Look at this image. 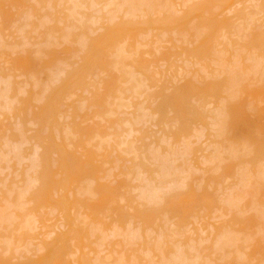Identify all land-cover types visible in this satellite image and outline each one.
<instances>
[{
  "label": "bare ground",
  "instance_id": "1",
  "mask_svg": "<svg viewBox=\"0 0 264 264\" xmlns=\"http://www.w3.org/2000/svg\"><path fill=\"white\" fill-rule=\"evenodd\" d=\"M1 1V3H2V0H0ZM10 1V0H9ZM31 1V0H30ZM30 1H28V0H20L19 1V5H18V8L15 10L14 8L13 9H11V7L13 6V7H15L14 5H11V7L10 6H5V7H10V11H16V12H1V15H2V13H3V15H5V16H7V17H5V20H4V16H2L3 18V20L1 19V17H0V19L3 21L2 23H0V35L2 36H0L1 37V39H0V53H4V51H5V48L7 47L6 46V44H8V43H6L8 40H5V39H8V37L6 36V35H8L9 37H11V35H12V37H13V35L15 36V35H18V33H19V36H23V37H16V38H18L19 40H21V39H27L28 38V40L30 41V40H32V41H34L33 43L35 44V49H32V48H34V47H32V46H34V44L32 45V44H29L28 46L26 45L27 44V42L28 41H26L24 44L27 46L26 48H28L29 47V49H25V50H23V44H21V45H19V47L21 46L22 47V49H21V47H20V49L22 50H19L18 49V47L16 48V51H17V49L19 50V52L21 51L22 53L21 54H19V52L17 51H15L13 54H15L16 56H18V57H16V58H13V54L11 53H9L10 52V50L12 49V51H14V49H15V46L14 47H12L11 49H8L9 48V44H8V47H7V50H9V52L7 51V54L8 55H12V59H10V57H9V59L7 60H2L1 61V56H2V59H5L6 58V56L3 58V55L2 54H0V80H1V82H2V84H4L3 86H0V115H1V117H2V115L5 113V114H8V115H10V114H12V115H14V117L15 118H13V119H15V121H16V119H18L19 121V127L18 126H16V127H18V129L16 128L15 129V127H14V129H15V132H11V134L9 133V131H10V128H11V131L13 130V126L14 125H12L13 123H11L10 122V124L12 125V127H11V125L9 126V121L7 120L6 122H7V128L5 127L4 128V126H6V122L4 123V120L5 119H3L1 122L2 123H4L3 124V126H2V123L0 122V127L2 126V128H4V129H6V131L7 132H5L3 129H1L0 128V130H3L4 131V133L6 134V135H8V137L4 134V133H2V134H0V163H2V162H8V161H6V160H10V158L11 157H7V154H8V156H10V147H12V150H13V146H12V144H15L14 145V147H15V151H11L12 153H13V157L11 158L12 160H15V162H14V164H16V162L18 163V166L20 165L19 163H22V162H24V160L26 161V159L30 156V155H34V157H35V161H36V164H37V162H39L38 163V168H39V170L38 171H36V169H37V166H36V164H35V170H34V167H32L33 165H32V162H33V158L29 161V159L27 160L28 162H30V163H28V164H30V165H32L31 167H32V170L34 171V172H36L35 173V175L34 176H36V177H34V179H33V183L35 182L34 180L36 179L37 181H38V184H36L35 183V185L32 183L31 184V186L33 185V187L35 188H32L31 186H30V183L28 184V182H32V180L31 179H29L28 180V178L27 177H29L30 175H27L28 174V171H29V169H31V167H27V169H25L24 171L25 172H23V171H21V170H23L22 168H21V170H20V172H23L22 174L23 175H25V179L28 181V182H26L27 183V186H30V188L29 189H31L30 191H29V189L27 190V186L25 185L24 186V179H20L19 178V180L18 181H16V180H13L14 178H16V179H18V177H20V175L18 174V173H20V172H17V171H19V170H17L16 171V169H18V168H20V166L18 167V168H13L14 169V171L18 174V177H12V175L14 174H12V175H10V173H8L9 175H7V177H5V176H3V177H5V178H2V176L0 175V187L2 188H0V229L2 228V229H4V231L6 230H8L7 232H6V234L7 235H4V236H1L0 235V264H69V262L70 261H72L71 259H73V258H69V256L70 255H74V256H72V257H75L76 255H78V249H80V251L81 252H79L80 254L78 255V257L76 256V260L74 261V263H78V264H207L206 262H200L199 260H197L196 259V257L198 256V254L200 255V257H203V259H205V257L207 256V255H209V253H211L212 255H213V257H214V260L216 261V263H218V260L219 259H221V257H222V260H219V261H221V263H219V264H223V262H225V261H227L226 262V264L228 263V264H240L242 261L244 262H248V261H246V260H248V259H246L248 256V254L250 255V252L249 253H246L245 252V248H248V247H246V246H249V245H251V244H255V243H257L258 245L256 246V245H254V247L256 246V248L257 247H260L259 246V242L261 243V246L262 247H264L262 244V242H264L263 240H264V235L262 236V238H261V240L259 239V237H257L258 238V240L257 239H255V238H253V240H254V242L253 243H248L249 242V240H248V242H246V244H245V241H247V239H246V237L245 236H247L248 234L246 233H244V232H249V229L248 230H246L245 228H243L244 226L246 227V225H248L249 227H247V228H250L251 229V227L253 226V225H249V223H248V221L249 222H252L254 219H255V217L257 216L258 218H260V216H261V214L258 216L257 215V211L256 212H253V213H255V214H251L252 212H250V214H251V216H250V218H249V215H244L245 216V218H249L248 219V221L246 222V219L244 220L242 217L240 218L242 221H244V222H240L241 220L238 218L239 216H238V213H237V210L239 209L240 211L242 210V208L243 207H241V209L240 208H237V207H240L239 205H238V203H236L235 202V199L236 198H234V205H235V207H233V208H235V211H236V213H235V211L233 210V208H232V206H231V208H230V210H231V213L230 212H227V210H228V208H226V209H224V207H228V204H227V206H226V204L225 205H222L221 203H222V201H226V198L225 199H220L221 197L219 196V195H217L218 193H216L217 191H216V189H215V195H214V193H213V191L210 193V191L209 190H211V189H202L201 190V183H205V181H207L206 179L204 180L203 178H204V176H202V175H206V172H207V174L210 172V170H211V168H210V170L209 169H207L206 168V170H209V171H206L205 172V170H204V172H203V174L200 176V178H199V176L197 177V175H196V178H195V180H193L192 179V181L194 182V181H197V180H200V179H202V180H200L199 182L197 181V187H199V188H197V187H194L196 190H194L192 187H186V185H185V187L186 188H183L182 190L183 191H178V190H181L180 188H177L176 187V189L175 190H177V191H172V189L171 190H169V188H168V192H167V190H164L165 192H166V194H165V192H163V190L162 191H160L159 190V192H157L156 190H155V194H154V192H152V190L154 191V189H155V187L158 185H156L155 187H151V185L149 186V182H153L152 180H155L154 178V176L152 175L153 174V171L155 170V169H153V171H151L150 172V174L153 176V177H151L150 178V176L151 175H147V176H149V177H144L145 176V174L147 173V171L145 172V174H144V172H143V174H144V176H143V174H142V169H144V168H141L143 165L145 166V164H143L144 162H143V159L142 158H144V157H141V159H142V161H140V159L138 158L141 154L139 153L138 155L139 156H137V153H136V151L139 149V147H141L142 149H143V147L142 146H139L138 148H136V147H134V145H126V147L127 148H125L124 147V149L126 150L127 149V151L130 153V154H133V157H135V159H132V160H135V162L133 161V164H131L130 163V165H132V167H130V165H129V167H128V169L125 167V168H122L123 170H125L126 169V171L128 170V172H129V175H127V173H124L125 175H122L123 176V178L127 175V177L125 178V179H123L122 178V180L121 181H117L116 182V184L117 183H119L120 185V187L122 186V187H124V190H127L126 188H128V187H130V190H131V186H132V181H134L135 179V181H137V177L139 176V174H140V176H143V179L141 178L140 179V183H139V185L142 183H144V189H143V185L141 186V188L144 190V192H141V190L140 191H138V194L136 195V196H134V193H131V194H129L130 192H129V189H128V191H125V192H122L123 194L125 193L126 194V196H127V192H129L128 194L130 195H128V200H127V205H128V208H127V206L126 205H124V203L122 204V207H121V204L119 205V207H118V202H124V199H122V200H119L118 198L119 197H117L116 195H121V191H122V187H121V191H119V186H118V184L117 185H115V186H118V187H114V186H112V187H109L108 185L106 186H103L102 184H98L97 185V183H96V186H94L93 184H95V179H94V174L98 177V176H100L101 175V177H96L97 178V180L99 179V178H103L104 179V177H105V172L106 171H110L112 168L111 167H109L108 165L109 164H111V165H113L112 164V162L111 163H109L108 165H106L108 162V159H104V161H102L101 160V158H103V155H102V157H99V159H98V155L99 156H101V154L105 151H101L102 149H106V143L108 142L107 140L108 139H111V138H109V137H106V138H108L107 140H105L106 138H104L105 136H104V134L106 135L107 133H106V131L107 130H111L112 128H109V129H106V127H108V125H102V124H99V123H90V124H88V125H85L86 124V122L85 123H83L82 124V122L85 120V118H86V114H88L89 113V107H90V109H91V107H92V104H94L95 106H96V110H95V112H94V114L93 115H95L96 117H103V118H105V117H107V116H111V114H113L114 112H115V110H113V108H109V106L107 107V106H105V104H104V99H106V97H104L105 96V94H106V96L107 97H112L113 98V100L116 98V100L117 99H119L118 98V94H117V91H120V90H118L116 87H114L115 86V79L116 78H118V76L120 75V79H122V81H123V79L125 78V81H127V82H129L130 83V81L132 82H134V84H131L130 83V85H129V83H127L128 84V86H129V88L130 87H132L133 89V93H135V91H134V87H135V89L137 90L138 89V91H139V87H140V89H141V86H140V83L142 84V87L144 86V87H146L147 88V84H146V86L143 84L144 82H141L142 80L141 79H139L140 77H135L136 75H134V73H135V71H132V70H134V69H130L128 66H126V64H125V60H127V62L128 63H130V62H132V63H136V62H138V60H140V62H138L137 63V66H138V68H140L139 67V65H141V62L143 61V59L141 60V58H144L143 56L142 57H139V56H141V55H139L138 57L139 58H137L136 57V55L138 54V53H140V51L139 52H137V50L139 49V47H138V49L136 48V45L134 44V43H136V41H134V38H135V36H137L136 34H139L140 32H137L134 36H133V34H131V33H133L135 30L137 31V30H139L137 27L138 26H140V25H144L143 23H145L146 25H144V26H147L148 24H150V22H152L153 20H152V15H151V13H150V11H152L151 10V8L152 7H156V6H159L158 4H160L159 3V0H32V1H34L33 3L31 2L30 3ZM163 1V0H162ZM161 0H160V2H162ZM174 1V0H173ZM176 1V0H175ZM216 1V0H215ZM232 1H235V0H217L216 2L218 3V5H219V9H220V6H222V5H224V4H227L228 5V3H230V2H232ZM238 1H241V0H238ZM238 1H236L235 3H238ZM255 2H257L256 3V5L258 4V1L260 2L257 6L254 4V3H251V4H253V6H255L256 8H255V12H259L260 13V15H262V16H260V18H264V0H254ZM3 2H5V5H6V3H10V2H8V0H4ZM165 2V1H164ZM204 2V3H203ZM203 2H197V3H195V4H191L192 6H190V7H188V8H186L181 14L179 13V15H177V14H171V13H164L163 14V17L161 18V19H159V20H156L155 19V27H156V25H157V23L159 24V27H161L162 29L161 30H163V31H165L164 29V27H166L165 25H167V27H166V29L168 30H170V28H174L173 30H176L177 28L176 27H174V26H177L178 27V25L177 24H173V21H174V23H176V21H180V20H183V19H185L186 17H188V16H197L198 17V19H200V20H198V21H201V22H198L199 23V27L201 26L203 29L205 28V29H207L209 32H207V30H206V34L203 32V34L200 36V38H198V39H200V41H199V43L196 45V51L198 52V56H197V52H195L194 51V53L196 54V57L200 60V58H201V61H203L204 62V65H205V61H207V63L209 64V62L210 61H212V57H211V50L213 51L214 50V48H213V46L215 45V44H217V42L218 41H216V35L219 33L218 31H221V30H218V29H221V28H224V27H227V29H228V26H233V23H232V20L230 19V21H228V18H227V21L225 22V23H220V21H219V19H218V21H219V28L216 26V28H217V30L216 31H214V29H213V27H215V25H217L216 23H217V21L215 20V19H217V18H220V17H222L221 15H222V13L221 12H218V13H215V11L214 12H211L210 10H211V8H212V6L214 5H212V3H210V2H213V0L212 1H208L207 3L205 2V1H203ZM216 2H214V3H216ZM244 2H248L247 0L246 1H244ZM217 3H216V5H214V9L216 10V6H217ZM234 3V4H235ZM3 4V3H2ZM1 4V5H2ZM10 4H12V3H10ZM9 4V5H10ZM107 4V7L109 6L110 8H106V7H104V9L102 8V11L103 10H105L107 13H109V11L108 10H110V12L111 11H115V13L116 14H123V15H125L126 13H128V14H130L129 13V11L130 10H137V12L136 13H138V10H139V14L141 13H143V14H145V17L147 16V18H149L147 21H145V22H141V21H139V25H138V23L136 24V23H133V21H123V20H118L117 19V16L114 14V13H112V15H113V17H114V19H113V17H112V15L110 14H108L109 15V17H111L112 18V20H113V22L114 21H118V22H115V23H113L112 22V20H111V18H110V20H111V22L110 21H108V23L107 24H99V22L97 23V22H94V24L95 23H97L98 25H100L99 26V30H98V28H97V30L100 32H98L97 33V35H96V31L94 30V32L93 31H91L92 29H94V28H92V26H95L94 24L92 25V23H93V20H97L96 18H92V16H93V14L95 15V11H94V9H91V8H95V10H96V12H97V14L99 15V13H98V9L99 8H101V6H104V5H106ZM206 4H208V5H206ZM210 4L212 5L211 7H210ZM242 4V3H241ZM245 4V3H244ZM250 4V5H251ZM100 5V6H99ZM208 7H206V6ZM249 5V6H250ZM3 6H4V4H3ZM26 6V7H25ZM97 6V7H96ZM160 6H161V4H160ZM159 6V7H160ZM168 6H170V5H167L166 7H168ZM243 6V5H242ZM248 5H247V7H249ZM99 7V8H98ZM166 7L164 8V9H166ZM171 7V6H170ZM169 7V8H170ZM229 6H227V8H228ZM236 7V6H235ZM244 7H245V5H244ZM29 10H28V9ZM45 8V10H46V12L45 11H43V9ZM107 10H106V9ZM156 8H158V7H156ZM161 8H162V6H161ZM173 8V7H172ZM171 8V9H172ZM209 8H210V10H209ZM218 8V7H217ZM229 8H231V7H229ZM228 8V9H229ZM251 8L252 9H254V7H252V6H250V8H246L248 11H249V9L251 10ZM0 9H1V7H0ZM94 12L93 14L90 12L91 10ZM170 9V10H171ZM205 9L207 10L208 9V12L206 13L205 12ZM213 9V10H214ZM219 9H217V10H219ZM232 9V8H231ZM230 9V10H231ZM240 9V8H239ZM243 8H241L240 10H238V7H237V9L236 10H234L235 11V13H232L233 14V16H234V19H235V17H239L238 18V20H240L241 18L243 19V17L247 20V17H250V14L248 13V12H246V13H248V14H244L243 12H245L244 10H242ZM4 10H6V9H4ZM9 10V9H8ZM39 10H40V12H41V10H42V14L44 15V16H40L39 14H41V13H39ZM153 10H155L154 8H153ZM156 10H160V9H156ZM163 10V9H162ZM167 10H169V9H166V11ZM216 10V11H217ZM225 10V9H224ZM227 10V9H226ZM90 13H89V12ZM101 12V11H100ZM118 12V13H117ZM157 12V11H156ZM160 12H162V11H160ZM205 12V13H204ZM211 12V13H210ZM255 12H254V14H255ZM103 13L105 14V12L103 11ZM133 13V12H132ZM224 13V12H223ZM251 13V12H250ZM252 13H253V10H252ZM252 13H251V15H252ZM259 13L257 14L258 16H259ZM23 14H25L26 15V17H25V15H23ZM41 14V15H42ZM92 14V15H91ZM103 14V15H104ZM138 14V15H139ZM155 14H157V13H155ZM204 14H207V16H205ZM219 14H221V15H219ZM244 14V15H243ZM0 15V16H1ZM20 15H23L24 17H22V16H20ZM100 15H101V13H100ZM108 15H107V19L109 18L108 17ZM122 15V16H123ZM127 15V14H126ZM175 15V16H174ZM177 15V16H176ZM224 15V14H223ZM226 15V14H225ZM245 15H246V17H245ZM17 16H19L20 18L22 17V18H25L26 20H24L23 22H21V21H19L20 20V18H18ZM142 16V15H141ZM155 16V15H154ZM158 16H160V15H158ZM191 16V17H192ZM227 16V15H226ZM226 16H225V18H226ZM231 16V15H230ZM254 16V15H253ZM256 16V15H255ZM254 16V19H256V17ZM257 16V17H258ZM40 17H44V19L42 18V20H44V22L43 21H39V23H36L37 21L35 20L36 18H40ZM116 17V18H115ZM144 17V16H143ZM241 17V18H240ZM7 18V19H6ZM16 18H18L19 20H17ZM92 18V19H91ZM100 17H98V19H99ZM133 18V17H132ZM131 18V19H132ZM224 18V17H223ZM224 18V19H225ZM233 18V17H232ZM262 18V19H263ZM41 19V18H40ZM39 19V20H40ZM47 21H46V20ZM107 19H101V21L103 22V20H106V22H107ZM115 19H117V20H115ZM124 19V18H123ZM178 19H180V20H178ZM193 19H194V17H193ZM221 19V18H220ZM244 19V20H245ZM253 19V18H252ZM252 19H251V17H250V20L252 21ZM1 20H0V22H1ZM91 20H92V23H91ZM109 20V19H108ZM244 20H242V23H240L241 25V27L237 24V23H235L236 25H238V28H242V30H244L243 31V33H245V32H247V28H249V27H251L252 25H254L253 23H251L252 25L250 26V23H248V21H246L247 22V24H249V26L248 25H246L245 27H244V25L243 24H245L246 22H244ZM249 20V19H248ZM249 20V21H250ZM259 20V19H258ZM261 20V19H260ZM8 22L9 24H8V32H6V26H7V23H5L6 25H4L3 23L4 22ZM17 21H19V22H17ZM99 21V20H98ZM250 21V22H251ZM256 21V20H255ZM264 21V20H263ZM16 22V23H15ZM48 22H49V24H48ZM137 22V21H136ZM140 22H141V24H140ZM170 22H172V23H170ZM216 22V23H215ZM229 22V23H228ZM237 22V21H236ZM257 22V21H256ZM260 22V21H259ZM259 22H257V23H259ZM17 23H19V24H17ZM91 23V24H90ZM111 23H113V24H111ZM186 23V22H185ZM198 23L197 24H195L194 26H192V27H190V25H192V23L189 25V27L191 28V29H194L193 27H195L196 25L198 26ZM201 23V24H200ZM215 23V24H214ZM228 23V24H227ZM231 23V24H230ZM1 24L2 25H4L3 27H5V29L6 30H4V28L1 26ZM17 24V26H15V25ZM168 24L170 25V26H168ZM181 24H183V23H181ZM181 24L179 25V26H181ZM187 24V23H186ZM186 24H183L181 27H185V25ZM262 24H264V22L262 23V21H261V24L260 25H262ZM137 25V26H136ZM172 25H174L173 27H172ZM221 25V26H220ZM224 25H226V26H224ZM236 25H234L235 27H236ZM258 25V24H257ZM148 26H150V25H148ZM147 26V27H148ZM163 26V27H162ZM196 26V28H197V30H196V32L193 30V32L194 33H191V34H197V36H198V32H200V30L198 29V27ZM223 26V27H222ZM264 26V25H263ZM262 26V27H263ZM2 27V28H1ZM98 27V26H97ZM142 26H140L139 28H141ZM169 27V28H168ZM181 27H180V29H181ZM187 27V26H186ZM185 27V28H186ZM235 27H234V29H235ZM243 27H244V29H243ZM247 27V28H246ZM253 27V26H252ZM102 28V29H101ZM149 28V27H148ZM148 28H142V32L143 31H145V30H147ZM158 28V27H157ZM164 28V29H163ZM183 28L181 29V30H179L178 32L180 33V35L179 36H181V32H182V30H183ZM201 28V29H202ZM238 28H236V29H238ZM253 28H255V26L253 27ZM264 28V27H263ZM77 29V30H76ZM144 29V30H143ZM179 29V28H178ZM177 29V30H178ZM227 29H225V30H227ZM231 29V27H229V30ZM235 29V30H236ZM251 29V28H250ZM262 29V28H261ZM19 30H20V32H19ZM102 30V31H101ZM159 30V29H158ZM168 30V31H169ZM176 30V31H177ZM188 30H189V28H188ZM229 30H227V33L229 32ZM252 31H251V33H250V31L248 30V32H247V34L248 33H250L251 34V37H252V34H253V37L252 38H248V39H246V42L244 41V35L245 34H242V36H240V37H243L242 39H240V40H242V42L243 43H241V41L239 40V43L238 44H245V46H249L250 44V46H255L254 48L255 49H257V48H259V47H262L263 46V43H264V31H262V30H260V28L258 29L259 31H261L260 33H258L257 31H256V29H251ZM255 30V31H254ZM264 30V29H263ZM21 31H23L22 32V34L23 35H21ZM78 33H77V32ZM149 31V30H148ZM201 31H203V30H201ZM205 31V30H204ZM224 30H222V32H223ZM255 32V33H252V32ZM6 32V33H5ZM92 32H93V35H92ZM121 32H123V34L125 35V33H127L125 36L121 33ZM171 32V31H170ZM174 32V31H173ZM190 32H191V30H190ZM214 32L216 33V32H218L216 35L214 34ZM237 32L238 31H236V34H237ZM135 33V32H134ZM146 34H147V32H145ZM165 33V32H164ZM186 33V32H185ZM185 33H182L183 35V38H184V40L186 39L187 40V38H186V35L184 36V34ZM200 33H202V32H200ZM212 33L214 34L213 35V37H212ZM224 33H226L225 31L223 32V33H221L222 34V36L224 35ZM226 33V34H227ZM232 33H235V32H233L232 31ZM242 32L241 31H239L238 32V34H241ZM91 34V36H89ZM120 34H122V35H120ZM131 34V36H133V37H130L129 35ZM151 34V33H150ZM171 34V33H170ZM177 35H178V33H176ZM187 34H189V35H191L190 33H189V31H187ZM221 34L219 33V35L221 36ZM231 34V33H230ZM237 34V35H238ZM250 34H249V36H250ZM4 35H5V37H7V38H4ZM118 35L119 36H122V37H119L118 39L120 40H116V38L118 37ZM147 35H149V34H147ZM173 35V34H172ZM189 35H187L188 37H189ZM194 35V36H195ZM255 35V36H254ZM95 36V37H94ZM123 36H124V38H123ZM128 36L130 37V38H128ZM141 36H144L145 37V35H141ZM150 36V35H149ZM159 36H160V34H159ZM220 36H218V38H217V40L219 39V37ZM14 37V40L15 41H13V39L12 40H10L11 38H9V40L10 41H12V42H9L10 44H12L13 42H16V41H18V44L21 42H19V40H17L16 38ZM148 37V36H147ZM146 37V38H147ZM153 37V36H152ZM158 37V36H157ZM161 37V40H162V36H160ZM166 37V36H165ZM177 37V36H176ZM191 37V36H190ZM214 37H215V42H214ZM237 37V36H236ZM21 38V39H20ZM120 38H122V39H120ZM125 38H128V39H125ZM132 38H133V40H132ZM155 38V37H154ZM169 38H170V36H169ZM182 38V39H183ZM238 38V37H237ZM129 39H131L133 42H131V40H130V42H126L125 43V41H129ZM138 39V38H137ZM139 39H140V36H139ZM138 39V40H139ZM159 39V38H158ZM165 39V38H164ZM171 39V38H170ZM175 38L173 37V40L171 39V40H169V42H174L175 41V43H174V45L177 43V44H179V42L178 41H181L182 39H181V37L179 38V39H181V40H177V39H175ZM190 39V38H189ZM195 40V39H197V38H192L191 37V39L190 40ZM197 39V40H198ZM228 39V38H227ZM230 39V38H229ZM250 39H252L251 41H248V40H250ZM123 42H122V41ZM143 40H145V41H147L145 38L143 39ZM156 40V39H155ZM160 40V41H161ZM177 40V41H176ZM183 40V41H184ZM185 40V41H186ZM193 40H192V44H195V41H194V43H193ZM197 40H196V43H197ZM238 40V39H237ZM236 40V41H237ZM31 41V42H32ZM140 41V40H139ZM142 41V40H141ZM156 41H158V40H156ZM163 41V40H162ZM165 41V40H164ZM181 42V45L184 43V46L185 45H187V44H191V41H187V44L185 43V41L184 42ZM213 41V42H212ZM221 42H223L222 40H220ZM231 41V40H230ZM229 41V42H230ZM73 42V43H72ZM76 42H78L82 47H80V45L78 44V43H76ZM150 42H152V41H148V45L144 42V45L146 44L147 46H149V43ZM154 42V41H153ZM165 42H167V40L165 41ZM172 42L170 43V44H172ZM188 42H190V43H188ZM224 42H225V40H224ZM22 43H23V41H22ZM29 43V42H28ZM67 43V44H66ZM159 43V42H158ZM235 43V42H234ZM250 43V44H249ZM59 44L62 46L63 44H66V45H70V44H73V45H79L75 50L77 51H75V53L72 51H69V50H71V49H68V51H69V53L71 52V53H74L73 55L71 54L70 55V58H73V59H71V60H73V62L72 63H76L75 61H74V59H75V56H77L78 54V52L80 51V54H82L83 52V55H79L78 57H79V59L76 57V59H78V60H80L81 58V60L79 61L80 62V65H79V67H75L74 68V66L72 67V68H69V69H67V67H70L69 65H71V62L70 63H68L69 62V60H65L63 57H61V58H59V60H58V53L59 52H62V50H61V48H59L60 46H59ZM121 44V45H120ZM138 44V43H137ZM142 44V43H141ZM141 44L140 45H137V46H141ZM154 44H156V42H154V43H152L151 44V46L152 45H154ZM161 44H162V42H161ZM164 44V43H163ZM219 45H220V43H218ZM224 44H226V43H224ZM233 44V43H232ZM231 44V45H232ZM247 44V45H246ZM249 44V45H248ZM261 44H262V46H261ZM14 45V43L11 45V46H13ZM16 45H17V42H16ZM146 45L144 46V47H146ZM158 45V44H157ZM168 46H169V44H167ZM166 45V46H167ZM213 45V46H212ZM222 45V44H221ZM229 44H227V46H228ZM236 45V44H235ZM6 46V47H5ZM32 48H31V47ZM57 46H58V48L61 50H56L55 48H57ZM72 46V45H71ZM116 46V50H115V47ZM118 46V47H117ZM162 46V45H161ZM160 46V47H161ZM165 46V47H166ZM171 46V45H170ZM173 46V45H172ZM180 46V45H179ZM192 46V45H191ZM216 46V45H215ZM224 46V45H223ZM226 46V45H225ZM242 46V45H241ZM244 46V45H243ZM242 46V49L244 48ZM80 47V49H78ZM142 47H143V45H142ZM154 47V49H155V45L153 46ZM152 47V48H153ZM159 47V48H160ZM164 47V46H163ZM164 47V48H165ZM175 47H177V46H175ZM174 46L173 47H171V48H175ZM190 47V45L189 46H187L185 49H188ZM229 47H230V45H229ZM228 47V48H229ZM233 47V46H232ZM236 47V46H235ZM83 48V49H82ZM84 48H86L85 49V51H83L84 50ZM147 48H151V47H147ZM162 48V47H161ZM169 48V47H168ZM177 48H179V47H177ZM191 48V47H190ZM227 48V47H226ZM4 49V51L3 52H1L2 50ZM32 49V50H31ZM78 49V50H77ZM112 49H114L115 51H111ZM153 49V50H154ZM184 49V48H183ZM232 49H234V47L232 48ZM237 49V48H236ZM235 49V50H236ZM239 49V48H238ZM251 49V48H250ZM82 50V51H81ZM144 50V49H143ZM151 50V49H150ZM195 50V49H194ZM230 50V49H229ZM11 51V52H12ZM58 51V52H57ZM156 51V50H155ZM160 51H161V49H160ZM160 51H159V53H160ZM189 51L190 50H188V54H189ZM215 51V50H214ZM213 51V52H214ZM221 51V50H220ZM220 51H218V52H220ZM234 51V50H233ZM252 51V50H251ZM30 52V53H29ZM82 52V53H81ZM187 51H185L184 50V53H186ZM222 52V51H221ZM228 52V51H227ZM244 52V51H243ZM5 53H6V51H5ZM27 53H29L30 55H28L27 56ZM64 53V52H63ZM67 52L65 51V53L64 54H66ZM69 53L68 54H66L67 56L69 55ZM147 53H149L148 51H147ZM152 53H153V51H152ZM155 53V52H154ZM158 52H157V54H159ZM183 53V54H184ZM191 53H192V51H191ZM210 53V54H209ZM217 53V52H216ZM233 53H235V52H233ZM6 54V55H7ZM23 54V55H22ZM25 54V55H24ZM63 54V55H64ZM151 53H149V55H150ZM194 54V55H195ZM207 54H208V57H210L209 59H211V60H209V59H207ZM213 54V53H212ZM219 54H221V53H219ZM56 55V56H55ZM60 56H63L62 55V53L61 54H59ZM66 55H64V57H67ZM234 55V54H233ZM238 55V54H237ZM242 55V54H241ZM248 55V54H247ZM246 54H245V56H247ZM45 56V57H44ZM82 56V57H81ZM154 56V55H153ZM161 56H164L163 54H162V52H161ZM193 56V55H192ZM251 56V55H250ZM8 57V56H7ZM69 57V56H68ZM149 57V56H148ZM147 57V58H148ZM200 57V58H199ZM204 57H205V59H204ZM243 57H244V55H243ZM248 57H249V55H248ZM252 57H253V54H252ZM257 57V56H256ZM259 57V56H258ZM46 59V60H44V59ZM125 58H127V59H125ZM163 58V57H162ZM165 58V57H164ZM163 58V59H164ZM170 58H171V56H170ZM197 58H196V60H197ZM203 58V59H202ZM238 58H241L240 56L238 57ZM246 58V57H245ZM42 59V60H41ZM62 59H64L63 60V62H62ZM125 59V60H124ZM150 59V58H149ZM149 59H147V60H149ZM155 59V58H154ZM195 59V58H194ZM223 59V58H222ZM89 60V61H88ZM159 60H160V58H159ZM165 60V59H164ZM249 60V59H248ZM198 61V60H197ZM209 61V62H208ZM220 61H221V58H220ZM224 61V60H223ZM245 61H246V59H245ZM250 61V60H249ZM253 61V60H252ZM144 62V61H143ZM142 62V63H143ZM148 62V61H147ZM185 62V61H184ZM199 63H200V61H198ZM197 62V63H198ZM238 62V61H237ZM258 62V61H257ZM257 62H256V64H257ZM261 63H263L262 65H264V62H262V61H260ZM91 63V64H94V65H92L93 67L94 66H96L97 68H101L100 69V71L101 72H98V73H102V72H104V73H106L107 71L105 70V67H107L106 69L108 70V72L107 73H109V72H111L112 74H111V77H110V75L108 76V74L107 75H105L104 73H102V74H104L103 75V77L105 76H108L109 77V79H108V77L107 78H103L102 77V75H101V77H102V80L103 79H106V80H108V81H111L109 84L111 85V83L114 85H112V86H110L108 83H106L107 81L106 80H104L102 83H101V79H99V77H100V75L98 76V75H96V73H91L90 71H87V66L89 65V64ZM123 63H124V65H123ZM206 63V65H208ZM217 63V62H216ZM243 63V62H242ZM259 63V62H258ZM261 63H260V66H261ZM59 64H61V65H67V66H65L64 68H63V66H60ZM78 64V61H77V63H76V65ZM149 64V63H148ZM147 64V65H148ZM173 64H174V62H173ZM219 64V63H218ZM60 66V69L58 70L59 72L58 73H55V70H54V68L56 67V66ZM75 65V66H76ZM123 66V67H121L122 69H123V74L122 73H120V72H117V71H111V69H109V68H112L113 67V69L115 70V69H118L119 71L121 70L119 67L120 66ZM143 65H145V63H143ZM150 66H151V64H149ZM159 65V64H158ZM237 65V64H236ZM54 66V67H53ZM90 66V69H92V66L91 65H89ZM109 66V67H108ZM253 66V65H252ZM257 66V65H256ZM96 67H94L95 69H97ZM127 69H130V70H127ZM130 67H132V66H130ZM146 67H148V66H146ZM170 67V66H169ZM168 67V68H169ZM172 67V66H171ZM174 67V66H173ZM235 67V66H234ZM263 67V66H262ZM66 68V69H65ZM149 68V67H148ZM147 68V70H148V75L149 74H151L153 71L152 70H150L149 71V69ZM153 68V67H152ZM178 68V67H177ZM186 68V67H185ZM258 68V67H257ZM256 68V69H257ZM70 69H72V70H70ZM112 69V70H113ZM125 69V70H124ZM143 69V68H142ZM151 69V68H150ZM170 69V71H171V68H169ZM261 69V68H260ZM262 69H264V68H262ZM53 70H54V72H53ZM138 70H140V69H138ZM201 70H202V68H201ZM200 70V71H201ZM204 70H206V68L204 69ZM250 70H253V67H252V69H250ZM98 71H99V69H98ZM137 71V70H136ZM143 71V70H142ZM144 71L146 72V70H145V68H144ZM152 71V72H151ZM169 71V72H170ZM176 71V70H175ZM203 71V70H202ZM201 71V72H202ZM247 71V70H246ZM249 71V70H248ZM257 71V70H256ZM56 72H57V70H56ZM88 72H90L91 73V75H92V77H94L93 75L95 74L96 75V77H94L95 78V81H97L96 79H97V77H98V80H99V83H97L98 85L101 83V85H103V83L107 86H103L104 87V91L105 92H108V93H104V95H103V89H102V94H101V92L99 91V93H97V92H94L93 94H92V101H93V103L91 104V105H87V107H86V110H84V108H83V106H85V105H83V106H81V103H78V104H80V106L77 104V102H82L83 104H86L85 102L87 101H90V100H84V101H78L77 99H75V100H77V102L74 100V101H71L70 99H73L76 95H78V94H76L77 93V91H76V89H80L81 90V88H82V90H84V88H86L87 87V85H89V84H87V82H86V80L88 79V78H90L89 77V73ZM113 72H115L114 74H113ZM139 72V71H138ZM161 72H162V70H161ZM179 72V71H178ZM251 72V71H250ZM250 72H248V74L250 73ZM258 72V71H257ZM262 72V71H261ZM62 73L64 74V75H62ZM88 73V74H87ZM117 73H119L118 75H116L117 77L114 79L113 78V75L115 76V74H117ZM154 73V72H153ZM211 73V72H210ZM210 73H207V74H209L210 75ZM246 73V72H245ZM244 73V74H245ZM264 73V72H263ZM262 73V74H263ZM58 74V75H57ZM157 74H159L158 72H157ZM163 73H161V75H162ZM168 74V73H167ZM213 74V73H212ZM211 74V75H212ZM253 74H254V71H253ZM257 74V73H256ZM24 76V78H25V82L23 81V82H21V80H20V82L18 81V80H16V77L18 76V77H20V76ZM61 75H62V77H61ZM66 75V76H65ZM143 75V74H142ZM142 75H137V76H142ZM179 75V74H178ZM209 75H207V77H209ZM242 75V74H241ZM247 75V74H246ZM260 75H261V73H260ZM21 76V78H23ZM63 76H65V77H63ZM88 76V78L86 79V77ZM150 77L149 78H151V76H153L152 78H155L154 77V74L152 75H149ZM201 76V75H200ZM205 76H206V74H205ZM214 76V75H213ZM217 76V75H216ZM239 76V75H238ZM238 76H237V78H238ZM100 77V78H101ZM144 77V76H143ZM146 77V76H145ZM144 77V78H145ZM157 77V76H156ZM180 77V76H179ZM198 77H199V75H198ZM203 77V76H202ZM215 77V76H214ZM234 77V76H233ZM244 77V76H243ZM256 76H254V77H252V78H255ZM258 77H259V73H258ZM261 77V76H260ZM262 77H263V75H262ZM261 77V78H262ZM57 78H58V84H56V85H53L52 84V82L53 83H55L56 82V80H57ZM94 78H92V80H94ZM111 78V79H110ZM136 78V79H135ZM144 78H143V80H144ZM159 78H161V77H159ZM172 78V77H171ZM216 78V77H215ZM218 78V77H217ZM246 78H248V77H246ZM252 78H250V79H252ZM18 79V78H17ZM32 80V84H30V82L28 83V85H27V82H28V80ZM59 79H60V81H59ZM203 79V78H202ZM250 79H248L249 80V82H250ZM7 81V83L5 82L4 83V81ZM91 80V81H92ZM117 80H119V78L117 79ZM141 80V81H140ZM152 80V79H151ZM156 80V79H155ZM189 80H191V78L189 79ZM189 80L188 81H185L186 83L187 82H189ZM199 80H201V79H199ZM229 80H231V79H229ZM234 80V79H233ZM242 80V79H241ZM241 80H240V82H241ZM55 81V82H54ZM64 82V84L62 85V86H58L59 85V83L60 82ZM106 81V82H105ZM120 81V80H119ZM148 81H150V79L148 80ZM154 81V80H153ZM165 80H163V84H168V83H166V82H164ZM209 81V80H208ZM207 80L206 81H204L203 82V80H202V82H199L198 83V87L200 88H203L205 85L204 84H206V88H205V91H203V89H202V91H201V89H199L196 85H193L194 87V89H195V87H197V89H199V90H197V89H195V90H197V93H196V91H194L196 94H200L201 95V93H202V95L204 96V95H206V91H208V93L210 94V90H212V91H214V93L216 92H218L219 91V85H220V82H217V81H214L213 83H211L210 84V82H208ZM232 81V80H231ZM243 81V80H242ZM251 81H253V79L251 80ZM258 81V80H257ZM262 81V80H261ZM0 82V83H1ZM43 82H45L44 84H46V86L45 87H43V85H42V83ZM117 82V81H116ZM146 82V81H145ZM156 83H158V82H160V81H155ZM155 82H153V83H155ZM191 83H193V81L191 80L190 81ZM206 82H208V83H206ZM243 82H245V81H243ZM259 82V81H258ZM20 83H22V84H20ZM57 83V82H56ZM90 83H93V82H90ZM120 83V82H119ZM123 83V82H122ZM121 83V84H122ZM161 83V82H160ZM159 83V84H160ZM173 83H174V81H173ZM180 83V82H179ZM203 83V84H202ZM231 83V82H230ZM247 83V82H246ZM251 83V82H250ZM261 83V82H260ZM259 83V84H260ZM2 84H0V85H2ZM118 84V83H117ZM116 84V85H117ZM126 84V82L124 83V85ZM126 84V85H127ZM152 84V83H151ZM158 84V85H159ZM190 84V83H189ZM188 83H187V85H189ZM242 84V83H241ZM244 84V86L242 87V89H240L241 90V92H239V93H237L238 91H240V90H238L236 93L237 94H239V95H241L243 92L244 93H247V91H249V90H251L252 88H250L249 90H248V87L251 85H246V87H245V83H243ZM263 84V83H262ZM262 84H260L262 87H261V89H263L264 88V85H262ZM25 85H27V87L30 85H32V87L31 88H33V89H31V88H29V89H31L30 90V92H28V90H27V88L25 89ZM41 85V86H40ZM101 85H99L100 87H101ZM184 85V87H185V89H186V91H185V93L187 92V90L188 89H191V90H188V91H193L194 89L191 87V86H188V89L186 88L187 87V85H185V83H183L182 84V86ZM192 85V84H191ZM201 85V86H200ZM202 85H203V87H202ZM235 84H233V86H234ZM256 85V84H255ZM260 85H258V87H256V89L258 88H260ZM39 86H40V88H39ZM127 86V87H128ZM151 86H154V84H152ZM157 86V85H156ZM155 86V87H156ZM161 86H162V84H161ZM176 86V85H175ZM175 86H172L173 88H171L172 90L173 89H175L176 90V88H175ZM179 86V85H178ZM181 85L179 86L181 89L183 88ZM237 86V85H236ZM248 86V87H247ZM43 87V88H42ZM91 89H89V88ZM87 88L89 89V91H91L92 92V90L93 89H95L94 87H92L91 85L90 86H88ZM118 87V86H117ZM143 87V88H144ZM149 87V86H148ZM158 88H160L159 86H157ZM164 87H166L167 88V86L166 85H164ZM177 87V86H176ZM191 87V88H190ZM245 87V88H244ZM252 87V86H251ZM93 88V89H92ZM99 88V87H98ZM97 88V89H98ZM102 88V87H101ZM107 88V89H106ZM122 89L124 88V87H121ZM151 88V87H150ZM162 88H163V86H162ZM170 88V86L167 88V89H169ZM234 88V87H233ZM239 88H240V86H239ZM238 88V89H239ZM36 89V90H35ZM39 89V90H38ZM126 89V91H127V88L125 87L124 88V90ZM131 89V88H130ZM164 89V88H163ZM167 89H166V95H167ZM184 89V88H183ZM193 89V90H192ZM230 89V88H229ZM253 89H255V87L253 88ZM255 89V90H256ZM257 89V90H258ZM81 90V91H82ZM99 90H101V89H99ZM108 90V91H107ZM144 90V89H143ZM147 90V89H146ZM160 90L161 89H159V92L158 93H160ZM174 90V91H175ZM177 90H178V87H177ZM235 90V89H234ZM242 90H243V92H242ZM264 90V89H263ZM122 91V90H121ZM131 91V90H130ZM138 91L135 93V94H139L140 96L139 97H141V96H143V95H141L140 93H138ZM168 91H170V89L168 90ZM174 91H172L173 93V95H174ZM182 91V90H181ZM199 91H201L200 93H198ZM236 91V90H235ZM23 92H25V93H23ZM84 93L86 92L87 93V90L85 89L84 91H83ZM83 92L81 93V95H83ZM91 92H90V95H91ZM123 92V91H122ZM128 92V91H127ZM147 92H149V91H147ZM163 92H164V90H163ZM203 92H205V93H203ZM233 92V91H232ZM231 92V93H232ZM253 92H255L254 90H253ZM253 92H251V94H253ZM259 93H260V90L258 91ZM85 93V94H86ZM130 93V92H129ZM128 93V94H129ZM131 93H132V91H131ZM141 93H142V91H141ZM144 93V92H143ZM142 93V94H143ZM157 93V92H156ZM157 93V94H158ZM170 93H171V91H170ZM185 93H180L179 91H178V94L176 93L174 96H172V94H168L167 96L168 97H170V98H168L167 99V97H166V99L164 98V95H163V99L160 101V104H159V106H158V108L159 107H162L163 106V104H165L164 105V108H175V109H173V112L176 110L177 111V108H179V106H180V102H181V104H183L184 103V105H182V109H185L186 107V111H189V109H188V105L185 103L186 102V100H187V103L189 104V102L193 105V107H195L196 106V104H195V106H194V104L191 102V100H190V97H188V92L185 94ZM194 93V94H195ZM212 93V92H211ZM235 93V92H234ZM250 93V92H249ZM259 93H256L255 92V95H259ZM262 94H264V92H261ZM21 94H23L21 97L22 98H20L19 97V95H21ZM28 95L27 97H25V98H23V96H25V95ZM144 94H147L146 92L144 93ZM149 94H150V92H149ZM154 93H152V95H153ZM161 94V93H160ZM160 94H158V95H160ZM184 94V95H183ZM195 94V95H196ZM233 94V93H232ZM87 95H88V99L90 98L89 96V92L87 93ZM102 95H103V97H102ZM155 96H156V94H154ZM154 95L151 97V99L150 100H153V102L155 103V101L156 100H158V98L160 97H156L155 98V101H154ZM165 95V96H166ZM181 95H182V97H181ZM185 95H187V97L185 96ZM200 95H199V97H200ZM215 95V94H214ZM235 95V94H234ZM74 96V97H73ZM79 96H80V94H79ZM121 96V95H120ZM128 96H131V95H128ZM178 96H179V98H182L181 99V101L180 100H178L179 98H178ZM184 96V97H183ZM198 96V95H197ZM208 96V94L204 97V98H206ZM241 96H243V95H241ZM241 96H239L240 98H241ZM262 96V95H261ZM86 97V95L84 96V98ZM134 98H135V96H133ZM138 97V98H139ZM146 97V96H145ZM149 97V96H148ZM174 98V100H173V98ZM186 97V98H185ZM202 97V96H201ZM252 97H257V96H252ZM102 98H104V99H102ZM111 98V99H112ZM122 98H123V96H122ZM122 98H121V100L119 99V100H117V101H120V102H117L116 103V101H115V103L116 104H112V102L113 101H111L110 102V106L111 107H121V104L123 103V106H124V108H125V106L126 105H128V103L127 104H125L126 102H128L129 101V99H128V101H126L125 102V100H124V102L122 101ZM134 98H133V100H134ZM147 98V97H146ZM146 98H145V101H146ZM150 98V97H149ZM172 98V99H171ZM178 98V99H177ZM188 98V99H187ZM204 98H202V99H204ZM210 98V97H209ZM261 98V97H260ZM44 100V102H46V103H44L43 101H41L40 103V105H42V104H45L44 105V107H43V105L41 106L42 108L40 109L39 107H40V105H39V107H37L38 105L37 104H39V103H37V100ZM78 99H79V97H78ZM87 99V98H86ZM136 99H137V97H136ZM140 99V98H139ZM142 99V98H141ZM176 99L178 100V101H176ZM197 99V98H196ZM235 99V98H234ZM34 100H36V101H34ZM68 100H69V102H68ZM80 100V99H79ZM94 100H95V102H94ZM144 100V99H143ZM142 100V101H143ZM149 100V99H148ZM171 101V105H173V107H169V104H167L166 102H170ZM188 100H189V102H188ZM205 100V99H204ZM258 100V99H257ZM261 100V99H260ZM36 102L35 104L37 105V106H34V107H37L36 109L34 108V107H32L31 105L29 106L28 104H30L31 102ZM136 101V100H135ZM141 101V102H142ZM164 101V102H163ZM173 101H174V103L175 104H173ZM198 101V100H197ZM201 101V100H200ZM33 102H32V104H33ZM107 102H109V98H108V100H107ZM140 102V103H141ZM149 102H151V101H149ZM158 101H156V103H157ZM161 102L163 103L162 105H161ZM202 102V101H201ZM89 103V102H88ZM138 103V102H137ZM142 103H144V104H146V105H150V104H152V103H148L147 104V102H142ZM154 103H153V105L152 106H150V107H153V109H154V106L156 105H154ZM222 103V102H221ZM228 103H230V101L228 102ZM241 103L243 104V101H241ZM125 104V105H124ZM176 104H178V105H176ZM224 104V103H223ZM223 104H221V105H223ZM248 104V103H247ZM26 105H28V107H26V109H25V106ZM113 105V106H112ZM161 105V106H160ZM166 105H168L167 107H165ZM192 105H189V108L192 106ZM200 105V104H199ZM235 104H233L232 105V107H231V109H233L234 107H236L238 104H236L235 106H234ZM122 106V107H123ZM130 106V105H129ZM140 106H142V105H140ZM178 106V107H177ZM231 105L230 104H228V106H227V109H228V107H230ZM234 106V107H233ZM243 106V105H242ZM249 106V105H248ZM80 107H82V108H80ZM119 107V108H120ZM138 106H137V104H136V108H137ZM198 106H196V109H197V111H195L194 109H191L190 110V112L191 113H186V111L185 110H182V109H180L181 108V106H180V110H182L180 113L182 114V115H180V113H178V111L176 112V114H178V116H176V121L174 120H172L173 121V126L174 125H176L175 127H176V129L178 130V129H180V133H182V131H183V133H184V131H185V134L187 133L186 131L188 130V128L190 129L191 128V123H192V120L193 119H195L194 117H193V119L192 120H189V118H190V116L191 115H194L195 113L194 112H197V114L199 113L198 111H200L201 110V112H200V115H201V113H202V109L203 108H201L200 109V107H198ZM31 108H34L33 110H35V111H33ZM38 108H39V110H38ZM63 108V109H62ZM118 108V109H119ZM127 108V107H126ZM129 108V107H128ZM136 108H135V110H136ZM145 108H147L146 106H145ZM149 108V107H148ZM157 108V109H158ZM163 108V107H162ZM167 108V109H168ZM223 108V107H222ZM226 108V107H225ZM236 108H239V107H236ZM241 108V107H240ZM31 109V110H30ZM88 109V110H87ZM134 109V108H133ZM132 109V110H133ZM140 109H142V110H144V107L143 108H139V110ZM152 109V108H151ZM152 109V110H153ZM156 109V108H155ZM157 109L156 110H154V111H157ZM160 109V108H159ZM167 109H165V112H166V110ZM171 109V110H172ZM188 109V110H187ZM216 109H218V108H216ZM226 109V110H227ZM231 109H228L227 111H226V113H228L229 112V110L231 111ZM242 110H243V107L241 108ZM264 108H259V112L262 114V112L261 111H264L263 110ZM26 110H29V111H26ZM37 110V111H36ZM81 110V111H80ZM82 110H84V113H82ZM92 110V109H91ZM122 110V109H121ZM124 110V109H123ZM139 110H138V112H139ZM171 110L169 109V112H171ZM194 110V111H193ZM219 110V109H218ZM239 111V114L241 115L242 113L241 112H243V111ZM257 110H258V108H257ZM26 111V112H25ZM31 111V112H30ZM162 111H163V109H162ZM162 111L160 112V113H162ZM184 111H185V113H186V115H185V113H184ZM222 111V110H221ZM233 111H235V109H233L232 111H231V113L229 114V115H231L232 114V112ZM237 111V110H236ZM245 111V110H244ZM256 111V110H255ZM29 112L31 113V114H29ZM32 112H33V114H32ZM80 112L82 113V114H80ZM86 112H88V113H86ZM92 112V111H91ZM90 112V113H91ZM124 112H125V110H124ZM132 112V111H131ZM141 112V111H140ZM147 112V111H146ZM145 112V113H146ZM169 112H167V113H165L164 114V112H163V115H165L166 116V114H168ZM224 112V111H223ZM223 112H221L222 114L221 115H223V116H225V113L223 114ZM257 112V113H256ZM256 112H254V113H256V114H258L259 112L258 111H256ZM2 113V114H1ZM24 113H26V117L24 116ZM28 113V114H27ZM119 113H121V112H119ZM119 113H117V115H119ZM123 113V112H122ZM127 113V112H126ZM130 113V112H129ZM134 113V112H133ZM158 113V112H157ZM208 113V112H207ZM213 113V112H212ZM212 113H210V114H212ZM234 113V112H233ZM236 114L238 113V111L237 112H235ZM246 113V112H245ZM245 113H243L242 115H245ZM253 113V112H252ZM63 114H65V118L66 119H68V121H62V118H61V115H62V117L64 118V116H63ZM92 114V113H91ZM107 116H106V115ZM132 114V113H131ZM136 114L137 115H139L138 113H137V110H136ZM141 115L143 114L144 115V117H143V119L146 117L145 116V114H144V112L143 113H140ZM189 114H191L190 116H189ZM214 114V113H213ZM217 114V113H216ZM216 114L214 115L215 117H216ZM248 114V113H247ZM255 114V115H256ZM263 114H264V112H263ZM262 114V115H263ZM30 115H31V117L32 118H30ZM88 115H90V114H88ZM92 115V116H93ZM104 115H105V117H104ZM125 115V114H124ZM127 115H128V113H127ZM130 115V114H129ZM140 115V116H141ZM199 115V114H198ZM218 115V114H217ZM239 115V116H240ZM241 115V116H242ZM6 116V115H5ZM119 116H121V115H119ZM131 116V115H130ZM162 116V115H161ZM196 116V115H195ZM203 115H201V117H202ZM227 116H228V114H227ZM226 116V117H227ZM235 116V115H234ZM238 116V115H237ZM249 116V115H248ZM253 116V115H252ZM260 116L261 115H259L258 114V118H260ZM7 117V116H6ZM11 119H12V117L11 116H9ZM20 119H19V118ZM30 118V119H28V118ZM60 117V118H59ZM127 117V116H126ZM137 117V116H136ZM152 117V116H151ZM180 117L181 118V123H179L177 120H178V118ZM189 117V118H188ZM225 117V118H226ZM245 117H246V115H245ZM245 117H239V119L240 118H242V119H244ZM8 118V117H7ZM78 118H80V120L78 119ZM90 118V117H89ZM95 118V117H94ZM93 117H92V119H94ZM102 118V119H103ZM121 118V117H120ZM123 118V117H122ZM121 118V119H122ZM139 117H137V119H138ZM153 118V117H152ZM164 118V117H163ZM191 118H192V116H191ZM190 118V119H191ZM211 118V117H210ZM224 118V117H223ZM252 118H254V117H252ZM262 118H264V117H262ZM10 119V120H11ZM61 119V120H60ZM65 119V120H66ZM116 119H117V117H116ZM125 119V118H124ZM127 119V118H126ZM136 119V120H137ZM140 119V118H139ZM146 119V118H145ZM162 119V117L159 119V120H161ZM167 119V118H166ZM204 119H206V118H204ZM209 119V118H208ZM218 119H219V116H218ZM217 119V120H218ZM227 119V118H226ZM231 119H233L232 118V115L229 117V119H228V121L226 120V122H224V121H222L220 124H222V123H227L228 124V122L231 124V122L229 121V120H231ZM237 119V118H236ZM235 119V121L236 122H234V120H233V122L235 123H233L232 122V127L234 128V129H238V127L240 128L241 127V125L244 127L245 126V124H246V122H245V120H244V123H241V125H237V127H236V124H237V121L238 120H236ZM241 119V121H243ZM79 120V121H78ZM95 120H96V118H95ZM94 120V121H95ZM115 120V119H114ZM133 120V119H132ZM141 120V119H140ZM149 119H147V121H148ZM163 120V119H162ZM168 120V119H167ZM188 120V121H187ZM202 120V119H201ZM210 120V119H209ZM212 120V119H211ZM217 120H215V122H217ZM254 120H255V118H254ZM31 121H34V123L33 122H31ZM102 121V120H101ZM113 121V120H112ZM117 121V120H116ZM135 121V120H134ZM138 121V120H137ZM166 121V120H165ZM179 121H180V119H179ZM205 121V120H204ZM247 121V120H246ZM260 121V120H259ZM18 122H16V124L15 125H17L18 124ZM29 122H31L32 123V126L33 125H36V127L35 126H33L32 127V131H31V134L29 133L28 135L27 134H25L28 130L30 131V129L31 128H27L28 126H27V124H29L30 126H31V123H29ZM89 122H91V120L89 119ZM100 122V121H99ZM105 122H107V121H105ZM144 122H146V121H144ZM160 122H164V121H160ZM175 122H176V124H175ZM188 122H190L189 124H188ZM196 122H198L197 120H196ZM214 122V123H215ZM252 122V121H251ZM254 122V121H253ZM264 122V121H263ZM21 123V124H20ZM101 123V122H100ZM108 123H110V121H108ZM118 123H119V121H118ZM123 124H121V125H126V124H128V125H126V127H130L129 125H131V123H132V121L131 122H128L127 121V123L124 121V122H122ZM130 123V124H129ZM136 121H135V126H136ZM158 123V122H157ZM169 123V122H168ZM178 123L180 124V127H179V125H178ZM238 123H240V122H238ZM249 123L250 122H248V124H246V126L248 127V126H250L249 125ZM92 124V125H91ZM113 124H115V128H114V130L115 129H117L118 128V126L116 125L117 124V122L116 123H114V121H113ZM113 124H111L112 126H113ZM138 124H140V122L138 121ZM137 124V125H138ZM195 124V123H194ZM212 124V126L214 125L213 123H211ZM211 124H209V126H211ZM216 124V123H215ZM226 124V125H227ZM230 124H228V126L230 125ZM85 125V126H84ZM110 125V126H111ZM121 125H120V127H121ZM223 125V124H222ZM263 125V124H262ZM262 125H261V127H262ZM109 126V127H110ZM163 126L165 127V125L163 124ZM224 126V125H223ZM226 127V130H225V132L227 131V130H230L231 132L233 131V128H231L230 126L229 127ZM114 127V126H113ZM119 127V128H120ZM171 127V126H170ZM178 127V128H177ZM214 127H215V125H214ZM213 127V128H214ZM258 127H260V126H258ZM260 127V128H261ZM172 128H174V127H171V130H172ZM217 128V127H216ZM229 128H231V129H229ZM242 128V127H241ZM246 127H244V128H242V130L243 129H245ZM248 128H251L252 130H250V129H248ZM246 130H250V132L252 131V133H254V132H256L257 130H258V128L256 129V126H254V123H253V126H251V127H248ZM256 129V131H255V129ZM259 128V129H260ZM9 129V130H8ZM106 129V130H105ZM146 129H147V127H146ZM165 129H166V127H165ZM219 129H220V131H221V126H219L218 127V129H216V130H218V132H219ZM263 129H264V126H263ZM263 129H260V131H262L263 133L262 134H264V130ZM16 130H17V132L18 133H16ZM142 130V129H141ZM176 130V131H177ZM222 130L224 131V129H223V127H222ZM243 131L245 134H244V136L246 137V140H251V139H248V137L250 138H252V140H255V136H254V134L253 135H251V133L250 132H248V131ZM254 130V131H253ZM20 131V132H19ZM127 131H129V129L127 130ZM222 131V132H223ZM230 131H227L228 133L230 132ZM235 131V130H234ZM259 131V130H258ZM257 131V132H258ZM1 132V131H0ZM118 132H119V130H118ZM121 132V131H120ZM123 132V131H122ZM132 132V131H131ZM134 132H136V131H134ZM133 132V133H134ZM143 132V131H142ZM220 133L221 134V136L220 137H222V135L224 134V132L223 133ZM227 132L225 133V135H223V140L225 139L226 140V138H227V136L229 137V139L227 138V140H231L230 139V137L232 136L231 134H233L234 132H230L229 134H227ZM7 133H9V134H7ZM28 133V132H27ZM115 133H116V131H115ZM114 133V134H115ZM124 133V132H123ZM126 133V132H125ZM124 133V134H125ZM137 133V132H136ZM149 133V132H148ZM157 133V132H156ZM166 133V132H165ZM209 133V132H208ZM246 133H248L249 134V136H248V134H246ZM259 133H261V132H259ZM259 133H258V135L257 136H259ZM4 134V135H3ZM21 134H23L21 137H19L18 138V136H20ZM119 134V133H118ZM117 134V135H118ZM128 134V133H127ZM135 134V133H134ZM138 134V133H137ZM146 134V133H145ZM170 134V133H169ZM211 134V133H210ZM24 135H27L28 137H26V136H24ZM112 135V134H111ZM111 135H110V137H111ZM121 135V134H120ZM126 135V134H125ZM124 135V136H125ZM129 135H130V133H129ZM144 135V134H143ZM200 135V134H199ZM227 135V136H226ZM234 135V134H233ZM248 137H247V136ZM77 136H79V137H77ZM82 136H84L85 138H83ZM107 136V135H106ZM114 136V135H113ZM128 136V135H127ZM225 136H226V138H225ZM254 136V137H253ZM262 136V138H263V136L264 135H261ZM23 137V139H20V138H22ZM24 137H26V138H24ZM75 137H77V139L79 138L80 139V137H82L81 139H82V141H78V142H75ZM116 136H114L113 138H115ZM118 138H121V137H118ZM117 138V139H118ZM126 138V137H125ZM124 138V139H125ZM147 138V137H146ZM219 138V137H218ZM233 139H235L234 138V136L232 137ZM6 139H8V141L6 140ZM17 139L18 140H21V142H25V144H23L22 143V147H24V146H26V145H28L30 142L29 141H31V145L33 144V142H35V144H38V145H33V146H31V148L33 147V149L34 150H37V151H32V154H30V155H27L24 159H23V156H21L20 154H23V153H21V151H23L22 150V148H20L21 146H20V143H18V141H17ZM24 139H26V140H24ZM96 139V140H95ZM116 139V138H115ZM145 139V138H144ZM159 139H162V137L161 138H159ZM182 139V138H181ZM221 139V140H222ZM260 139V138H259ZM259 139H256V140H258V142H259V144H258V142H256V140L255 141H252L251 140V142L249 141V143H252L253 144V142H254V145H252V151L254 152V153H251V151L249 152L250 153V155L247 157V160H246V156H242L241 154V157L243 158V159H245V160H243L245 163H248L247 161H248V159H249V162L250 163H252L255 159H256V157L258 156V155H260L261 153H263L264 152V139L262 140V139H260V141H259ZM9 140H11V141H13V142H9ZM29 140V141H28ZM94 142H93V141ZM120 140V139H119ZM123 140V139H122ZM121 140V141H122ZM128 140V139H127ZM146 140V139H145ZM185 140V139H184ZM224 140V141H225ZM226 140V141H227ZM105 141H107L106 143H104ZM120 141V142H121ZM130 141V140H129ZM139 141H141V140H139ZM144 141V140H143ZM164 141V140H163ZM185 141H187V140H185ZM232 142H230V143H232V145H233V143H234V140H231ZM18 144H17V143ZM20 142V141H19ZM26 142H29L28 144L26 143ZM112 142V141H111ZM115 142V141H114ZM161 142V141H160ZM255 142H256V144H255ZM8 143H10V147H9V145H7ZM117 143H119V142H117ZM116 143V144H117ZM125 143V142H124ZM124 143H122L123 144V146H125L124 145ZM136 143V142H135ZM140 143V142H139ZM141 143H142V141H141ZM164 143H166V142H164ZM185 143V142H184ZM224 143V142H223ZM226 143V142H225ZM225 143H224V146H225ZM236 143V142H235ZM17 144V145H16ZM76 144H78V149H81V148H79L80 146H79V144L81 145V147H82V150H84L83 148H85V152H84V156H85V160H80L81 158H83V154L82 155H80L79 154V152H78V157L76 156V154L77 153H75V151H73V149L75 150L76 148H77V146H76V148H72V146H75ZM107 144H110L109 142L107 143ZM115 144V143H114ZM120 144V143H119ZM137 144V143H136ZM186 144V143H185ZM240 144V143H239ZM106 145V146H105ZM121 145V144H120ZM120 145L118 146V147H120ZM143 145V144H142ZM148 145V144H147ZM235 145V144H234ZM233 145V146H234ZM256 145V146H255ZM258 145V146H257ZM4 146L5 147H7V150H6V148H4ZM17 146H20V147H18V149L20 150L21 149V151H19V152H17ZM34 146H36L37 148L35 149L34 148ZM39 146V147H38ZM69 146H70V148H69ZM91 146H93V147H91ZM117 146V145H116ZM122 146V145H121ZM149 146V145H148ZM162 146V145H161ZM186 146V145H185ZM190 146V145H189ZM86 147H88V149H86ZM91 147V148H90ZM95 147L96 148H99V150L102 152H100L101 154H99V152L97 153V150L95 149ZM113 147V146H112ZM231 147V146H230ZM236 147H238V146H236L235 145V149H236ZM254 147H257L256 149L254 148ZM25 149H26V147H24ZM39 148L40 149H42V151L39 153L38 151H39ZM94 148V149H93ZM117 148V147H116ZM157 148V147H156ZM185 148V147H184ZM190 148V147H189ZM193 149H194V147H192ZM199 148V147H198ZM217 148H219L218 146H217ZM228 148V147H227ZM5 149V150H4ZM32 149V150H33ZM111 149V148H110ZM149 149V148H148ZM201 149V148H200ZM235 149H233V150H235ZM238 149V148H237ZM236 149V150H237ZM243 149V148H242ZM254 149V150H253ZM81 150V151H82ZM98 150V151H99ZM141 150V149H140ZM151 150V149H150ZM150 150H148V152L150 151ZM154 150V149H153ZM184 150V149H183ZM185 150H187V149H185ZM199 150V149H198ZM217 150V149H216ZM215 150V151H216ZM230 150V149H229ZM26 151V150H25ZM113 151H115V150H113ZM119 151V150H118ZM122 150H120V152H121ZM127 151H126V153H127ZM139 151V150H138ZM146 151V150H145ZM156 151V150H155ZM193 151V150H192ZM191 151V152H192ZM207 151V150H206ZM15 152H16V155H18V156H16L15 155ZM52 152H56V153H59V157L57 156V159L55 158V156L56 155H52L51 153ZM112 152V151H111ZM110 152V154L108 153L107 155H108V158H111L112 157V160H114L115 161V158L116 157H113L114 155V153L112 154ZM162 152V151H161ZM171 152V151H170ZM194 152V151H193ZM241 152H243V150L241 151ZM11 153V154H12ZM34 153V154H33ZM37 153H38V155H37ZM81 153V152H80ZM83 153V152H82ZM122 153H124V152H122ZM149 153H154V152H149ZM156 153H158V151H156ZM188 153V152H187ZM229 154L230 153H232L231 151H229L228 152ZM228 153H227V155H228ZM234 153H235V151H234ZM236 153H238V151L236 152ZM239 153H240V151H239ZM245 153V154H246ZM25 154V153H24ZM37 155V158H36V155ZM54 154V153H53ZM125 154V153H124ZM128 154V153H127ZM129 154V155H130ZM145 154V153H144ZM148 154V153H147ZM146 154V155H147ZM233 154V153H232ZM255 154V155H254ZM52 155V156H51ZM79 155L81 156L80 158H79ZM155 155V154H154ZM165 155V154H164ZM169 155H172V154H169ZM178 155V154H177ZM184 155V154H183ZM212 155V154H211ZM217 155V154H216ZM221 155H222V153H221ZM226 155V156H227ZM252 155H254V156H252ZM15 156H16V158H15ZM105 156V155H104ZM110 156V157H109ZM141 156H143V154L141 155ZM173 156V155H172ZM174 156H176V155H174ZM224 155H222V159L224 158L223 157ZM225 156V157H226ZM234 156H235V154H234ZM31 157V156H30ZM132 157V156H131ZM146 157H148V155L146 156ZM146 157L144 158V160L146 159ZM167 157V156H166ZM169 157V156H168ZM233 157V156H232ZM236 157V156H235ZM238 157L240 158V156L238 155L237 157H236V159L238 160ZM250 157V158H249ZM15 158V159H14ZM17 158H18V161H17ZM19 158H20V160H23L22 162L19 160ZM22 158V159H21ZM53 158H55V159H53ZM154 158V157H153ZM157 158V156L155 157V159ZM212 159H216V160H219V158H215V157H211ZM229 158V159H228ZM40 160V161H37V160ZM122 159V158H121ZM138 159V160H137ZM154 159V160H155ZM180 159V158H179ZM182 159V158H181ZM211 159V160H212ZM225 159V163H227L228 165H230L231 163H232V160H236L235 158H231L230 157V155H228V157H226V158H224ZM223 159V160H224ZM232 159V160H231ZM53 160L55 161L54 162V165H53ZM99 160H100V162H99ZM117 161H118V159H116ZM173 160H175V159H173ZM172 160V161H173ZM226 160H228L227 162H226ZM34 161V162H35ZM56 161H58V164H59V171L61 170L62 172H63V175L65 174H67V172L65 173V171H66V169H65V165L64 164H66V162L67 163H69V162H71V164H70V166H69V164H67V167H68V172H69V174H70V171L72 172L75 168L77 169V170H75V174H76V172L78 173V170H79V173H78V175H76L75 176V174L73 173V175H71V176H69V175H66V177L65 178H61V179H59V178H57L56 176H58L59 175V173H57V171L56 170H54L55 169V165H56ZM81 161V162H80ZM101 161H102V163L103 164H105L106 166H108L109 168H108V170H106L105 168H104V170H105V172H103V174L104 175H102L101 174V171H98L97 169H98V164L100 165L99 166V169L100 170H103V164L101 163ZM107 163H106V162ZM149 161H151V160H149ZM157 161V160H156ZM160 161V160H159ZM169 161V160H168ZM183 161V160H182ZM231 161V162H230ZM10 162H12L11 160L9 161V163ZM109 162H110V160H109ZM119 162H120V160H119ZM126 163H129V160H127V161H125ZM125 162H123V163H125ZM143 162V163H142ZM146 162V161H145ZM153 162V161H152ZM165 162V161H164ZM206 162V161H205ZM241 162V160L240 161H236V162H234L233 161V165H234V167H233V165L231 164L230 166H232L230 169H229V167L227 166V165H225V166H227V167H225V168H227V169H225L224 167H223V169L226 171V172H232V169L233 168H236V166L238 165V163H240ZM243 162V163H244ZM261 162V161H260ZM25 163V162H24ZM98 163V164H97ZM118 163V162H117ZM117 163H115L113 166V169L116 167V165H117ZM157 163V162H156ZM211 163V162H210ZM242 163V164H243ZM259 163V162H258ZM262 163V162H261ZM3 164H5V163H3ZM6 164H8V163H6ZM13 164V165H14ZM27 164V165H28ZM40 164V165H39ZM134 164H135V166H134ZM141 166H139V165ZM171 164V163H170ZM212 164H213V161H212ZM8 165H10V164H8ZM17 165V164H16ZM25 165V164H24ZM23 165V166H24ZM30 165H28V166H30ZM54 167H53V166ZM75 166V167H73V166ZM124 165V164H123ZM122 165V166H123ZM153 165H154V162H153ZM264 165V164H263ZM5 166V169H3L5 172H8L9 170H11V167H10V169L8 170V171H6L8 168H7V166L6 165H4ZM40 166V167H39ZM73 167V168H71L72 170H69V168L70 167ZM136 167V170H135V172H134V174H136V178H134L133 179V177H135V176H133L132 177V180L131 179H129L130 177V175L132 174V169L134 168V167ZM139 166V167H138ZM149 166V165H148ZM157 166H162V165H157ZM224 166V165H223ZM3 167V166H2ZM16 167V166H15ZM24 167H26V165L24 166ZM101 167V168H100ZM119 166H117V168H118ZM164 167V166H163ZM209 167V166H208ZM7 168V169H6ZM54 168V169H53ZM107 168V167H106ZM139 168H141V169H139ZM149 168V167H148ZM152 168V167H151ZM171 168H172V165H171ZM214 168V167H213ZM245 168V167H244ZM0 169H2L1 167H0ZM135 169V168H134ZM137 169L139 170V171H137ZM230 171H229V170ZM2 170V171H3ZM32 170H30L31 171V175H32V173H33V171ZM95 170H96V172L97 173H94L95 172ZM103 170V171H104ZM116 170V169H115ZM114 170V171H115ZM130 170V171H129ZM140 170H141V172H140ZM168 170H170L169 172L172 174H174L175 175V173H174V170L172 171L171 169H168ZM215 170V169H214ZM217 170V169H216ZM215 170V171H216ZM228 170V171H227ZM246 170V169H245ZM2 171L0 172V174H2ZM27 171V172H26ZM30 171H29V173H30ZM58 171V172H59ZM108 171V174H107V172H106V177L105 178H110L109 176L111 175V174H109L110 172ZM138 173H137V172ZM145 171V170H144ZM163 171V170H162ZM167 171V170H166ZM161 172V176H160V178H161V181H162V178L163 179H165V177L166 178H168L166 175H168L169 177H171V175H169V173L167 174V172ZM239 171V170H238ZM10 172V171H9ZM12 172V171H11ZM149 172V171H148ZM214 172V171H213ZM222 172H224V171H222ZM82 173V176L84 177H82L81 179H83V180H81L79 177L81 176V175H79V174H81ZM100 175H99V174ZM112 173V172H111ZM155 174L157 173V171H155L154 172ZM180 173V172H179ZM178 173V177L180 176V178H182L181 177V173L179 174ZM185 173H187V172H185ZM205 173V174H204ZM211 174H213L212 173V170H211V172H210ZM209 173V174H210ZM218 173H220V172H218L217 171V173H215V174H218ZM233 173V172H232ZM236 173V172H235ZM7 174V173H6ZM120 174V173H119ZM121 174H123V173H121ZM133 174V175H134ZM142 174V175H141ZM189 174V173H188ZM3 175V174H2ZM16 174H14L13 176H15ZM62 175V174H61ZM107 175H109V176H107ZM183 175H184V173H183ZM194 174H193V172H192V174H191V176H193ZM220 175V179H222V178H224V177H222V175H221V173L219 174ZM226 176H227V174H225ZM235 175V174H234ZM233 175V176H234ZM11 177L12 179H7V178H9V177ZM22 176V175H21ZM77 176H79V177H77ZM103 176V177H102ZM115 176V175H114ZM140 176H139V178H140ZM173 176V175H172ZM195 176V175H194ZM211 176V175H210ZM210 176H209V178H208V181L210 180V179H212V177L216 180V178H215V176H212L211 178H210ZM231 176V175H230ZM238 176V175H237ZM24 177V176H23ZM22 177V178H23ZM31 177V176H30ZM33 177V176H32ZM75 177H77V178H75ZM89 177H91V178H89ZM118 177V176H117ZM116 177V178H117ZM174 177H176V175L174 176ZM186 177H188L187 175H186ZM203 177V178H202ZM208 177V176H207ZM89 178V179H88ZM121 178V177H120ZM152 179L151 181L149 180V179ZM229 178V177H228ZM85 179H87V180H85ZM128 179H129V181L131 180V182H130V184L131 185H129V182H128ZM145 179V180H144ZM158 179V178H157ZM173 179V178H172ZM178 179V178H177ZM183 179V178H182ZM214 179H212V181L210 180V183H212L213 181H214V183L216 184L217 182H215V180ZM226 179V178H225ZM234 179H236V176H234ZM6 180H7V182H6ZM8 180H13V181H8ZM79 182H78V181ZM91 180H93V182H91ZM106 181L108 180V179H105ZM112 180V181H111ZM113 180L114 179H110V182H109V180H108V182H109V185H111V184H113ZM141 180H142V182H141ZM144 180V181H143ZM176 180V179H175ZM219 180V179H218ZM36 181V182H37ZM82 181V182H81ZM87 181V183H84L83 184V182H86ZM98 181H102V180H98ZM115 181V180H114ZM146 181V182H145ZM147 181H149L148 183H147ZM159 182H161L160 180H158ZM168 181V180H167ZM172 181V180H171ZM181 181V180H180ZM191 181V180H190ZM191 181V182H192ZM23 182V183H22ZM137 182H139V181H137ZM158 182V183H159ZM173 182H175L174 180H173ZM193 182H192V184H193ZM226 182V181H225ZM80 183H82L81 185H82V189L80 188V186L81 185H79V187H78V184ZM90 183V184H89ZM164 183V182H163ZM172 183V182H171ZM177 184L179 183V180H178V182H176ZM190 182H187V184H189ZM198 183H200L199 184V186H198ZM210 183H206V187L208 186H210V188H211V184ZM258 183H261L260 181L258 182ZM12 184H13V186L14 187H12ZM16 184H18L17 186H15ZM21 184V185H20ZM85 184H86V186H85ZM145 184H147V185H145ZM173 184V183H172ZM175 184V183H174ZM184 184H186V182H185V178H184ZM210 184V185H209ZM213 184V183H212ZM220 184V181H219V183H218V185ZM71 186L72 188H73V192H74V190H75V194H73V196H72V193H71V189L70 190H68V192H69V194H67L66 193V195L67 196H57V198L56 199H54L55 198V196H56V194H54L56 191H57V189H60V188H62V187H66V186ZM183 185V184H182ZM194 185V184H193ZM217 185V184H216ZM218 185L216 186L217 187V189H218ZM231 185H232V183H231ZM24 186V187H23ZM74 186H75V188H74ZM149 187V188H147V187ZM163 186H165L164 184H163ZM167 186H168V184H167ZM187 186H189V185H187ZM194 186H196V184L194 185ZM213 186V185H212ZM20 187V188H19ZM76 187L78 188V189H76ZM85 188V191H84V188ZM88 187H89V189H88ZM91 187H94V188H91ZM126 187V188H125ZM135 187V186H134ZM150 187H151V189L152 188H154V189H152L151 191L149 190L150 189ZM160 187V186H159ZM158 187V188H159ZM174 187V186H173ZM232 187V186H231ZM22 188V189H21ZM24 188V189H23ZM141 188H139V189H141ZM163 188V187H162ZM166 188V187H165ZM175 188V187H174ZM33 189V190H32ZM135 189V188H134ZM146 189H147V191H146ZM164 189V188H163ZM184 189H185V191H184ZM201 191H200V190ZM25 190H26V192H25ZM55 192H54V191ZM115 190L116 191H118V193L117 192H115ZM136 190H138V189H136ZM237 190V189H236ZM27 191H28V195L26 194L27 193ZM146 191V192H145ZM200 191V192H199ZM239 191V190H238ZM53 192V193H52ZM58 192H61V190H59ZM87 192V194H89L90 196H85L86 193ZM90 192V193H89ZM131 192H133V190L131 191ZM140 192V193H139ZM163 193V194H161V193ZM71 193V194H70ZM116 193V194H115ZM150 193H152V194H150ZM168 193V194H167ZM27 195V201L23 198V196H25V195ZM122 194V195H123ZM125 194L123 195V197L121 196V198H124V196H125ZM161 194V195H160ZM54 195V197L52 198V196ZM69 195H70V197H69ZM240 195V194H239ZM71 196H72V198H71ZM115 196L117 197V204L115 203L116 201L114 200V198H115ZM125 196V197H126ZM218 196V197H217ZM242 196V195H241ZM68 197V198H67ZM137 197V198H136ZM220 197V198H219ZM240 197V196H239ZM230 200H229V199ZM227 198V202H231V200H233V198L232 197H228ZM232 198V199H231ZM238 198V197H237ZM19 199H20V202H19ZM21 199H23L22 201H26V202H22L21 203ZM127 199V198H126ZM137 199H139V202L138 201H136ZM237 200V199H236ZM241 200V199H240ZM2 201V202H1ZM5 201H7V202H5ZM28 201H30V202H32V203H30V204H32V208L30 209V207H29V209H30V211H24L25 209H27V208H25V206L26 205H28L29 203H28ZM112 201H114V203L112 202ZM136 201V202H135ZM110 202H111V205L113 204V208H112V210L110 209L111 207V205H110ZM128 202H130L129 204H128ZM138 202V205L136 204ZM233 202H232V204L231 205H233ZM264 202V201H263ZM5 203V204H4ZM21 203V205H22V207H21V205H19ZM26 203V204H25ZM136 204L137 205V207L135 206V208H134V210H132V207H131V205L134 207V205L133 204ZM226 203V202H225ZM114 204H115V206H114ZM198 204H201V209H202V211H201V209H200V207H198ZM236 204L238 205L237 207H236ZM23 205H25V206H23ZM109 205V206H108ZM124 205V206H123ZM203 205L204 206H206L207 208H208V211L210 210L211 211V209H212V211L211 212H213V210H214V208L215 209H217V207H218V211H219V209H220V212H221V210L223 211V209L225 210V213H223V215L225 216V215H228L226 218H223V220L225 221V220H227L226 222H224V224H225V226H226V228L224 227V224H223V220L222 221H220V223H219V226H221V228L223 229V228H225V230H227V229H229V230H231V228H234L235 229V226L237 225V222H235V221H237L238 219V222L240 223V224H242V226H239V224H238V227L240 228H242V229H239L237 226H236V228H238V229H235V232H238V234H241L240 232L242 231L244 234H245V236H244V234H241V236L239 235V237L238 238H242V242H244L242 245H243V247H245V248H243V247H241V249L242 250H240L242 253H241V257H240V255L238 254V255H236V253H239V250L238 249H234L233 247L234 246H236V244L238 243L239 244V242L241 241V239L240 240H237L236 241V244L234 245L233 244V247H231L233 250H229V249H231L230 247L228 248V247H226V244L228 243V244H230V242L232 243V242H235L234 240L235 239H238L237 238V235H236V237L234 238V237H232L233 236V232H234V230L232 229L231 230V238L228 236V235H230V233H229V231H225V230H223V231H221V230H218V231H220V232H217L218 234L220 233V235H218V234H215V236H212L211 234H210V229L209 228H206L205 227V229H208V236L209 235H211L212 236V240H211V242H209V240H208V244H209V246H208V244L206 245V246H203L202 247V245H205V244H202V242H203V239L205 238L206 239V233L205 232H203V230H205V229H203L202 231H201V228H200V226H199V222L201 221L202 223H201V226H203V224H205V226L208 224V227H209V223H207L206 222V215L204 214V215H202V216H200L201 214H199V215H197L198 216V222H197V224H194V223H196V221H197V219H196V213L194 212L196 209H200V212L197 210V212H199V213H201V212H206L207 211V208L205 209L204 207H203ZM233 205V206H234ZM4 206V207H3ZM20 206V207H19ZM50 206V208L53 210V209H61V211L60 212H63L64 210H65V212L67 213V215H66V224L68 225V228H66V232L65 233H63L62 235H60V236H56V238L55 237H53L54 236V234H52V233H50V232H52V231H49L48 229H47V235L50 237V235H53L52 237H53V239L52 240H50V241H46L47 240V236H46V238L44 239L46 242L44 243V241H43V243L40 241V237H39V235L40 234H38V233H35L33 230L35 229V228H38L37 226H35V223L37 222V219H36V222L34 223L33 221H35V220H33V218L35 219V217H37L38 218V216L37 215H40V217H39V219L41 220V217H43L42 219H45V218H48V216H45V215H47V213L44 215V213L42 214V211H44V210H46V209H44V208H47V207H49ZM126 206V207H125ZM210 206L212 207L211 209H210ZM214 206V207H213ZM215 206H217V207H215ZM117 207V209H115ZM131 207V208H130ZM197 207V208H196ZM230 207V206H229ZM9 208L11 209L9 212H12L13 214H15V216L16 217H12V216H10L9 215V217H8V215H6V214H8L5 210H9ZM44 210H43V209ZM63 208V209H62ZM105 208L106 209H109L111 212H115V211H117V212H115V215H116V221H115V219H113V220H111V225H109V227L108 228H111V230H112V228L114 229L115 228V226H117V225H115L117 222L119 223V224H121V225H124L125 223V227H128V229H131V227L133 226L134 227V223H136L135 225V228H133V229H131L132 231H134V232H131V230H128L127 231V229L126 230H124L123 231V228H125L124 226H122V230H120L121 229V227H119V226H117L115 229H114V231L115 232H118L117 233V235H116V237L117 238H120V237H122V239L120 238V241H118V243H117V240L118 239H116V241L114 242L115 243V245H113V246H111L110 247V245H108V244H110L111 242H110V240H112L114 237H115V235L113 234L114 232H113V230L112 231H110V232H112L111 233V235L113 234V238L112 239H110V240H108L107 238H104V237H106L105 236V230H103V228H100V227H102V225H103V227L105 228V226L104 225H106V222H107V220L110 218H108V219H105V218H107L106 217V214H107V212H104V213H106L105 215L103 214V213H101V212H103V210L105 211ZM128 209V212H125V209ZM129 208H130V211H129ZM203 208H204V210H203ZM221 208H223V209H221ZM24 209V210H23ZM42 209V210H41ZM74 209V210H73ZM89 209V213H90V209L93 211V213L92 214H88V210ZM99 209H100V211H99ZM103 209V210H102ZM126 209V210H127ZM23 210V211H22ZM47 210H48V208H47ZM51 210V214H53L55 211H57V210H55V211H52ZM81 210H83V212H81ZM217 210H216V212L214 211L213 213H214V215L211 213V212H209V214H211V215H213V216H211V217H214L215 216V214H217ZM230 210H228V211H230ZM262 210H264V209H262ZM69 211H70V213H72V211H74V213H72V214H70L69 213ZM87 211V212H86ZM99 211V212H98ZM108 211V210H107ZM110 211H108V214H111V212ZM133 211V212H132ZM244 211V210H243ZM261 211V210H260ZM39 212H41V213H39ZM48 212V214H49V216H52L51 214H50V210L49 211H47ZM59 212V213H60ZM64 212V213H65ZM86 212V213H85ZM110 212V213H109ZM239 212V211H238ZM242 212V211H241ZM6 213V214H5ZM37 215H36V214ZM59 213H58V215H59ZM97 213H101V215L100 214H98L97 215ZM202 213V214H203ZM232 213H235V214H233V215H235V217L232 215ZM259 213V212H258ZM260 213H263V215H264V212H260ZM61 214V213H60ZM83 214H85L86 216V218H87V222H86V218H83L82 219V217H84L83 216ZM57 215V216H58ZM78 215H79V218L81 217V215H82V217L80 218V221H77L78 219ZM100 215V216H99ZM103 215L105 216V218L103 217ZM168 215H170V217H168V219H167V216ZM218 215H219V213H218ZM217 215V216H218ZM221 215H222V213H221ZM108 216V215H107ZM109 216H111V215H109ZM112 216H113V213H112ZM165 216V217H164ZM191 216H192V218H191ZM194 216V217H193ZM210 216V215H209ZM208 216V217H209ZM217 216H215L216 218L215 219H217ZM231 216H233L234 218H236V216H237V218L236 219H230V217ZM246 216H248V217H246ZM253 216V217H252ZM12 219H11V218ZM164 217V218H163ZM210 217V218H211ZM229 217V218H228ZM232 217V218H233ZM252 217V218H251ZM262 218L261 219H263L264 220V216H261ZM52 218V220H53V217H51ZM50 218V219H51ZM62 219V217H59L58 216V219ZM112 218V217H111ZM110 218V219H111ZM170 218H175V220H174V223H172V225L173 226H171L170 224V226L168 225V226H166L165 224L167 223L166 221H168V220H171ZM210 218H208V220H210ZM258 218H256L257 220H258ZM49 219V220H50ZM106 221H105V220ZM110 219H109V221H110ZM192 219V221H194V222H192L193 224H191L190 223V220ZM196 219V220H195ZM201 219V220H200ZM212 219V218H211ZM229 219V220H228ZM256 219L253 221V223H251V224H256V226H258V224L260 225V227L261 228H263V230H264V223L262 222V220H258V224H257V221H256ZM15 222H18V223H16V224H14V226H13V228H12V223H14L13 221ZM55 220V219H54ZM82 220H85V221H82ZM104 220V221H103ZM166 220V221H165ZM252 220V221H251ZM56 221V220H55ZM54 221V222H55ZM60 221H63V219L62 220H59V222ZM163 221H165V223L163 222ZM176 221V222H175ZM234 221V222H233ZM256 221V222H255ZM170 221H168V223H169ZM171 222H173V219H172V221ZM221 222H222V224H223V226H222V224H221ZM232 222H233V225H232ZM260 222H261V224H260ZM33 223H34V225H33ZM95 224V226L96 227H98V228H96L95 226H93L94 224ZM113 223V224H112ZM140 223V224H139ZM188 223H190V224H188ZM207 223V224H206ZM243 223H246V224H243ZM248 223V224H247ZM54 224V223H53ZM57 224V223H56ZM55 224V225H56ZM89 224H91V225H89ZM93 224V225H92ZM133 224V225H132ZM139 224V225H138ZM187 224H188V226H187ZM221 224V225H220ZM230 224V225H229ZM236 224V225H235ZM263 224V225H262ZM34 226V229H33V226ZM59 225V224H58ZM97 225H99V226H97ZM113 225V226H112ZM127 225V226H126ZM139 227H138V226ZM140 225L141 226H143V227H147L148 229H150V230H148L147 228L145 229H143V230H145L144 231V234H148V235H150V233H147L148 231L150 232H152L153 230H155V229H157V228H159L157 231H153L152 232V235L149 237V236H147V235H143V234H140ZM190 225H198V227H199V229H198V227L196 228V231H195V229H194V227L192 228H190ZM233 227H232V226ZM46 226V225H45ZM45 226H43V227H45ZM57 226V225H56ZM62 226H64V224L62 223ZM62 226H61V228H62ZM92 226L94 227V228H92ZM130 226V227H129ZM217 227H218V225H216ZM229 226V227H228ZM231 226V227H230ZM255 226V227H256ZM263 226V227H262ZM41 227V226H40ZM47 227V226H46ZM48 227H51V226H49L48 225ZM65 227H66V225H65ZM150 227V228H149ZM190 229H192V230H194V232H196L195 234H197L198 233V231H199V233H200V231L201 232H203V234L205 235V237L203 238V237H201L202 239H200V237H199V235H198V237L199 238H197V237H195V235H194V232H193V234H192V230H190L191 231V233H190V231L188 230L189 228ZM254 227V226H253ZM252 227V228H253ZM259 226H258V228H260ZM55 228V226H53V230H55L54 229ZM100 228V229H99ZM107 228V230H109ZM136 228H137V232H138V234H136L137 232H135L136 231ZM188 228V229H187ZM211 228V227H210ZM33 229V230H32ZM43 229V228H42ZM45 229V228H44ZM63 229H65V228H63ZM98 229H99V231H98ZM118 229H119V231H118ZM185 229H187V230H185ZM218 229V228H217ZM41 230V229H40ZM62 230V229H61ZM211 230H212V228H211ZM241 230V231H240ZM244 230V231H243ZM35 231H36V229H35ZM57 231L59 232V230L57 229ZM98 231V234H96V232ZM130 231V232H129ZM205 231H207V230H205ZM216 231V230H215ZM35 233L36 235H37V237H39L38 239H39V244H38V246L40 247H42L43 246V249H44V252H43V250L39 253V252H35V253H37L38 255H40L38 258H36V259H33L34 257V250L31 248V250H33L32 252H33V256L31 255V250H30V243H32V241L29 243V241H30V239L32 238V235H33V233ZM94 232H95V235L96 236H98V235H100L99 233L101 232V233H103L102 234V236L104 235V237H96V238H94L95 237V235H94ZM189 232V233H188ZM213 232V231H212ZM211 232V233H212ZM222 232H228L227 234H221ZM0 233H1V231H0ZM4 233V232H3ZM48 233H50V235L48 234ZM120 233H121V235H120ZM123 233V234H122ZM133 233V234H132ZM154 233V234H153ZM155 233H160L159 234V236L158 235H155ZM59 234H60V232H59ZM58 234V235H59ZM119 234V235H118ZM128 236H127V235ZM191 234H192V236H191ZM202 234V235H203ZM250 234H251V232H250ZM42 235V234H41ZM92 235V236H91ZM122 235H126L125 237L124 236H122ZM154 235V236H153ZM216 235L218 236V239L217 238H215L216 237ZM228 236V238H226L227 236ZM235 235V234H234ZM44 235L42 236V238L41 239H43V237H45ZM91 236V237H90ZM243 236V237H242ZM252 236V235H251ZM48 237V240L50 239V238H52V237H50L49 238ZM93 237V240H95L96 239V241H97V243H96V241L95 242H92L91 240H90V238H92ZM115 237V238H116ZM195 237V238H194ZM55 238V239H54ZM97 238L99 239V241L97 240ZM103 239V242H102V239ZM208 239H209V237H207ZM214 238V239H213ZM244 238V239H243ZM231 239H233V241L231 240ZM249 239V238H248ZM32 240H33V238H32ZM75 240V241H74ZM101 240V241H100ZM104 240L106 241V243H107V245H105L106 247L107 246H109V247H107L106 249H104V251L105 252H107L108 251V253H107V255H101V256H103V257H99V259H98V255L96 256H93L94 257V259H96V260H94L93 259V257H92V259L94 260V261H92V262H90L91 261V259H90V257L88 256V254L89 255H91L90 254V252H91V250H89V252L87 251L86 252V250H88L87 248H89L90 247V245L92 246V244H95V246L96 245H102V247L104 246L103 244H105V242H104ZM198 242H197V241ZM202 240V241H201ZM214 240V241H213ZM221 240V241H220ZM252 240V241H253ZM257 240V241H256ZM260 240V241H259ZM27 241V243L25 244L24 242H26ZM71 241H73V243H76V245L74 244V246H77V248H74V246L72 245V243H71ZM190 241H194L196 244L198 243V244H202L201 245V247L200 248H198L199 246H198V244H197V246L195 245V244H193L194 242H190ZM200 241H201V243H200ZM213 241V242H212ZM90 242H91V244H90ZM110 242V243H109ZM214 242H215V244H214ZM227 242V243H226ZM40 243H42V244H40ZM99 243V244H98ZM117 243V244H116ZM178 243H181L180 245L178 244ZM193 244V245H190V244ZM203 243H206L205 242V240H204V242ZM210 243H211V245H210ZM212 243H213V245H212ZM241 243V242H240ZM248 243V244H247ZM34 245H32V246H35L36 245V247H37V244H35V243H33ZM111 244H113V241H112V243ZM175 244L177 245V246H175ZM189 244V245H188ZM23 245H24V247H25V245H29L28 246V248L29 249H26V248H24V251H22V249L23 248H21V247H23ZM71 245V246H70ZM246 245V246H245ZM252 245V246H253ZM142 246L144 247V250H142ZM180 246V247H179ZM210 246H211V248H210ZM230 246H232V244L230 245ZM238 246V245H237ZM237 246H236V248H237ZM252 246H250V248H252ZM27 247V246H26ZM70 247H73L72 249L75 251L74 252V254H73V251H71L69 248ZM141 247V248H140ZM192 247V248H191ZM194 247L196 248V249H194ZM239 247H240V245H239ZM253 247V248H254ZM262 247H260L261 249H262ZM21 248V249H20ZM140 248V249H139ZM249 248V249H250ZM260 248H259V250H260ZM76 249H77V251H76ZM85 249V250H84ZM194 249V250H193ZM212 249V250H211ZM195 251V253L197 254V255H195L194 254V252H192V251ZM219 250H220V252H221V250H223L221 253H217V252H219ZM238 250V252H236ZM244 250V251H243ZM258 250V251H259ZM28 251H29V253H28ZM35 251H36V249H35ZM104 251H101V252H104ZM141 251V252H140ZM142 251H145L144 253L142 252ZM206 253H204V252ZM215 251V252H214ZM256 251H257V249H256ZM256 251H254L255 253L252 255V253H251V256L253 257L252 259L253 260H255L256 261V259L257 258H261V257H264V248L262 249V251H259V255L261 256V257H255L254 255L257 253ZM202 252V254L204 255H206V256H201V253ZM214 254H213V253ZM235 252V253H234ZM77 253V254H76ZM88 253V254H87ZM115 253V254H114ZM215 253H217V254H215ZM228 253V254H227ZM233 253L235 254V255H233ZM144 254L146 255V256H144ZM210 254V257L209 258H211L212 259V255ZM227 254V255H226ZM242 254H245V255H243V257H245L246 256V260L244 259V258H242ZM247 254V255H246ZM117 256V257H115V256ZM216 255H219L220 256V258H217V257H219V256H216ZM230 255V256H229ZM263 255V256H262ZM37 256V255H36ZM114 256V258L112 259V257ZM216 256V257H215ZM224 256H227L226 258H228V259H225L224 258ZM239 258V260L237 259V257ZM146 257V258H145ZM200 257L198 256V259H200ZM207 258V257H206ZM236 258V259H235ZM240 258H242V260L240 259ZM249 258V257H248ZM254 258H256V259H254ZM98 259V260H97ZM195 259H196V261H195ZM202 259V260H203ZM244 259V260H243ZM251 259V258H250ZM250 259H249V261H250ZM201 260V261H202ZM207 260V259H206ZM223 260H225V261H223ZM238 260V261H237ZM253 260L251 261V263L253 262ZM258 260V259H257ZM97 261V262H96ZM199 261V262H198ZM205 261V260H204ZM209 262H211V260H208ZM215 261H214V263H215ZM223 261V262H222ZM260 261H261V263H259V260H258V263H257V261L256 262H253V263H257V264H264V259H260ZM93 262H96V263H93ZM213 263V262H212ZM211 263V264H212ZM250 263V264H251ZM252 263V264H253ZM210 264V263H209ZM225 264V263H224ZM241 264H243V263H241ZM247 264V263H246ZM248 264H249V262H248Z\"/></svg>",
  "mask_w": 264,
  "mask_h": 264
},
{
  "label": "rangeland",
  "instance_id": "2",
  "mask_svg": "<svg viewBox=\"0 0 264 264\" xmlns=\"http://www.w3.org/2000/svg\"><path fill=\"white\" fill-rule=\"evenodd\" d=\"M3 1H4V0H2V3L4 4V6H3V4H2L1 1H0V7H1V9H0V15H1V12H3V11L6 12V13H7V12H12V13H13V12H16L15 10L18 8L19 1H20V0H10V1L8 0V2L12 3V4L9 3L10 5H9L8 3H6V5H5V2H3ZM28 1H30V0H28ZM161 1H162V0H161ZM164 1H165V2H164ZM203 1H205V2L207 3L208 1H212V0H176V1H175V0H174V1H173V0H163L162 2H160V0H159V3L161 4L162 8H161L160 4H158L160 7H159V6H156V7H158V8H156V7H152V8H151L152 11H150V13H151V15H152L151 18H152L153 21L150 22V24H148V25H150V26L147 25L149 28H148L147 26H144V25H146V24L143 23L144 25H140V26H142L141 28H139L140 26L137 27L139 30H137V31L135 30V31H134L135 33H134V32L131 33V34H133V36H134L137 32H140V31H141L139 34H136L137 36H135V38H134V41H136V43H134V42L132 41L133 38H132V40L129 39V41H128V40L125 41V43H126V42H130V40H131V42H133V43L136 45V48H137V49H138V47H139V49L137 50V52L140 51V53H138V54L136 55L137 58L142 57V56L144 55V56H143L144 58H141V60L143 59L144 62H143V61H142V62L145 63V65H143V63L141 62V65H139V67L141 66L140 68H138V66H137V63L140 62V60H138V62H136V63L134 64V63H132V62L128 63L127 60H125V59H127V58L124 59V60L126 61V62H125L126 66H128L130 69H134V68H135L134 70H132V71H135L134 75H136V74H137V75H139V74L142 75V74H143L142 76H137V75H136L135 77H136V78H137V77H140L139 79L142 80V81H141V80H140V81H141V82H144L143 84H144L145 86H146V84H147V88L144 87V86H143V87H144V88H143L141 83H140L141 89H140V87H139V91H138V89L136 90L135 87H134V91H135V93L138 91V93H140V94L143 95V96L139 97V96H140L139 94H135V93H133V90H132L133 88L130 87V88H131V89H130L129 86H128V84H127V83H129V82L125 81V78L123 79V81H122V79H120V75H121V74L118 76V78H119L120 81L117 80L118 78H116V77H117L116 75H118L119 73L115 74V76L113 75V78H114V77L116 78V79L114 78V79H115V82H114V83H115V86L113 85V84H114L113 82H112L113 84L111 83V85H110L109 83H110L111 81H108V80H106V79H103V80H102V77H103L104 74H105V75L108 74V76L110 75V77H111V74H112V73H111V72L107 73V72H108V70L106 69L107 67H105V70H106L107 72H106V73L102 72V73H104V74H102V73H98V72H101L104 68L100 71L101 68H97L96 66H94V67L97 68V69H95V68L92 66V65H94V64H91V63L89 64V63H88L89 65L92 66V69H90V66L88 65L87 68H86L87 71H90V70H91V71H92V72L90 71L91 73H96V75H98V76L101 74L102 77H101V75H100L101 78L99 77V79H101V80H100L101 83H102L104 80H106L107 82H106V81H105V82L108 83L110 86L113 85V86L116 87L118 90H120V91H117L118 98L120 97L119 99L121 100V98H122V96H123V98H122V101H123V102H124V100H125V102H126V101H128V99H129V101L125 103V104L128 103V105H126L125 108H124L123 103H122V104H121V107L119 106L120 108H119L118 106L115 107V108H114V107H111V106L109 105L111 101H113L112 104H113V103L116 104L117 102H120V101H117V100H119V99L116 100V98L113 100L112 97H107L106 94H105L104 97H106V99L102 98V99H104V104H105V106H107V107L109 106V108H113V110H115V112H114L113 114H111V116H107V115L105 114L107 117H105V115H104L105 118L102 117L103 119H102L100 116H99V117H96L95 115H93L94 112H95V110H96V106H95L94 104H92V103H93V101H92V99H93V98H92V94H93L94 92L99 93V91L101 92L102 89H103V95H104V93H108V92H105V91H104V87H103L106 83H105V84L103 83V85H101V83H100L99 85H101V87H102V88H101V87L97 84V83H99L98 77H97V79H96L97 81H95V78H94V77H96V75L94 74V75H93L94 77H92V75H91L90 72H88V73L90 74L89 77H90V76H91V77H90V78H88V76L86 77V79L88 78V79L86 80V82H87V84H89V85H87V87L91 85V86L94 87L95 89L92 88L93 90H92V92H91V91H89V89H90L91 87H90V88L88 87L89 89H88L87 87L84 88V90H85V89L87 90V93L89 92V95H90V92H91V95L89 96L90 98L88 99V95H87V93L85 92V93H86V94H85V93L83 92L84 90H82V88H81L82 91H81L80 89H79V90L76 89V91H77L76 94H78V95H76L75 97L73 96L74 98H73V99H70V100H71V101H74L75 99H77L78 101H81V100H82V101H84V100L86 101V100H90V99H91L90 101H88L89 103L86 101V102H85L86 104H83L82 102H77V100H75V101L77 102V104H78V103H81V106L85 105V106H83L84 110H86L87 105L89 106V105L92 104V107H91L92 110H91L90 107H89V110H90L89 113L86 112V113H88V114H90V115L86 114V118H85V120L82 122V124L85 123V122H86L85 125H88V124H90V123H99V124H102V125H105V124L108 125V124H109L108 127H106V129L112 128L111 130H107V131H106V133H107L106 135H107V136L104 134V136H105L104 138H106V137L111 138V139H108V138L105 139V140L108 139L107 141L110 143V144H107V143H108L107 141L104 142V143L107 142V143H106L107 146L105 145V146H106V149H105V148L102 149V150L100 149L101 151H104V150H105V151L102 153V152L99 150V148H96V147H95V149L97 150V153H98V152H99V154L102 153L101 156L98 155V159H99V157H102L103 154H104L105 156L103 155V158H101V160L104 161V159H108V161H107L108 163L105 161V162L107 163L106 165H108V164L111 163L112 161H113V162H112L113 165H114L115 163H117V162H118V163H117V165H116V167H115L114 169H113V167H114L113 165H111V164L108 165L109 167L112 168V169L110 170V171L112 172V173H111V172L108 170L109 167L106 166L105 164H103L104 162L102 163V161H101V163L103 164V165H102V166H103V170H104V168H105L106 170H108V171L110 172L109 174H111V175H110V176L107 175V176H109L110 178H105V177H106V172H107V174H108V171L105 172V170H104V171H103V170H100V169H99V166H100V165L97 163V164H98V169H97V170H98V171H101V174H102V175H104L103 172H105V177H104V179H103V178H102V179L99 178L98 180H102V181H98L97 178H98V177H101V175L98 173L100 176L97 177V176L94 174V176H93L94 179H95V180H94V181H95V184H93L94 186H96V183H97V185H98V184H102L103 186H105V185L107 186V185H108L109 187H112V186H114L115 188L118 187V186L120 185V184H119L120 182L117 183L118 186H115V185H117V184H116L117 181H121V180H122V178H123L122 175H125L124 173H127V175H129L128 170L126 171V169L123 170L122 168H125V167H126V168L128 169L130 163L133 164V161L135 162V160H132V159H135V157H133V154H130V153L127 151V149H126V150L124 149V147L127 148L126 145H128V146H129V145H131V146L134 145V147H136V148H138L139 146H142V147L144 146L143 149H142L141 147H139V149H138L139 151L137 150L136 153H137V156H139V155H138L139 153H140L141 155L143 154V156L140 155L138 158L140 159V161H142V159H143V162H144V163H143V162H142V163L145 164V166L143 165V166L141 167L139 164H138V165H139L141 168H144V169H142V170H143V171H142V174H143V172H144V174H145V172L147 171V173L145 174V176H144V174H143L144 177H146L148 174L151 175L150 172L153 171V169H155V170L153 171V174H152V175L155 177V178H154L155 180H152V179H149V178H148L150 181L152 180L153 182H149V181H147V183H148V182L150 183V184H149V183H148V184H149V186L151 185V187H155V186L158 184V185L155 187V189L152 188V189H154V191L151 189V187H150V189H149L150 191L152 190V192H154V194H155V190H156L157 192H159V190H160V191L163 190V192H165L164 190H167V192H168V188H169L171 185H172V186H171L170 188H171V189L173 188L172 191H177V190H175L177 186H178L177 188H180V189H181V190H178V191H183L182 189H183V188H186V187H187V188H188V187H192L194 190H196L197 188H199V187H197V181L199 182V181L202 180V179L197 180V181H194V182L192 181V179L195 180L196 175H197V177H198L199 175L201 176V175L203 174L204 170H205V172H206V171H209L210 168H211L213 174L210 173V172H211V170H210V172H209L210 174H209V173L207 174V172H206V175H202V176H204V178H203V177H202V178H203L204 180L206 179L207 181H205V183H201V186H202V187H201V190H202L203 188H204L205 190H206V189H208V190L211 189V190H209L210 193H211L212 191H213L214 195H215L216 193H218L217 195H219V196L221 197V198L219 197L220 199H222V198L225 199L226 197L228 198L229 196L232 197L233 200H231V202H230V201L227 202V198H226V201H225L226 203H225L224 201H222V203H221L222 205H225V204H226V206H227V204H228V207H224V209L228 208V210H230L231 206H232V208L235 207V205H234L235 203H234L233 201H234V198H236L237 200L235 199V202L238 203V205L240 206V207H237L238 205L236 204V207H237V208H240V209H241V207H243L242 210H241L242 212H241L239 209L237 210V213H238V216H239L238 218L240 219L241 217H242V218L244 217L243 219H244V220L246 219V222H247L248 219L250 218L251 214H252V215L255 214V213H253V212H256V211H257V215H258V214H259V215L261 214V216H264L263 213H260L261 211L264 212V210H262V209H264V202H263V201H264V165H263V164H264V152L261 153L260 155H258V156L256 157V159H255L252 163L249 162V159H248V161H247L248 163H245L246 161H245V162L243 161V160H245V159H243V158L241 157L242 154H243V155H242L243 157L247 155V156L245 157L246 160H247V157L250 155L249 152L251 151V153H254V152L252 151V148H253L252 145H254V142H253V144H252V143H249V141L251 142L252 138H251V137L249 138V137H248L249 134L246 133V134H248V136L246 135V136L248 137V139H251V140H246V137L244 136L245 133L243 132V131H245L248 127L253 126V123H254V126H256V129L258 128L259 131L257 130V131H258V132H257L255 128H254V129H255L256 132H254V133H252V131L250 132V130H252L251 128H248V129H250V130H249V131L246 130V131L250 132L251 135H253V134H254V136L256 135V136H255V140H256V139H259V138L262 139V140L264 139V136H263V138H262V136H261V135H264V134H262L263 132L260 131V129H263V126H264V122H263V121H264V118H262V117H264V114H263L264 111H261L263 115L259 112V111H260L259 108H260V109H261V108H264V94L261 93V92H264V90H263L264 88L261 89L262 86L260 85V84H262V83H263L262 85H264V73H263V72H264V69H262V68H264V65H262L263 63L260 62V61L264 62V43H263V46H262V44H261L262 47H259V48H257V49H255V48H256L255 46H250V45H251L250 43H249L250 45L248 44L249 46H245V44H241V43H243L244 41L246 42V39H248V38H252V37H253V34H252V37H251V34H250L251 31H252L251 29H256V31H257V30L260 28V30L264 31V30H263V29H264V28H263V27H264V26H263L264 24L260 25V24H261V21H262V23L264 22V21H263L264 18H263V17H262L263 19L260 18V16H262V15H260V13L258 12V13H259V16H258V15H257L258 13L254 11L256 7L253 6V4H251V3H254V4L256 5L257 2H255L254 0H247L248 2H244V1H246V0H241V1L235 0V1H232V2L228 3V5H227V4H224V5L220 6V9H219V5H220L221 3L218 5V3L216 2L217 0H216V1L213 0V2H210V3H212V5H213V4L216 5V3H217L216 10L219 9V10L216 11V10L213 8L214 5L212 6V5L210 4V7L212 6L211 10H210V8H209V10H210L211 12H214V11H215V13H218V12H221V13H222V15L219 14V15L222 16V17H220L221 19H220V18L215 19V20L217 21V23L215 22L217 25H215V27H213L214 31L217 30L216 26L219 28V26H218V25H219V21H220V23H222V22L225 23V22L227 21V18H228V21H230V19L232 20L233 26H231V25L228 26V29H227V27H224V28L218 29V30H221V31H218V30H217V31L221 34V33H223L224 31L227 33V30H229V27H231V29L229 30V32H228L227 34L224 33L223 36H222V34H221V36H220L218 32H216V33L214 32L215 35L218 33V34L216 35L217 38H218V36H220V37H219L218 40H217V38H216V41H218L217 44H215L216 46H215V45H214V46L212 45L213 48L215 47V48H214L215 51L213 50V51H214V52H213V51L211 50V52H210V53H211V57H212V58H211L212 61H210V62L208 61L209 64L207 63V61H205L208 65H206V63H205V65H204V62H203L204 60L201 61V58H200V57H199V58H200V60H199V59L196 57V54L194 53V51L197 52V51H196V45L199 43L200 39L203 37V36H202V37L200 38V36L203 34V32L206 34V30H207V29H205V28L203 29L201 26L199 27V23H198V22H201V21H198V20H200V19H198L197 16H195V15L192 16V15H191L192 17H191V16H188V17H186V18L183 19V20L178 19V20H180V21H176V23H174V21L176 20V19H175V20L173 21V24H177V25L179 24V25H180L181 23H183V24H186V23H187V24L185 25V27L187 26L186 28H185V27H184V28L181 27L183 24H181V26L178 25V27L172 25V27L174 26V27H176L177 29L179 28L178 30L176 29L177 31H176V30H173L174 28H170V30L168 29V30H169V31H168V30L166 29L167 25H165V26H166V27H164L165 29L163 28L165 31H163V30H161L162 28L159 27V24H158V23H157V25H156V27H155V24H156V23H155V19H156V20L161 19V18L163 17V14H164V13H171V14H173V13H174V14H177V13H178L177 15H179V13L181 14L186 8L192 6L193 4H195V3H197V2L200 3V2H203ZM236 1H238V3H235ZM31 2L33 3L34 1L31 0L30 3H31ZM214 2H216V3H214ZM203 3H204V2H203ZM234 3H235V4H234ZM241 3H242V4H241ZM244 3H245V4H244ZM259 3H260V2L258 1V4H259ZM1 4H2V5H1ZM191 4H192V5H191ZM250 4H251V5H250ZM258 4H257V5H258ZM11 5H14L15 7H13V6L11 7ZM167 5H170L171 7H170V6L166 7ZM206 5H208V4H206ZM206 5H205V6H206ZM242 5H243V6H242ZM244 5H245V7H244ZM247 5H248V6L250 5V6L254 7V9L251 8V10L249 9V11H248L246 8H250V6L247 7ZM257 5H256V6H257ZM5 6H10L11 9L14 8L15 10H14V11H10V7L8 8V7H5ZM99 6H100V5H99ZM208 6H209V5H208ZM227 6L231 7L232 9L229 8V7H228V8H229V9H228ZM235 6H236V7H235ZM25 7H26V6H25ZM96 7H97V6H96ZM104 7H106L107 9L110 8L109 6L107 7V4L104 5V6H101V8L98 7V8H99V9H98V10H99V11H98L99 15H98L97 12H96L97 9L95 10V8H91V9H94V11H95V15L93 14L94 12L90 9V10H91L90 12L93 14L92 18L94 17V18L97 19V20H93V23H92V20H91L92 25L94 24V22H97V23L99 22L100 25H101V24H107L108 21L111 22L112 18L109 17V15H110V14L112 15V13H114V14L117 16V19L119 18L118 20H123V21H126V20L129 21V20H130V21H133V23H136V24L138 23V25H139V21L142 20L141 22H145V21H147V20L149 19V18H147V16L145 17V14H143V13H142V14H141V13L139 14V10H138V13H136L137 10H133V11L130 10L129 13H130V12H131V13H130V14L126 13L127 15H126V14H125V15H123V14H116L115 11H114V12H113V11L110 12V10H108L109 13H107L105 10H103V11L105 12V14H104L103 11H102V8L104 9ZM165 7H166V9H169V10L166 11V9H164ZM169 7H170V8H169ZM172 7H173V8H172ZM206 7H207V6H206ZM217 7H218V8H217ZM237 7H238V10H240L241 8H243L242 10L245 11V12H243L244 14H248V13H249L251 19L253 18L252 21L250 20V17H247V20H246L244 17H243V19L240 17V18H241L240 20H238L239 17H235V19H234V16H233L232 13H235L234 10H236ZM106 8H105V9H106ZM153 8H154L155 10H153ZM171 8H172V9H171ZM207 8H208V7H207ZM239 8H240V9H239ZM4 9H6V10H4ZM8 9H9V10H8ZM27 9H28V8H27ZM42 9H43V8H42ZM107 9H106V10H107ZM156 9H160V10H156ZM162 9H163V10H162ZM170 9H171V10H170ZM213 9H214V10H213ZM224 9H225V10H224ZM226 9H227V10H226ZM230 9H231V10H230ZM28 10H29V9H28ZM252 10H253V13H252ZM43 11L46 12L45 8L43 9ZM100 11H101V12H100ZM156 11H157V12H156ZM160 11H162V12H160ZM206 11L208 12V9H207V10L205 9V12H206ZM4 12H3V13H4ZM41 12H42V10H41ZM41 12H40V10H39V13H41ZM45 12H44V13H45ZM88 12H89V11H88ZM90 12H89V13H90ZM132 12H133V13H132ZM205 12H204V13H205ZM207 12H206V13H207ZM211 12H210V13H211ZM223 12H224V13H223ZM246 12H248V13H246ZM250 12L252 13V15H251ZM254 12H255V14H254ZM3 13H2V15H1L0 17H1V19H2V18H3L2 16H4V20H5V17H7L8 15L5 16V15H3ZM44 13H43V14H44ZM100 13H101V15H100ZM117 13H118V12H117ZM155 13H157V14H155ZM7 14H8V13H7ZM41 14H42V13H41ZM41 14H39V15H40V16H44V15H45V14H44V15H43V14L41 15ZM92 14H91V15H92ZM103 14H104V15H103ZM108 14H109V15H108ZM114 14H113V15H114ZM138 14H139V15H138ZM223 14H224V15H223ZM225 14H226L227 16H226ZM244 14H243V15H244ZM23 15H25V14H23ZM23 15H20V16L24 17ZM107 15H108V17H109V18H108L109 20L107 19ZM113 15H112V17H113ZM122 15H123V16H122ZM141 15H142V16H141ZM154 15H155V16H154ZM158 15H160V16H158ZM177 15H176V16H177ZM204 15L207 16V14H204ZM230 15H231V16H230ZM253 15H254V16L256 15V16H255L256 19H254V16H253ZM143 16H144V17H143ZM174 16H175V15H174ZM225 16H226V18H225ZM257 16H258V17H257ZM17 17L20 18L19 16H17ZM22 17L20 18V20H19L18 18H16V19L19 20V21H21V22H23V21L26 20V19H25V18H22ZM25 17H26V15H25ZM98 17H100V18L98 19ZM132 17H133V18H132ZM193 17H194V19H193ZM223 17H224L225 19H224ZM232 17H233V18H232ZM245 17H246V15H245ZM40 18H41V19H40ZM40 18H39L40 20H39L38 18L35 19V20L37 21L36 23H39V21H40V22H41V21L44 22V20H42V18L44 19V17H40ZM92 18H91V19H92ZM94 18H93V19H94ZM104 18L107 19V22H106V20H103V22L101 21V19H104ZM110 18H111V20H110ZM115 18H116V17H115ZM123 18H124V19H123ZM131 18H132V19H131ZM1 19H0V20H1ZM6 19H7V18H6ZM113 19H114V17H113ZM117 19H115V20H117ZM218 19H219V21H218ZM244 19H245L246 21H248V23H250V26L252 25L251 23L254 24V25H252L253 27L255 26V28H253L252 26L249 27V28L246 27V28H247V32H248V30L250 31V33H248V34H247V32L243 33V31L245 30L244 27H245L246 25L249 26V24H247V22H246ZM248 19H249L251 22H250ZM258 19H259V20H258ZM260 19H261V20H260ZM2 20H3V19H2ZM2 20H1L0 23H2V22L4 21V20H3V21H2ZM45 20H46V19H45ZM98 20H99V21H98ZM225 20H226V21H225ZM242 20H244V22H246L245 24H243V25H244V27H243L244 30H242V28H238V25H239V26L241 25L240 23H242ZM255 20H256L257 22H259V21H260V22L257 23ZM19 21H17V22H19ZM46 21H47V20H46ZM136 21H137V22H136ZM236 21H237V22H236ZM112 22H113V20H112ZM115 22H118V21H114L113 23H115ZM141 22H140V24H141ZM185 22H186V23H185ZM239 22H240V23H239ZM5 23H7V26H6V29H7V30L5 29V27H3L4 25H6ZM15 23H16V22H15ZM19 23H20V22H19ZM19 23H17V24H19ZM91 23H90V24H91ZM97 23H95L96 25L94 24L95 26H92V28H94V29L91 30V31H93V32H94V30H95V31H96V35H97V33L99 32L98 30H99V26H100V25H98ZM113 23H111V24H113ZM170 23H172V22H170ZM191 23H192V25H190ZM197 23H198V26H197V25H196V26L198 27V29L200 30V32H202V33L198 32V33H199L198 36H197V34H196V35H195V34H191V33H194V32H193L194 29H195L194 31L196 32V30H197L196 26L193 27L194 29H191V28H190V27L194 26V25L197 24ZM215 23H214V24H215ZM228 23H229V22H228ZM228 23H227V24H228ZM235 23H237V24L239 23V24L236 25ZM3 24H4V25L1 24V26L4 28V30H6V32H8V30H9V29H8V24H9V23L6 21V22H4ZM17 24H16V25L14 24V25L17 26ZM48 24H49V22H48ZM200 24H201V23H200ZM230 24H231V23H230ZM257 24H258V25H257ZM189 25H190V27H189ZM234 25H236V27H235ZM97 26H98V27H97ZM101 26H102V25H101ZM101 26H100V27H101ZM136 26H137V25H136ZM168 26H170V25L168 24ZM183 26H184V25H183ZM220 26H221V25H220ZM224 26H226V25H224ZM262 26H263V27H262ZM2 27H1V28H2ZM145 27L148 28V29L142 32V28H145ZM157 27H158V28H157ZM162 27H163V26H162ZM180 27H181V29L183 28V30H182V32H181V36H179L180 33L178 32L179 30H181ZM222 27H223V26H222ZM234 27H235V29H236V28H238V29L235 30ZM240 27H241V26H240ZM97 28H98V30H97ZM168 28H169V27H168ZM188 28H189V30H188ZM201 28H202V29H201ZM250 28H251V29H250ZM261 28H262V29H261ZM101 29H102V28H101ZM158 29H159V30H158ZM215 29H216V30H215ZM225 29H227V30H225ZM76 30H77V29H76ZM143 30H144V29H143ZM148 30H149V31H148ZM190 30H191V32H190ZM201 30H203V31H201ZM204 30H205V31H204ZM222 30H224V31L222 32ZM101 31H102V30H101ZM170 31H171V32H170ZM173 31H174V32H173ZM187 31H189V33H190L191 35L187 34ZM197 31H198V30H197ZM232 31L235 32V33H232ZM236 31H238V32L241 31L242 33H241V34H238V32H237V34H238V35H237V34H236ZM254 31H255V30H254ZM254 31H253L252 33H255ZM6 32H5V33H6ZM19 32H20V30H19ZM22 32H23V31H21V35H23ZM76 32H77V31H76ZM78 32H79V31H78ZM78 32H77V33H78ZM93 32H92V35H93ZM145 32H147V34H149L150 36L147 35ZM164 32H165V33H164ZM185 32H186V33H185ZM207 32H209V31L207 30ZM257 32L260 33L261 31L258 30ZM94 33H95V32H94ZM99 33H100V32H99ZM121 33L123 34V32H121ZM150 33H151V34H150ZM170 33H171V34H170ZM176 33H178V35H177ZM182 33H185L184 36L186 35V38H187V40L185 39L186 41L184 40V38H183V36H182V35H183ZM230 33H231V34H230ZM122 34H120V35H122ZM126 34H127V33H125V35H126ZM131 34H130L129 36H130V37H133V36H131ZM159 34H160V36H162V40H163V41L161 40V37L159 36ZM172 34H173V35H172ZM214 34L212 33V37H213ZM242 34H245V35L243 36V37H244V41H243V42H242V40H243L242 38H243V37H240V36H242ZM249 34H250V36H249ZM123 35H124V34H123ZM125 35H124V36H125ZM127 35H128V34H127ZM141 35H145V37H144V36H141ZM187 35H189V37H188ZM194 35H195V36H194ZM0 36H1V35H0ZM6 36L8 37V39H5V40H8L9 42H12V41H10V40H12V39H13V41H15V40H14V37H15V36L18 37V38H19V37H23V36H19V33H18V35H15V36L13 35V37H12V35H11V37H9L8 35H6ZM89 36H91V34H90ZM124 36H123V38H124ZM129 36H128V38H130ZM139 36H140V39H139ZM147 36H148V37H147ZM152 36H153V37H152ZM157 36H158V37H157ZM165 36H166V37H165ZM169 36H170V38H171L172 40H173V37H174L175 39H177V40H181L182 38H183V39H182L181 41H178L179 44L176 43V44L174 45L175 41H174V42L171 41L172 44H170L171 42H169V40H171V39L169 38ZM176 36H177V37H176ZM190 36H191L192 38L195 37V38H197V39H198V38H200V39H198V40H197V39H195V40L192 39V40H193V43H194V41H195V44H192V40H190V39H191ZM236 36H237L238 38H237ZM254 36H255V35H254ZM1 37H2V36H1ZM1 37H0V39H1ZM7 37H5V35H4V38H7ZM16 37H15V38H16ZM91 37H92V36H91ZM94 37H95V36H94ZM119 37H122V36H119V35H118V37L116 38L117 41L119 40V39H118ZM146 37H147V38H146ZM154 37H155V38H154ZM180 37H181V39H179ZM9 38H11V39L9 40ZM18 38H16V39L19 40ZM128 38H125V39H128ZM137 38H138L140 41H139ZM144 38H145L147 41L143 40ZM158 38H159V39H158ZM164 38H165V39H164ZM189 38H190V39H189ZM227 38H228V39H227ZM229 38H230V39H229ZM239 38L242 39V40H240ZM245 38H246V39H245ZM20 39H21V38H20ZM120 39H122V38H120ZM155 39L158 40V41H156ZM175 39H174V40H175ZM237 39H238V40H237ZM141 40H142V41H141ZM160 40H161V41H160ZM164 40H165V41L167 40V42H165ZM177 40H176V41H177ZM183 40L185 41L186 44H187V41L189 40V41H191V44H187V45L184 46V43H183V44L181 45V42H182ZM196 40H197V43H196ZM213 40H214V42H215V37H214ZM220 40H222L223 42H221ZM224 40H225V42H224ZM230 40H231V41H230ZM236 40H237V41H236ZM239 40L241 41L240 44H238V43H239ZM251 40H252V39H250V40H248V41H251ZM8 41L6 42V43H8V44L10 45L8 49H11V48L14 47V46H15V49H14V51H12V49H11L10 52H9V50H7L8 44H6V46H7V47L5 46V47H6V48H5L6 53H5L4 49L1 51V52L4 51L3 54L6 56V58H5V59H2V56H1V61H2V60H6V59L8 60L9 57H10V59H12V55H8V54H7V51H8L10 54H11V53L13 54V53L16 51V48H17V47H18L19 50H21L22 47H23V50H25V49H29V47H28V48H26V47H27L29 44H32V43L34 42V41H32V40L29 41L28 38H27V39H21V40H19V42L21 41L19 44H18V41H16V42H17V45H16V42H13L14 45L11 46L13 43L10 44ZM22 41H23V43H22ZM26 41L29 42V43L27 42V44H26L27 46L24 44ZM31 41H32V42H31ZM119 41H120V40H119ZM121 41H122V40H121ZM148 41H152V42L149 43V46H147V45H148ZM153 41L156 42V44H154V45H155V49H154V47H153L154 45L151 46V44L154 43ZM184 41H183V42H184ZM229 41H230V42H229ZM122 42H123V41H122ZM144 42H145V43L147 42V43H146L147 45L145 44L146 47H144V46H145V45H144ZM158 42H159V43H158ZM161 42H162V44H161ZM212 42H213V41H212ZM234 42H235V43H234ZM237 42H238V43H237ZM72 43H73V42H72ZM76 43H78V42H76ZM137 43H138V44H137ZM141 43H142V44H141ZM163 43H164V44H163ZM188 43H190V42H188ZM218 43H220V45H219ZM224 43H226V44H224ZM232 43H233V44H232ZM21 44H23V46H22V47L20 46V47H21V49H20L19 45H21ZM33 44H34V43H33ZM33 44H32V45H33ZM66 44H67V43H66ZM66 44H63L62 46L59 44V46H60L59 48H61L62 52H59V53H58V57H57L58 60H59V58H61V57H63L65 60H69L68 63L71 62V65H69L70 67H67V69L72 68L73 66H74V68H75V67H76V68L79 67V65H80V62H79V61H80L82 58H81L80 60H78V59H79L78 56H79V55H83L84 52H83V53L81 52L82 54H80V51H79V52L77 53L78 55L75 56L74 61H75L76 63H77V61H78V64H77V65H76V63H72L73 60H71V59H73V58H70V55H71V54L73 55V54L75 53V51H76L75 49H76L80 44L78 43L79 45L77 44L76 46L73 45V44H70V45H66ZM140 44H141V46H137V45H140ZM157 44H158V45H157ZM167 44H169V46H168ZM221 44H222V45H221ZM227 44H229L230 47H229V45L227 46ZM231 44H232V45H231ZM235 44H236V45H235ZM71 45H72V46H71ZM120 45H121V44H120ZM142 45H143V47H142ZM161 45H162V46H161ZM166 45H167V46H166ZM170 45H171V46H170ZM172 45H173L174 47L177 46V47H179V48H177V47H175V48H171V47H173ZM179 45H180V46H179ZM189 45H190L191 48L189 47L188 49H185V48H186L187 46H189ZM191 45H192V46H191ZM223 45H224V46H223ZM225 45H226V46H225ZM241 45H242V46L244 45V46H243V47H244L243 49H242V46H241ZM246 45H247V44H246ZM16 46H17V47H16ZM160 46H161L162 48H161ZM163 46H164V47L166 46V47L164 48ZM232 46L234 47V49H232V48H233ZM235 46H236V47H235ZM30 47H31V46H30ZM32 47H34V48H32ZM32 47H31L32 49H35V44H34V46H32ZM75 47H76V48H75ZM80 47H82V46L80 45ZM80 47H79L78 49H80ZM117 47H118V46H117ZM147 47H151V48H147ZM152 47H153V48H152ZM159 47H160V48H159ZM168 47H169V48H168ZM226 47H227V48H226ZM228 47H229V48H228ZM254 47H255V48H254ZM59 48H58V46H57V48H55V49H56V50H60ZM114 48H115V50H116V46H115ZM183 48H184V49H183ZM236 48H237V49H236ZM238 48H239V49H238ZM250 48H251V49H250ZM18 49H17V51L19 52ZM32 49H31V50H32ZM68 49H71V50H69V51H71V52L73 51L74 53H71V52L69 53ZM78 49H77V50H78ZM82 49H83V48H82ZM85 49H86V48H84L83 51H85ZM143 49H144V50H143ZM150 49H151V50H150ZM153 49H154V50H153ZM160 49H161V51H160ZM194 49H195V50H194ZM229 49H230V50H229ZM235 49H236V50H235ZM61 50H60V51H61ZM115 50L112 49L111 51H115ZM155 50H156V51H155ZM184 50L187 51V52L184 53ZM188 50H190V51H189V54H188ZM220 50H221L222 52H221ZM233 50H234V51H233ZM251 50H252V51H251ZM11 51H12V52H11ZM17 51H16V52H17ZM21 51H22V50H21ZM21 51L19 52V54L22 53ZM25 51H26V50H25ZM65 51L67 52L66 54L69 53V55H68L69 57H68L66 54H64ZM81 51H82V50H81ZM147 51H148L149 53H151V54L149 55V53H147ZM152 51H153V53H152ZM159 51H160V53H159ZM191 51H192V53H191ZM218 51H220V52H218ZM227 51H228V52H227ZM243 51H244V52H243ZM26 52H27V51H26ZM57 52H58V51H57ZM63 52H64V53H63ZM76 52H77V51H76ZM154 52H155V53H154ZM157 52H158L159 54H157ZM161 52H162V54H163L164 56H161ZM216 52H217V53H216ZM233 52H235V53H233ZM29 53H30V52H29ZM29 53H27V56L30 55ZM61 53H62V55L64 54V55H66L67 57H64V55H63V56H60L59 54H61ZM142 53H143V54H142ZM183 53H184V54H183ZM210 53H209V54H210ZM212 53H213V54H212ZM219 53H221V54H219ZM0 54H2V53H0ZM3 54H2V55H3ZM6 54H7V55H6ZM15 54H16V53H15ZM15 54H13V55H14L13 58L18 57V56H16ZM141 54H142V55H141ZM194 54H195V55H194ZM233 54H234V55H233ZM237 54H238V55H237ZM241 54H242V55H241ZM245 54H246V55L248 54L249 57H248V55L245 56ZM252 54H253V57H252ZM4 55H3V58L5 57ZM22 55H23V54H22ZM24 55H25V54H24ZM139 55H141V56H139ZM153 55H154V56H153ZM192 55H193V56H192ZM198 55H199V54H198V52H197V56H198ZM243 55H244V57H243ZM250 55H251V56H250ZM7 56H8V57H7ZM15 56H16V57H15ZM55 56H56V55H55ZM138 56H139V57H138ZM148 56H149V57H148ZM170 56H171V58H170ZM239 56H240L241 58H238ZM256 56H257V57H256ZM258 56H259V57H258ZM44 57H45V56H44ZM76 57H77L78 59H76ZM81 57H82V56H81ZM147 57H148V58H147ZM162 57H163V58L165 57V58H164L165 60H164ZM206 57H207V59L210 58V57H208V54H207ZM245 57H246V58H245ZM149 58H150V59H149ZM154 58H155V59H154ZM159 58H160V60H159ZM194 58H195V59H194ZM196 58H197L198 61H200V63L196 60ZM220 58H221V61H220ZM222 58H223V59H222ZM43 59H44V58H43ZM64 59H62V62H63ZM147 59H149V60H147ZM202 59H203V58H202ZM204 59H205V57H204ZM211 59H209V60H211ZM245 59H246V61H245ZM248 59H249L250 61H249ZM41 60H42V59H41ZM44 60H46V59H44ZM65 60H64V61H65ZM223 60H224V61H223ZM252 60H253V61H252ZM88 61H89V60H88ZM147 61H148V62H147ZM184 61H185V62H184ZM237 61H238V62H237ZM257 61H258L259 63H258ZM173 62H174V64H173ZM197 62H198V63H197ZM216 62H217V63H216ZM242 62H243V63H242ZM256 62H257V64H256ZM148 63L151 64V66H150ZM218 63H219V64H218ZM260 63H261V66H260ZM147 64H148V65H147ZM158 64H159V65H158ZM236 64H237V65H236ZM59 65H60V66H63V65H61V64H59ZM59 65L56 66V67L54 68L55 73H58V72H59V71H58V70L60 69V66H59ZM75 65H76V66H75ZM123 65H124V63H123ZM252 65H253V66H252ZM256 65H257V66H256ZM65 66H67V65H64L63 68H64ZM71 66H72V67H71ZM130 66H132V67H130ZM146 66H148L149 68L146 67ZM169 66H170V67H169ZM171 66H172V67H171ZM173 66H174V67H173ZM234 66H235V67H234ZM262 66H263V67H262ZM53 67H54V66H53ZM108 67H109V66H108ZM121 67H123V66L121 65V66L119 67V68L121 69L120 71H119L118 69H115V70H114L113 67H112V68H109V69H111V71H117V72H120V73L123 74V72H122L123 69H122ZM133 67H134V68H133ZM152 67H153V68H152ZM168 67L171 68V71H170V69H169ZM177 67H178V68H177ZM185 67H186V68H185ZM252 67H253V70H250V69H252ZM257 67H258V68H257ZM125 68H126V67H125ZM142 68H143V69H142ZM144 68H145L146 72L144 71ZM147 68L149 69V71L152 70V71L154 72V73H153V72L151 71V72H152L151 74H152V75L154 74V77H155V78H152L153 76H151V78H149V77H150L149 75H151V74L148 75V70H147ZM150 68H151V69H150ZM201 68H202L203 71L201 70ZM205 68H206V70H204ZM256 68H257V69H256ZM260 68H261V69H260ZM65 69H66V68H65ZM98 69H99V71H98ZM112 69H113V70H112ZM126 69H127V68H126ZM130 69H127V70H130ZM138 69H140V70H138ZM54 70H53V72H54ZM56 70H57V72H56ZM70 70H72V69H70ZM124 70H125V69H124ZM136 70H137V71H136ZM142 70H143V71H142ZM161 70H162V72H161ZM175 70H176V71H175ZM200 70H201L202 72H201ZM246 70H247V71H246ZM248 70H249V71H248ZM256 70H257L258 72H257ZM103 71H104V70H103ZM138 71H139V72H138ZM169 71H170V72H169ZM178 71H179V72H178ZM250 71H251V72H250ZM253 71H254V74H253ZM261 71H262V72H261ZM157 72H158L159 74H157ZM210 72H211V73H210ZM245 72H246V73H245ZM248 72H250V73L248 74ZM88 73H87V74H88ZM114 73H115V72H113V74H114ZM161 73H163V74L161 75ZM167 73H168V74H167ZM207 73H210V75L207 74ZM212 73H213V74H212ZM244 73H245V74H244ZM256 73H257V74H256ZM258 73H259V77H258ZM260 73H261V75H260ZM262 73H263V74H262ZM178 74H179V75H178ZM205 74H206V76H205ZM211 74H212V75H211ZM241 74H242V75H241ZM246 74H247V75H246ZM57 75H58V74H57ZM62 75H64V74L62 73ZM62 75H61V77H62ZM198 75H199V77H198ZM200 75H201V76H200ZM207 75H209V77H207ZM213 75H214L216 78H215ZM216 75H217V76H216ZM238 75H239V76H238ZM262 75H263V77H262ZM21 76H22V75H21ZM21 76H20V77L17 76V77H16V80H18V81L20 82V80L22 79L21 82H23V81L25 80V78H24V76H22L23 78H21ZM65 76H66V75H65ZM65 76H63V77H65ZM108 76H106V77L104 76V77L107 78ZM143 76H144V77L146 76V77L144 78ZM156 76H157V77H156ZM179 76H180V77H179ZM202 76H203V77H202ZM233 76H234V77H233ZM237 76H238V78H237ZM243 76H244V77H243ZM254 76H256V77H255V78H252V77H254ZM260 76H261L262 78H261ZM104 77H103V78H104ZM159 77H161V78H159ZM171 77H172V78H171ZM217 77H218V78H217ZM246 77H248V78H246ZM17 78H18V79H17ZM92 78H94V80H92ZM136 78H135V79H136ZM143 78H144V80H143ZM190 78H191V80L193 81V83L190 82V81H191V80H189ZM202 78H203V79H202ZM250 78H252L253 81H251L252 79H250ZM0 79H1V78H0ZM19 79H20V80H19ZM108 79H109V77H108ZM110 79H111V78H110ZM137 79H138V78H137ZM149 79H150V81H148ZM151 79H152V80H151ZM155 79H156V80H155ZM199 79H201V80H199ZM229 79H231L232 81L229 80ZM233 79H234V80H233ZM241 79H242L243 81H245V82H243ZM248 79H250V82H251V83L249 82ZM91 80H92V81H91ZM153 80H154V81H153ZM157 80L160 81L161 83H160V82L156 83L155 81H157ZM163 80H165L164 82H166V83L169 82V83H168V84H163ZM188 80H189V82H187V83H188V84L190 83L189 85H187V83L185 82V81H188ZM202 80H203V82L206 81V80H207V81L209 80L208 82H210V84L213 83L214 81L220 82V85H219V86H220V87H219V91H218L217 93H216V92L214 93V91L210 90V94L208 93V91H206V95L208 94V96H207L206 98H204L206 95L203 96L202 93H201V95H200V94H196V93H197V90L201 89V91H202V89H203L204 87L206 88V84H204V85H205L204 87H203V85H202L203 88H201V87L199 88V87H198V83H199V82H202ZM240 80H241V82H240ZM257 80H258L259 82H258ZM261 80H262V81H261ZM59 81H60V79H59ZM116 81H117V82H116ZM145 81H146V82H145ZM167 81H168V82H167ZM173 81H174V83H173ZM0 82H1V80H0ZM2 82H3V81H2ZM2 82H1L0 84H2ZM5 82L7 83L6 80L4 81V83H5ZM24 82H25V81H24ZM29 82H30V84H32V80H31V79L28 80L27 85H28ZM54 82H55V81H54ZM56 82H57V83H56ZM56 82H55V83L52 82V84H53V85L58 84V78H57ZM90 82H93V83H90ZM119 82H120V83H119ZM122 82H123V83H122ZM125 82H126L127 85H126V84L124 85ZM153 82H155V83H153ZM179 82H180V83H179ZM208 82H206V83H208ZM230 82H231V83H230ZM246 82H247V83H246ZM260 82H261V83H260ZM44 83H45V82L42 83L43 87L46 86V84H44ZM117 83H118V84H117ZM121 83H122V84H121ZM130 83H131V84H134L133 81H132V82L130 81ZM130 83H129V85H130ZM151 83L154 84V86H151V85H152ZM159 83H160V84H159ZM183 83H185V85H187V87H186L187 89H188V86H191V87L193 88V87H194L193 85H196V86L199 88V89H197V87H195V89H197V90H195V89L193 88V89H194V90L192 89L193 91H188V90H191V89H188V90H187V92H188L187 95H188V97H190V100H191V102L194 104V106H195V104H196V106L200 107V109L203 108V109H202V113H201V115H203L202 117H201V115H200L201 110L198 111V112H199V113H198L199 115L197 114V112H194V113H195L194 115L189 114V116H190V115L192 116V118H191V116H190L191 119L188 117L189 120H192L193 117H194L195 119L192 120V123H191V125H190L191 128H190V129L188 128V130L186 131V132H187L186 134H185V131H184V133H183V131H182V133H180L181 131H180V129H178V130L176 129V127H175L176 125L173 126V124H174L173 121H174V120L176 121L175 118H176V116H178V114H176V112L178 111V113H180L182 110H185V111H186V108H187V107H186L185 109H182V105H184V103L181 104V102H182L181 99H182V98H179V96H178L179 99L177 98L178 100L181 101V102L179 103L180 106H181V108H180V106H179L178 104H176V105H178L179 108L182 109V110H180L179 108H177V111L175 110V111L173 112V109H175V108H173V109H172V108H168V107H167L168 105L165 106V107H167L168 109H167V108H164V105H165V104H163L162 102H161V105L163 104V106H162L163 108H162V107H159L160 109L158 108V106H159V104H160V101L163 99V95H164V98H165V99H166V97H167V99L171 97V96H170V97H168V96H169L170 94L173 93L172 91L175 90V89H173V90L171 89V88H173L172 86H175V85H176V86L178 87V90H177V87L175 86L176 90L174 91V95H175L176 93L178 94V91H179L180 93H181V92H182V93H185L186 89H185L184 85L182 86ZM241 83H242V84H241ZM243 83H245V87H246V85L249 86V85L251 84L249 87H248V86H247V87H248V90H249L250 88H252V89L249 90V91H247V93H244L243 90H242L243 93H242L241 95H243V96H241V95H239V94H240L239 92H241L240 89H242V87L244 86ZM259 83H260V84H259ZM20 84H22V83H20ZM63 84H64V82L61 81V82L59 83L58 86H62ZM116 84H117V85H116ZM158 84H159V85H158ZM161 84H162V86H163L164 89L162 88ZM191 84H192V85H191ZM199 84H200V83H199ZM202 84H203V83H202ZM233 84H235V85L233 86ZM255 84H256V85H255ZM3 85H4V84H2V85H0V86H3ZM27 85H25V86H26L25 89L27 88L28 92H30V90L33 89V88H31L32 85H31V86L29 85L28 87H27ZM156 85L159 86L160 88H158ZM164 85H166L167 88L170 86L169 89H170L171 93H170V91H168L169 89H167L166 87H164ZM178 85H179V86L181 85L184 89H183V88L181 89ZM236 85H237V86H236ZM242 85H243V86H242ZM258 85H260V88H259V89L257 88V89H258V90H257L256 87H258ZM40 86H41V85H40ZM40 86H39V88H40ZM105 86H106V85H105ZM107 86H108V85H107ZM107 86H106V87H107ZM117 86H118V87H117ZM127 86H128V87H127ZM130 86H131V85H130ZM148 86H149V87H148ZM155 86H156V87H155ZM200 86H201V85H200ZM239 86H240V88H239ZM241 86H242V87H241ZM251 86H252V87H251ZM43 87H42V88H43ZM46 87H47V86H46ZM98 87H99V88H98ZM121 87H124V88L126 87L128 92L126 91V89L124 90V88L122 89ZM150 87H151V88H150ZM191 87H190V88H191ZM233 87H234V88H233ZM245 87H244V88H245ZM254 87H255L256 90L253 89ZM29 88H31V89H29ZM97 88H98V89H97ZM205 88L203 89V91H205ZM229 88H230V89H229ZM238 88H239V89H238ZM99 89H101V90H99ZM106 89H107V88H106ZM143 89H144V90H143ZM146 89H147V90H146ZM159 89H161V90H160V93H161V94L158 93V92H159ZM166 89H167V95L169 94L168 96L166 95ZM234 89H235L236 91H235ZM35 90H36V89H35ZM38 90H39V89H38ZM90 90H91V89H90ZM121 90H122L123 92H122ZM130 90L132 91V93H131ZM163 90H164V92H163ZM181 90H182V91H181ZM238 90H240V91H238ZM253 90H254L256 93H259L258 91L260 90L259 95H258V94L255 95V92H253ZM93 91H94V92H93ZM107 91H108V90H107ZM141 91H142V93H143V92H144V93L146 92L147 94H144V93L142 94ZM147 91H149L150 94H149V92H147ZM194 91H196V93H195ZM201 91H199L198 93H200ZM232 91H233V92H232ZM237 91H238V92H237ZM82 92H83V95H81ZM129 92H130V93H129ZM156 92H157L158 94H160V95H158ZM187 92H186V93H187ZM211 92H212V93H211ZM231 92H232L233 94H232ZM234 92H235V93H234ZM236 92L239 93V94H237ZM249 92H250V93H249ZM251 92H253V94H251ZM23 93H25V92H23ZM128 93H129V94H128ZM152 93L156 94V96L153 94V95H154V98H153L154 101H155V98H156L157 96H158V97L160 96L159 98L157 97V98H158V100H156V101H158L157 103H156V101H155V103H154L153 100H150L151 97L153 96ZM186 93H185V94H186ZM194 93H195L196 95H195ZM203 93H205V92H203ZM79 94H80V96H79ZM99 94H100V93H99ZM101 94H102V92H101ZM214 94H215V95H214ZM234 94H235V95H234ZM22 95H23V94L19 95V97L22 98V97H21ZM28 95H29V94H28ZM28 95L26 94L25 96H23V98L27 97ZM85 95H86V97L84 98ZM103 95H102V97H103ZM120 95H121V96H120ZM128 95H131V96H128ZM165 95H166V96H165ZM174 95L172 94V96H174ZM183 95H184V94H183ZM187 95H185V96L187 97ZM197 95H198V96H197ZM199 95H200V97H199ZM261 95H262V96H261ZM133 96H135V98H134ZM145 96H146L147 98H146ZM148 96H149L150 98H149ZM201 96H202V97H201ZM239 96H241V98H240ZM252 96H257V97H252ZM78 97H79L80 100L78 99ZM136 97H137V99H136ZM138 97H139L140 99H139ZM181 97H182V95H181ZM183 97H184V96H183ZM186 97H185V98H186ZM209 97H210V98H209ZM260 97H261V98H260ZM86 98H87V99H86ZM108 98H109V102H107ZM111 98H112V99H111ZM127 98H128V99H127ZM133 98H134V100H133ZM141 98H142V99H141ZM145 98H146V101H145ZM157 98H156V99H157ZM161 98H162V99H161ZM172 98H173V97H172ZM172 98H171V99H172ZM196 98H197V99H196ZM202 98H204L205 100L202 99ZM234 98H235V99H234ZM83 99H84V100H83ZM143 99H144V100H143ZM148 99H149V100H148ZM177 99H176V101H178ZM187 99H188V98H187ZM257 99H258V100H257ZM260 99H261V100H260ZM135 100H136V101H135ZM142 100H143V101H142ZM163 100H164V99H163ZM173 100H174V98H173ZM197 100H198V101H197ZM200 100H201L202 102H201ZM34 101H36V100H34ZM41 101L44 102V100H40V99L37 100V103H39V104H37L38 106L35 104L36 102L34 103L33 101H32L33 104H32V102H31V103L28 104V105H29V106H30V105H31V106L33 105L32 107H34V106L39 107V105L42 103ZM115 101H116V103H115ZM141 101H142V102H147V104H148V103H149V104L152 103V104H150V105H146V104L142 103ZM149 101H151V102H149ZM169 101H170V100H169ZM229 101H230V103H228ZM241 101H243V104L241 103ZM40 102H41V103H40ZM68 102H69V100H68ZM91 102H92V103H91ZM94 102H95V100H94ZM137 102H138V103H137ZM140 102H141V103H140ZM163 102H164V101H163ZM188 102H189V100H188ZM221 102H222V103H221ZM44 103H46V102H44ZM153 103H154V105L156 104V105L154 106V109H153V107H150V106L153 105ZM158 103H159V104H158ZM166 103L169 104V107H173V105H171V104H172L171 101H170V102H166ZM170 103H171V104H170ZM185 103L188 105V109H189V111H186V113H191V112H190L191 109H194L195 111H197L196 106L193 107V105H192L190 102H189V104H188V103H187V100H186ZM223 103H224V104H223ZM247 103H248V104H247ZM125 104H124V105H125ZM136 104H137V106H138L137 108H136ZM173 104H175L174 101H173ZM199 104H200V105H199ZM221 104H223V105H221ZM228 104L231 105L230 107H228V109H231V107H232L233 104H235V105L238 104L236 107H239V108H236V107H234L235 105L233 106V107H234L233 109H235V111H233L234 113L232 112V114H231L233 119L229 120V121L231 122V124L228 122V124L231 125V126L229 125L231 128H233V127H232V122H233V120H234V122H236V121H235L236 118H237L236 120H238V121H237V124H236V127H237V125L239 126V125H241V123H244V120H245V119L247 120V121L245 120L246 124H248V122H250L249 125L251 124V125L248 126V127H247L246 124H245L244 127H246V128L243 129V130H242V128H244V127L242 126L243 124L241 125L242 128H241V127H240V128L238 127V129H234V128H233V131H232V132H234V133H233L234 135L231 134L232 132H231L230 130H227V131H230V132H231V133L229 132V133L232 135V136L230 137V139H231V140H234L233 145L235 144L236 146H238V147H236V149L238 148L237 150L234 148L235 145L233 146L232 143H230V142H232V141H231V140H230V141L227 140V138L229 139V137H228L229 135H228V136L226 135L227 138H226V136H225V138H226L227 141H226L225 139H224L225 141L222 139V138H223V135H225V133L227 132V131L225 132V130H226V127L228 126V124H227V123H222V124L224 125V126H223V125L220 124V123H221L222 121H224V122H226V120L228 121L229 117L231 116V115H229V114H230L231 111L233 110V109H231V111L229 110V112L226 113V111L228 110V109H227ZM28 105L25 106V109H26V107H28ZM42 105H43V107H44L45 104H42ZM42 105H40V107H39L40 109L42 108V107H41ZM78 105L80 106V104H78ZM129 105H130V106H129ZM140 105H142V106H140ZM157 105H158V106H157ZM161 105H160V106H161ZM189 105H192V106L189 108ZM242 105H243V106H242ZM248 105H249V106H248ZM112 106H113V105H112ZM122 106H123V107H122ZM145 106H146L147 108H145ZM178 106H177V107H178ZM184 106H185V105H184ZM37 107H34V108L36 109ZM126 107H127V108H126ZM128 107H129V108H128ZM140 107H141V108L144 107V110H142V109L139 110ZM148 107H149V108H148ZM198 107H197V108H198ZM222 107H223V108H222ZM225 107H226V108H225ZM240 107H241V108L243 107V110H242ZM34 108H31V109L33 110ZM39 108H38V110H39ZM80 108H82V107H80ZM87 108H88V107H87ZM118 108H119V109H118ZM133 108H134V109H133ZM135 108H136L137 113H138L139 115L136 114V110H135ZM151 108H152L153 110H152ZM155 108H156V109L158 108L157 111H154V110H156ZM216 108H218L219 110L216 109ZM257 108H258V110H257ZM31 109H30V110H31ZM62 109H63V108H62ZM94 109H95V110H94ZM121 109H122V110H121ZM123 109L125 110V112H124ZM132 109H133V110H132ZM162 109H163V111H162ZM165 109H167L166 112H165ZM169 109H170V110L172 109L171 112H169ZM188 109H187V110H188ZM198 109H199V108H198ZM226 109H227V110H226ZM84 110H82V113H84ZM87 110H88V109H87ZM138 110H139V112H138ZM194 110H193V111H194ZM221 110H222V111H221ZM236 110L238 111L237 114L235 113V112H237ZM241 110L243 111V112H241L242 114L246 112V113H245L246 117H245V115H242V114H241V115H242V116H241V115L239 114V111H241ZM244 110H245V111H244ZM255 110L259 112V113H258L259 115H261L260 118H258V114H256L257 112H256ZM263 110H264V109H263ZM26 111H29V110H26ZM26 111H25V112H26ZM33 111H35V110H33ZM36 111H37V110H36ZM80 111H81V110H80ZM91 111H92V112H91ZM131 111H132V112H131ZM140 111H141V112H140ZM146 111H147V112H146ZM161 111H162V113H160ZM185 111H184V113H185ZM191 111H192V110H191ZM223 111H224V112H223ZM30 112H31V111H30ZM30 112H29V114H31ZM90 112H91L92 114H91ZM119 112H121V113H119ZM122 112H123V113H122ZM126 112L128 113V115H127ZM129 112H130V113H129ZM133 112H134V113H133ZM143 112H144V114H145V116H146V117H145L146 119H145V118L143 119L144 115H143V114H142V115L140 114V113H143ZM145 112H146V113H145ZM157 112H158V113H157ZM163 112H164V114L167 113V112H169V113L166 114V116H165V115H163ZM207 112H208V113H207ZM212 112H213L214 114H213ZM221 112H223V114L225 113V116L221 115V114H222ZM252 112H253V113H252ZM254 112H256V113H254ZM82 113L80 112V114H82ZM117 113H119V115H121V116L117 115ZM131 113H132V114H131ZM186 113H185V115H186ZM210 113H212V114H210ZM216 113H217L218 115H217ZM247 113H248V114H247ZM1 114H2V113H1ZM27 114H28V113H27ZM32 114H33V112H32ZM124 114H125V115H124ZM129 114H130L131 116H130ZM215 114H216V117L214 116ZM227 114H228V116H227ZM255 114H256V115H255ZM5 115H6L8 118H7ZM25 115H26V113H24V116H25ZM92 115H93V116H92ZM140 115H141V116H140ZM161 115H162V116H161ZM180 115H182V114L180 113ZM187 115H188V114H187ZM187 115H186V116H187ZM195 115H196V116H195ZM234 115H235V116H234ZM237 115H238V116H237ZM239 115H240V116H239ZM248 115H249V116H248ZM252 115H253V116H252ZM9 116H11L12 119H11ZM26 116H27V115H26ZM26 116H25V117H26ZM63 116H64V118H63L62 115H61L62 121H63V120H64V121H68L69 118L66 119V118H65V114H63ZM126 116H127V117H126ZM136 116L139 117L141 120H140L139 118L137 119ZM151 116H152L153 118H152ZM218 116H219V119H218ZM226 116H227V117H226ZM15 117H16V116H15ZM15 117H14V115H12V114L8 115V114H5V113L2 115V117H1V115H0V122H1L3 119H5V120H4V123L8 120V121H9V122H8V123H9V126L11 125V124H10L11 121H12L11 123L14 122V123L12 124V125H14V126H13V130L11 131V128H10V131H9L10 134H11V132H12V133L15 132V129H16V128L18 129V127H19V122L21 121V120L19 121L18 119H16V121H15V119H13V118H15ZM89 117H90V118H89ZM92 117H93V118L95 117L96 120H95V118L92 119ZM116 117H117V119H116ZM120 117H121V118L123 117V118L121 119ZM161 117H162L163 120H162V119L159 120ZM163 117H164V118H163ZM210 117H211V118H210ZM223 117H224V118H223ZM225 117H226L227 119H226ZM239 117H245V118H244V119H242V118L239 119ZM252 117H254L255 120H254V118H252ZM18 118H19V117H18ZM27 118H28V117H27ZM30 118H32L31 115H30ZM30 118H28V119H30ZM59 118H60V117H59ZM124 118H125V119H124ZM126 118H127V119H126ZM166 118H167L168 120H167ZM177 118H178V117H177ZM204 118H206V119H204ZM208 118H209L210 120H209ZM10 119H11V120H10ZM19 119H20V118H19ZM65 119H66V120H65ZM78 119L80 120V118H78ZM89 119L91 120V122H89ZM114 119H115V120H114ZM132 119H133V120H132ZM136 119L140 122V124H138V121H137ZM147 119H149V120L147 121ZM179 119H180V121H179ZM201 119H202V120H201ZM211 119H212V120H211ZM217 119H218V120H217ZM241 119H242L243 121H241ZM60 120H61V119H60ZM79 120H78V121H79ZM94 120H95V121H94ZM101 120H102V121H101ZM112 120L114 121V123L117 122V124H116L117 126L119 125L118 128L115 129V130H114V128H115L116 126H115V124H113V121H112ZM116 120H117V121H116ZM134 120L137 122V123H136V126L134 125V124H135V121H134ZM165 120H166V121H165ZM172 120H173V121H172ZM196 120H197L198 122H196ZM204 120H205V121H204ZM215 120H217V122H215ZM259 120H260V121H259ZM18 121H19V122H18ZM99 121H100L101 123H100ZM105 121H107V122H105ZM108 121H110V123H108ZM118 121H119V123H118ZM124 121H125L126 123H127V121H128V122H131V121H132L131 125H129V126H130L129 128L126 127V125H128V124H126V125H121V124H123L122 122H124ZM144 121H146V122H144ZM160 121H164V122H160ZM177 121H178L179 123H181V118L179 117ZM187 121H188V120H187ZM251 121H252V122H251ZM253 121H254V122H253ZM2 122H3V121H2ZM2 122H1V123H2ZM16 122H18L17 125H15ZM31 122L34 123V121H31ZM31 122H29V123H31ZM157 122H158V123H157ZM168 122H169V123H168ZM214 122H215L216 124H215ZM234 122H233V123H234ZM238 122H240V123H238ZM4 123H2V126H3ZM87 123H88V124H87ZM179 123H178V125H179V127H180V124H179ZM189 123H190V122H188V124H189ZM194 123H195V124H194ZM211 123H213V124L215 125V127H214V125L212 126ZM20 124H21V123H20ZM34 124H35V123H34ZM111 124H113L114 127H113ZM129 124H130V123H129ZM137 124H138V125H137ZM163 124L165 125L166 129H165V127L163 126ZM175 124H176V122H175ZM209 124H211V126H209ZM226 124H227V125H226ZM234 124H235V123H234ZM262 124H263V125H262ZM4 125H5V124H4ZM7 125H8V124H7V122H6V126H4V128H5V127L7 128ZM12 125H11V127H12ZM85 125H84V126H85ZM91 125H92V124H91ZM110 125H111V126H110ZM120 125H121V127H120ZM261 125H262V127H261ZM2 126H1L0 128L3 129L5 132H7L6 129L2 128ZM16 126H18V127H16ZM27 126H28L27 128H31L30 131H29V130L27 131L28 133H27V132L25 133V134L28 135L29 133L31 134L32 127H33V126L36 127V125H33V126H32V123H31V126H30L29 124H27ZM109 126H110V127H109ZM170 126H171V127H174V128H172V130H171V127H170ZM219 126H221V131H220V129H219V132H218V130H216V129H218ZM229 126H228V127H229ZM258 126H260L261 128L258 127ZM14 127H15V129H14ZM119 127H120V128H119ZM146 127H147V129H146ZM213 127H214V128H213ZM216 127H217V128H216ZM222 127H223L224 131L222 130ZM33 128H34V127H33ZM177 128H178V127H177ZM231 128H229V129H231ZM259 128H260V129H259ZM106 129H105V130H106ZM128 129H129V131H127ZM141 129H142V130H141ZM3 130H0V131H1L0 134L4 133ZM8 130H9V129H8ZM118 130H119V132H118ZM176 130H177V131H176ZM231 130H232V129H231ZM234 130H235V131H234ZM263 130H264V129H263ZM115 131H116V133H115ZM120 131H121V132H120ZM122 131H123L124 133L126 132V133H125L126 135H125ZM131 131H132V132H131ZM134 131H136L138 134H137L136 132H134ZM142 131H143V132H142ZM222 131L224 132V134L222 135V137H220V136H221L220 133H221ZM253 131H254V130H253ZM19 132H20V131H19ZM133 132H134L135 134H134ZM148 132H149V133H148ZM156 132H157V133H156ZM165 132H166V133H165ZM208 132H209V133H208ZM223 132H222V133H223ZM259 132H261V133H259ZM9 133H7V134H9ZM16 133H18L17 130H16ZM114 133H115V134H114ZM118 133H119V134H118ZM127 133H128V134H127ZM129 133H130V135H129ZM145 133H146V134H145ZM169 133H170V134H169ZM210 133H211V134H210ZM229 133L227 132V134H229ZM258 133H259V136H257ZM4 134H5V133H4ZM4 134H3V135H4ZM10 134H9V135H10ZM111 134H112V135H111ZM117 134H118V135H117ZM120 134H121V135H120ZM143 134H144V135H143ZM199 134H200V135H199ZM5 135H6V134H5ZM22 135H23V134H21L20 136H18V138L21 137ZM27 135H24V136L28 137L29 135H28V136H27ZM110 135H111V137H110ZM113 135L116 136V137H115L116 139L113 138V137H114ZM124 135H125V136H124ZM127 135H128V136H127ZM219 135H220V136H219ZM6 136L8 137V135H6ZM233 136H234L235 139L232 138ZM254 136H253V137H254ZM26 137H24V138H26ZM77 137H79V136H77ZM77 137H75V138H76V139H75V142L82 141V139H81L82 137L85 138L84 136H82V137H80V139H79V138L77 139ZM118 137H121V138H118ZM125 137H126V138H125ZM146 137H147V138H146ZM161 137H162V139H159V138H161ZM218 137H219V138H218ZM117 138H118V139H117ZM124 138H125V139H124ZM144 138H145L146 140H145ZM181 138H182V139H181ZM20 139H23V137L20 138ZM26 139H27V138H26ZM26 139H24V140H26ZM119 139H120V140H119ZM122 139H123V140H122ZM127 139H128V140H127ZM184 139L187 140V141H185ZM221 139H222V140H221ZM260 139H259V141H260ZM6 140L8 141V139H6ZM95 140H96V139H95ZM121 140H122V141H121ZM129 140H130V141H129ZM139 140H141L142 143H141V141H139ZM143 140H144V141H143ZM163 140H164V141H163ZM255 140H252V141H255ZM17 141H18V143H20V146L22 145V143L25 144V142H21V140H18V139H17ZM19 141H20V142H19ZM26 141H27V140H26ZM28 141H29V140H28ZM92 141H93V140H92ZM111 141H112V142H111ZM114 141H115V142H114ZM120 141H121V142H120ZM160 141H161V142H160ZM9 142L11 143V142H13V141L9 140ZM29 142H30V143H29ZM29 142H26L27 144H28V143H29V144L26 145V146H24V147H26V149H25L24 147H22V146H21V147H20V146H17V152L21 151V149L19 150L18 147L22 148V150H23V151H21V153H23V154H20L21 156H23V159H24L27 155L32 154V151H37V150H34L33 147L31 148V146H33V145H38V144H35V142H33V144L31 145V141H29ZM93 142H94V141H93ZM117 142H119L122 146H121L119 143H117ZM124 142H125V143H124ZM135 142H136L137 144H136ZM139 142H140V143H139ZM164 142H166V143H164ZM184 142H185L186 144H185ZM223 142H224V143L226 142V143H225V146H224V143H223ZM235 142H236V143H235ZM256 142H258V140H256ZM256 142H255V144H256ZM260 142H261V141H260ZM10 143L7 144V145H9V147H10ZM13 143H14V142H13ZM16 143H17V142H16ZM18 143H17V144H18ZM114 143H115V144H114ZM116 143H117V144H116ZM122 143H124L125 146H123ZM239 143H240V144H239ZM11 144H12V143H11ZM17 144H16V145H17ZM142 144H143V145H142ZM147 144H148L149 146H148ZM251 144H252V145H251ZM258 144H259V142H258ZM14 145H15V144H12V146H13V150H12V147H10V150H11V151H15V150H16L15 147H14ZM30 145H31V146H30ZM116 145H117V146H116ZM119 145H120V147H118ZM161 145H162V146H161ZM185 145H186V146H185ZM189 145H190V146H189ZM76 146H77V148H76ZM79 146H80L79 148H81V149H78V144H76L75 146H72V148H76L75 150L73 149V151H75V153H77L76 156L78 155V152L80 151L81 153L79 152V154H80V155L83 154V158H81L80 160H85L84 152H85L86 150H85V148H83L84 150H82V147H81L80 144H79ZM112 146H113V147H112ZM217 146H218L219 148H217ZM230 146H231V147H230ZM255 146H256V145H255ZM257 146H258V145H257ZM38 147H39V146H38ZM91 147H93V146H91ZM91 147H90V148H91ZM116 147H117V148H116ZM156 147H157V148H156ZM184 147H185V148H184ZM189 147H190V148H189ZM192 147H194V149H193ZM198 147H199V148H198ZM227 147H228V148H227ZM4 148H6V150H7V147L4 146ZM34 148L36 149L37 147L34 146ZM69 148H70V146H69ZM110 148H111V149H110ZM148 148H149V149H148ZM200 148H201V149H200ZM242 148H243V149H242ZM254 148L256 149L257 147H254ZM14 149H15V150H14ZM32 149H33V150H32ZM37 149H38V148H37ZM77 149H78L79 151H78ZM86 149H88V147H86ZM93 149H94V148H93ZM140 149H141V150H140ZM150 149H151V150H150ZM153 149H154V150H153ZM183 149H184V150H183ZM185 149H187V150H185ZM198 149H199V150H198ZM216 149H217V150H216ZM229 149H230V150H229ZM233 149H235V150H233ZM4 150H5V149H4ZM18 150H19V151H18ZM25 150H26V151H25ZM76 150H77L78 152H77ZM81 150H82V151H81ZM98 150H99V151H98ZM113 150H115V151H113ZM118 150H119V151H118ZM120 150H122V151L120 152ZM145 150H146V151H145ZM148 150H150L149 152H154V153H149ZM155 150L158 151V153H156ZM192 150H193L194 152H193ZM206 150H207V151H206ZM215 150H216V151H215ZM242 150H243V152H241ZM253 150H254V149H253ZM11 151H10V156H8V154H7V157H11V158L13 157V156H12L13 153H12ZM41 151H42V149L39 148V151H38V152L40 153ZM111 151H112L114 154H113ZM126 151H127L128 154L126 153ZM161 151H162V152H161ZM170 151H171V152H170ZM191 151H192V152H191ZM229 151H231L233 154H232V153L229 154V153H228ZM234 151H235V153H234ZM237 151H238V153H236ZM239 151H240V153H239ZM82 152H83V153H82ZM100 152H101V153H100ZM110 152L114 155L113 157H116V158H115V161L112 160V157H111V158H108V155H107V154H108V153L110 154ZM122 152H124L125 154L122 153ZM187 152H188V153H187ZM246 152H247L249 155H248ZM11 153H12V154H11ZM24 153H25V154H24ZM53 153H54V154H53ZM144 153H145V154H144ZM147 153H148V154H147ZM221 153H222V155H224V156H223L224 158L228 157V155H230L231 158H235V159H236V157H237L238 155L240 156V158L238 157V160H237V159H236V160H232V159H231V160H232V163H231L232 165L234 164L233 161L236 162V161H240V160H241V162L238 163V165L236 166V168H233V169H232V172H233V173H232V172H226V171L223 169V167L225 168V167H227V166H228L229 169H230L232 166H230L231 164L228 165L227 163H225V159H224V158H223L224 160L222 159V155H221ZM227 153H228V155H227ZM241 153H242V154H241ZM245 153H246V154H245ZM33 154H34V153H33ZM51 154H52L53 156L56 155V156H55L56 159H57V156L59 155V153H56V152H52ZM129 154H130V155H129ZM146 154L148 155V157H146V156H147ZM154 154H155V155H154ZM164 154H165V155H164ZM169 154H172L173 156H172V155H169ZM177 154H178V155H177ZM183 154H184V155H183ZM211 154H212V155H211ZM216 154H217V155H216ZM234 154H235L236 157L234 156ZM240 154H241V155H240ZM15 155H16V152H15ZM35 155H36V154H35ZM37 155H38V153H37ZM37 155H36V158H37ZM52 155H51V156H52ZM80 155H79V158L81 157ZM110 155H111V154H110ZM174 155H176V156H174ZM226 155H227V156H226ZM254 155H255V154H254ZM254 155H252V156H254ZM16 156H18V155H16ZM16 156H15V158H16ZM30 156H31V157H30ZM30 156H29V157L27 156V157H28L27 159L25 158V159H26V161L24 160L25 163L22 162L23 160H20V158H19V160L22 162V163H19V164H20V165H19L20 168H18V167H19V166H18V163L16 162L17 165L14 164L15 160H12L11 158H10V160H11L12 162H10V163H9L10 160H6V161H8V162H2V163H0V167L2 168V169H0V172H1L3 169H5V166H4V165H6L7 168H8L9 166L11 167V170H9L10 167H9L8 169L6 168V169H7L6 171L9 170L10 172H9V171H8V172H5L4 170L2 171V174H3V175L0 174V175L2 176V178L7 177V175H9L8 173H10V175H12L13 173L16 174L15 176H13L14 174L12 175L13 178H14V177H18V174H19V175L21 174L22 176L20 175V177H18V179L14 178L13 180L18 181L19 178H20V179H24V186H25V185L27 186V183H26V182H28V181L25 179V175H26V174L23 175L22 173L25 172L24 170L27 169V167L29 168V167H31L34 163L36 164V161H35V157H34V155H33V156L30 155ZM131 156H132V157H131ZM156 156H157V158L155 159ZM166 156H167V157H166ZM168 156H169V157H168ZM225 156H226V157H225ZM232 156H233V157H232ZM58 157H59V156H58ZM77 157H78V156H77ZM109 157H110V156H109ZM141 157H144V158L146 157V159H145V160H144V158L141 159ZM153 157H154V158H153ZM211 157L219 158V160H216V159L214 160V159H212ZM15 158H14V159H15ZM29 158H30V159H29ZM32 158H33V162H32V165H30V164H28V163H30V162H28L27 160L29 159V161H30ZM55 158H53V159H55ZM121 158H122V159H121ZM179 158H180V159H179ZM181 158H182V159H181ZM249 158H250V157H249ZM21 159H22V158H21ZM116 159H118V161H117ZM154 159H155V160H154ZM173 159H175V160H173ZM211 159H212V160H211ZM228 159H229V158H228ZM57 160H58V159H57ZM109 160H110V162H109ZM119 160H120V162H119ZM127 160H129V163H126V162H125V161H127ZM137 160H138V159H137ZM149 160H151V161H149ZM156 160H157V161H156ZM159 160H160V161H159ZM168 160H169V161H168ZM172 160H173V161H172ZM182 160H183V161H182ZM17 161H18V158H17ZM34 161H35V162H34ZM37 161H40V160L38 159ZM145 161H146V162H145ZM152 161L154 162V165H153V162H152ZM164 161H165V162H164ZM205 161H206V162H205ZM212 161H213V164H212ZM227 161H228V160H226V162H227ZM260 161H261L262 163H261ZM18 162H19V161H18ZM27 162H28V163H27ZM54 162H55V161L53 160V165H54ZM67 162H68V161H67ZM67 162H66V164H64V165H65L64 167H65V169H66L65 173L67 172L66 175L71 176V175H73V173L75 174V170H77V169L75 168L72 172L70 171V174H69L67 164H69V163L71 164V162H69V163H67ZM80 162H81V161H80ZM99 162H100V160H99ZM123 162H125V163H123ZM156 162H157V163H156ZM210 162H211V163H210ZM230 162H231V161H230ZM243 162H244V163H243ZM258 162H259V163H258ZM3 163H5V164H3ZM6 163H8V164H10V165H8V164H6ZM38 163H39V162H37V164H36L37 169L34 167L35 164L32 166V167H34V170L36 169V171L39 170V168H38ZM170 163H171V164H170ZM242 163H243V164H242ZM13 164H14V165H13ZM24 164L26 165V167H24V166H25ZM27 164L30 165V166H28ZM70 164H69V166H70ZM123 164H124V165H123ZM158 164H159V165H162V166L159 167V166H157ZM23 165H24V166H23ZM39 165H40V164H39ZM53 165H52V166H53ZM122 165H123V166H122ZM148 165H149V166H148ZM171 165H172V168H171ZM223 165H224V166H223ZM225 165H227V166H225ZM2 166H3V167H2ZM15 166H16V167H15ZM72 166H73V165H72ZM72 166L69 168V170H72L71 168L75 167V166H73V167H72ZM117 166H119V167L117 168ZM134 166H135V164H134ZM134 166H133V167H134ZM139 166H138V167H139ZM163 166H164V167H163ZM208 166H209V167H208ZM32 167H31V169H29V171L32 170ZM39 167H40V166H39ZM53 167H54V166H53ZM106 167H107V168H106ZM121 167H122V168H121ZM130 167H132V165H130ZM148 167H149V168H148ZM151 167H152V168H151ZM213 167H214V168H213ZM228 167H227V168H228ZM233 167H234V165H233ZM244 167H245V168H244ZM13 168H14V169H15V168H18V169H16V171L19 170V169L21 170V168H22V169L24 168V169L21 170V171H23V172H20V170L17 171V172H20V173L17 174V173L14 171ZM100 168H101V167H100ZM134 168H135V169H134ZM134 168L132 169V170H133V171H132V174L129 176V177H130L129 179H131V180H132V177H133V176H135V177H133V179L136 178V174H134V172H135V170H136V167H134ZM141 168H139V169H141ZM206 168L209 169V170H206ZM227 168H225V169H227ZM53 169H54V168H53ZM115 169H116V170H115ZM168 169H171L172 171L174 170V173H175L176 177H174L175 175H174L173 173L171 174V173L169 172L170 170H168ZM214 169H215V170L217 169V170L215 171ZM229 169H228V170H229ZM245 169H246V170H245ZM27 170H28V169H27ZM54 170H56L57 173H59V175L56 176L57 178L61 179V178H65V177H66L65 174L63 175V172H62L61 170L59 171V164H58V161H56V165H55V169H54ZM114 170H115V171H114ZM144 170H145V171H144ZM162 170H163V171H162ZM166 170H167V171H166ZM228 170H227V171H228ZM230 170H231V169H230ZM230 170H229V171H230ZM238 170H239V171H238ZM11 171H12V172H11ZM29 171H28V174H27V175H30L31 177L29 176V177H27V178H28V180H29V179L32 180V182H28V184L30 183V186H31V184L33 183V179H34V177H36V176H34L36 172H34V171L32 170L33 173H32V175H31V171H30V173H29ZM58 171H59V172H58ZM129 171H130V170H129ZM137 171H139V170L137 169ZM137 171H136V172H137ZM148 171H149V172H148ZM155 171H157L156 174L154 173ZM165 171L167 172V174L169 173V175H171V177H169L168 175H166L168 178L165 177V179H163V178H164V177H163V178H162V181H161V178H160V176H161V172H165ZM213 171H214V172H213ZM217 171L220 172L221 175H222V177H224V178L220 179V178H221L220 175H219L220 173L215 174V173H217ZM222 171H224V172H222ZM26 172H27V171H26ZM140 172H141V170H140ZM179 172H180L181 174H180ZM185 172H187V173H185ZM192 172H193V174H194L195 176H194V175L191 176ZM235 172H236V173H235ZM6 173H7V174H6ZM78 173H79V170H78ZM78 173L76 172L75 176L78 175ZM94 173H97L96 170H95ZM119 173H120V174H119ZM121 173H123V174H121ZM137 173H138V172H137ZM178 173L181 175V177H182L183 179L180 178V176H179V177L177 176ZM183 173H184V175H183ZM188 173H189V174H188ZM61 174H62V175H61ZM133 174H134V175H133ZM142 174H141V175H142ZM204 174H205V173H204ZM225 174H227V176H226ZM234 174H235V175H234ZM5 175H6V176H5ZM10 175H9V176H10ZM79 175H81V176H80V177L77 176V177H79V178L81 179V178L83 177V176H82V173L79 174ZM114 175H115V176H114ZM127 175H126L123 179H125V178L127 177ZM152 175L150 176V178L153 177ZM172 175H173V176H172ZM186 175H187L188 177H186ZM210 175H211V176H210ZM230 175H231V176H230ZM233 175L236 176V179H234V176H233ZM237 175H238V176H237ZM3 176H5V177H3ZM9 176H8V177H9ZM23 176H24V177H23ZM32 176H33V177H32ZM117 176H118V177H117ZM139 176H140V174H139ZM139 176L137 177V181H139V182L135 181L136 179H135L134 181H132L131 190H130V187H128V188L125 187L127 190H124V187L121 186V187H122V191H121V190H120L121 187L119 186L120 188H119V187H118V188H119V191H121V192H120L121 195L118 193V191L115 190V192H117V193L119 194V195H116L117 197H119L118 199H119V200L124 199V202H118V203H119V204H118V207H119L120 204H121V207H122V204L124 203V205H126L127 208H128V205H127L128 195L131 194V193H134V196H136V195L138 194V191H140V190H141V192H144V190H143V189L145 188V187H144V183H143V184H142V183L140 184L141 186L143 185V186H142L143 189H142L141 186L139 185V183H140V179H141V178L143 179V176H140V178H139ZM200 176H199V178H200ZM207 176H208V177H207ZM209 176H210V178H211L212 176H215L216 180H215L213 177H212V179H214L215 182H217V183H216L217 185H218V183H219V181H220V184L218 185V189H217V187H216L217 185L214 183V181L212 182L213 184L210 183V180L212 181V179H210V180L208 181ZM22 177H23V178H22ZM77 177H75V178H77ZM96 177H97V178H96ZM102 177H103V176H102ZM116 177H117V178H116ZM120 177H121V178H120ZM147 177H149V176H147ZM194 177H195V178H194ZM228 177H229V178H228ZM83 178H84V177H83ZM89 178H91V177H89ZM89 178H88V179H89ZM157 178H158V179H157ZM172 178H173V179H172ZM177 178H178V179H177ZM184 178H185V182H186V184H184ZM225 178H226V179H225ZM7 179H12V178L9 177V178H7ZM105 179H108L109 182H110V179H114L115 181L113 180V184L109 185L108 180L106 181ZM129 179H128V182H129V185H131V184H130L131 180L129 181ZM175 179H176V180H175ZM196 179H197V178H196ZM218 179H219V180H218ZM13 180H8V181L10 182V181H13ZM81 180H83V179H81ZM85 180H87V179H85ZM144 180H145V179H144ZM144 180H143V181H144ZM158 180H160L161 182H159ZM167 180H168V181H167ZM171 180H172V181H171ZM173 180H174L175 182H173ZM178 180H179V183L177 184L176 182H178ZM180 180H181V181H180ZM190 180L193 182L194 185L196 184V186H194ZM29 181H30V180H29ZM34 181H35V182L33 183L34 185H35V183L38 184V181H37L36 179H35ZM36 181H37V182H36ZM77 181H78V180H77ZM79 181H80V180H79ZM79 181H78V182H79ZM83 181H84V180H83ZM87 181H88V180H87ZM87 181H86V182H83V184H84V183H87ZM111 181H112V180H111ZM202 181H203V180H202ZM225 181H226V182H225ZM259 181H260L261 183H258ZM6 182H7V180H6ZM81 182H82V181H81ZM91 182H93V180H91ZM141 182H142V180H141ZM145 182H146V181H145ZM158 182H159V183H158ZM163 182H164V183H163ZM171 182H172L173 184H172ZM187 182H190V183L187 184ZM203 182H204V181H203ZM207 182L211 184V188H210V186H209V187H208V186L206 187V183H207ZM22 183H23V182H22ZM174 183H175V184H174ZM231 183H232V185H231ZM77 184H78V183H77ZM81 184H82V183H81ZM81 184L79 183V184H78V187H79V185H81ZM83 184H82V185H83ZM89 184H90V183H89ZM114 184H115V185H114ZM163 184H164L165 186H163ZM167 184H168V186H167ZM170 184H171V185H170ZM182 184H183V185H182ZM199 184H200V183H198V186H199ZM210 184H209V185H210ZM17 185H18V184H16L15 186H17ZM20 185H21V184H20ZM82 185L80 186L81 189H82ZM145 185H147V184H145ZM185 185H186V187H185ZM187 185H189V186H187ZM212 185H213V186H212ZM24 186H23V187H24ZM30 186H27V187H28L27 190L30 188ZM35 186H36V185H35ZM71 186H72V185H71ZM71 186L69 185V186H66V187H62V188H60V189H57V191L55 190L56 192L53 190V191L55 192L54 194H56V196H55L54 199H56L57 196H67L66 193H67L68 190H70V189L72 190L71 193H72V196H73V194H75V193H74L75 190H74V192H73V188H72L73 186H72V187H71ZM85 186H86V184H85ZM134 186H135V187H134ZM159 186H160V187H159ZM173 186H174L175 188H174ZM231 186H232V187H231ZM12 187H14L13 184H12ZM31 187L34 188L33 185H32ZM146 187H147V186H146ZM158 187H159V188H158ZM162 187H163L164 189H163ZM165 187H166V188H165ZM194 187H197V188L195 189ZM0 188H1V187H0ZM2 188H3V187H2ZM2 188H1V189H2ZM19 188H20V187H19ZM74 188H75V186H74ZM83 188H84V187H83ZM85 188H86V187H85ZM85 188H84V191H85ZM91 188H94V187H91ZM134 188H135V189H134ZM139 188H141V189H139ZM147 188H149V187H147ZM170 188H169V190H171ZM21 189H22V188H21ZM23 189H24V188H23ZM34 189H35V188H34ZM76 189H78V188L76 187ZM86 189H87V188H86ZM88 189H89V187H88ZM128 189H129V192H130V193L127 192V196H126V194H125L126 192H125V191H128ZM136 189H138V190H136ZM204 189H203V190H204ZM215 189H216L217 192L215 191ZM236 189H237V190H236ZM30 190H31V189H29V191H30ZM32 190H33V189H32ZM59 190H61V192H58ZM132 190H133V192H131ZM199 190H200V189H199ZM201 190H200V191H201ZM238 190H239V191H238ZM146 191H147V189H146ZM146 191H145V192H146ZM184 191H185V189H184ZM200 191H199V192H200ZM25 192H26V190H25ZM69 192H70V191H69ZM69 192H68L67 194H69ZM122 192H125L124 194H125L126 197L124 196V198H121V196L123 197V195H124ZM169 192H170V191H169ZM169 192H168V193H169ZM215 192H216V193H215ZM52 193H53V192H52ZM71 193H70V194H71ZM89 193H90V192H89ZM128 193H129V194H128ZM139 193H140V192H139ZM160 193H161V192H160ZM168 193H167V194H168ZM170 193H171V192H170ZM26 194L28 195V191H27ZM85 194H86L85 196H87V197L90 196L89 194H87V192H86ZM115 194H116V193H115ZM122 194H123V195H122ZM150 194H152V193H150ZM161 194H163V193H161ZM161 194H160V195H161ZM165 194H166V192H165ZM239 194H240V195H239ZM24 195H25V194H24ZM27 195L23 196V198H24L26 201H27ZM131 195H132V194H131ZM241 195H242V196H241ZM72 196H71V198H72ZM116 196H115L114 200L116 201L115 203L117 204V200H118V199H117ZM129 196H130V195H129ZM132 196H133V195H132ZM239 196H240V197H239ZM53 197H54V195L52 196V198H53ZM69 197H70V195H69ZM217 197H218V196H217ZM237 197H238V198H237ZM67 198H68V197H67ZM126 198H127V199H126ZM136 198H137V197H136ZM232 198H231V199H232ZM116 199H117V200H116ZM228 199H229V198H228ZM240 199H241V200H240ZM22 200H23V199H21V203H22V202H26L25 200H24V201H22ZM229 200H230V199H229ZM136 201L139 202V199H137ZM136 201H135V202H136ZM1 202H2V201H1ZM5 202H7V201H5ZM19 202H20V199H19ZM29 202H30V201H28V203H29ZM112 202L114 203V201H112ZM138 202L136 203L137 205H138ZM232 202H233V205H234V206L231 205ZM21 203H20L19 205H21ZM26 203H27V202H26ZM26 203H25V204H26ZM30 203H32V202H30ZM30 203H29L28 205H26V206L23 205V206H25V208H27V209H25V210L23 209L24 211H30V209L32 208V207H31L32 204H30ZM129 203H130V202H128V204H129ZM139 203H140V202H139ZM4 204H5V203H4ZM136 204H135V203L133 204L134 207L131 205L132 210H134L135 206L137 207ZM110 205H111V202H110ZM124 205H123V206H124ZM108 206H109V205H108ZM112 206H113V204L110 206V207H111V208H110L111 210H112V208H113ZM114 206H115V204H114ZM126 206H125V207H126ZM200 206H201V204H198V207H200ZM229 206H230V207H229ZM3 207H4V206H3ZM19 207H20V206H19ZM21 207H22V205H21ZM29 207H30V209H29ZM131 207H130V208H131ZM203 207H204L205 209L207 208V207L204 206V205H203ZM213 207H214V206H213ZM215 207H217V206H215ZM22 208H23V207H22ZM47 208H48V210H47ZM47 208H44V209H46V210H44V209L42 208V209L44 210V211H42V214L44 213V215H45V214L47 213V215H45V216H48V218L42 219L43 217H41V220H40L39 217H40L41 214H40V215H37L36 213H35V214L38 216V218H37V217H35V219L33 218V220H35V221H33L34 223L36 222V219H37V222L35 223V226H37L38 228H35V229H36V231H35L34 226H33L34 223H33L32 226H33V229H34V230H33V229H32V230H33L35 233L40 234L39 237L41 236V237L39 238V237H37L38 234L36 235L35 233L32 232V233H33V235H32L33 240H32V238H31L30 241H29V243L32 241V243L29 244V245H30L29 248H30V250H31V248L34 250V254H35V255H34L33 252H32L33 250H31V252H30L32 256L34 255V256H33V257H34L33 259H36V258H38V257L40 256V255H38V254L35 253V252H39L40 250H41V251L43 250V252H44L43 246H42V247H41V246H40V247L38 246V244H39V239H40V241L42 240V241H41L42 243H43V241H44V243H45L46 241L48 242V241L52 240L53 237L56 238V236L58 237V236L62 235L63 233H65V232L68 230V229L66 230V228H68V225L66 224V215H67V213L65 212V210H64L63 212H60L61 209H53V210H52V209L50 208V206L47 207ZM122 208H123V207H122ZM127 208H126V209H127ZM130 208H129V211H130ZM196 208H197V207H196ZM204 208H203V210H204ZM211 208H212V207L210 206V209H211ZM42 209H41V210H42ZM62 209H63V208H62ZM115 209H117V207H116ZM126 209H125V212H128V209H127V210H126ZM200 209H201V207H200ZM200 209H199V210L196 209V210L194 211V212L196 213V219H197L196 223H194V224H197V222H198V219H199V218H198L197 215L201 214L200 216H202V215L205 214V215H206V218H205V219H206V222L209 223V227H208V224H207V223H206V224H207L206 226H205V224H203V226H201V223H202L201 221H202V220L200 219L201 221H200L198 224H199V226H200V228H201V231H202L203 229H205V227H206V228H209V229H210V231H209L210 234H211L212 236H215V234H218L217 232H220V231H218V230H221V229H222L221 226H219L220 221H222L223 218H226L229 214L224 216L223 213H225V210H224L223 208H221V209H223V211L221 210V212H220V209H219V211L217 210L218 207H217V209L214 208L213 212H214V211L216 212V210H217V214H215V216H217L218 213H219V215L217 216V219H215V218H216L215 216H214V217H211V216L214 215V213L211 212L212 209H211V211H210V210L208 211V208H207V211H206V212H204V213H203V212L199 213V212H200ZM10 210H11L10 208H9V210H8V209L5 210V211L8 213V214H6V213H5V214L8 215V217H9V215L12 216V217H16L15 214H13L12 212H9ZM23 210H22V211H23ZM49 210H50V214H51V210H52V211L57 210V211H55L53 214H51L52 216H49V214H48V212H47V211H49ZM73 210H74V209H73ZM102 210H103V209H102ZM107 210L110 211L109 209H106V208H105V211L103 210V212H101L100 209H99V211H100L101 213H103L104 215L106 214V213H104V212H107V214H106V217H107V218H105V216L103 215V217H104L105 219H108L109 217H110V218L112 217L111 219L109 218L110 221H109V219L107 220L106 225H104L105 228L103 227V225H102V227H100V228H103V230L106 229L105 232H104L106 237H104V235L102 236L103 233H101V232L99 233L101 236H100V235L96 236V235H95V232H94V235H95L94 238L100 236V237H104V238H107L108 240H110V239L113 238V237H112L113 234H114V235H115V234L117 235L118 232H115V231H114V229H115L117 226L121 227L120 230H122V226L125 227V224H126V223H125L124 225H121V224H119V223L117 222V223L115 224V225H117V226H115L114 229L112 228V230H113L114 233L111 235L112 232H110V231H112V230H111V228H108V227H109V225H111V224H110V223H111V220L115 219V221H116V218H115V217H116L115 212H117V211H115V212H111V211H110L111 214H108V211H107ZM197 210H198L199 212H197ZM228 210H227V212H230V213H231V210H230V211H228ZM233 210L235 211V208H233ZM243 210H244V211H243ZM255 210H256V211H255ZM260 210H261V211H260ZM87 211H88V214H92V213H93V211H92L91 209H90V213H89V209H88ZM87 211H86V212H87ZM99 211H98V212H99ZM112 211H113V210H112ZM201 211H202V209H201ZM238 211H239V212H238ZM59 212H60L61 214H60ZM64 212H65V213H64ZM81 212H83V210H81ZM86 212H85V213H86ZM110 212H109V213H110ZM132 212H133V211H132ZM209 212H211L213 215L209 214ZM250 212H252V213L250 214ZM258 212H259V213H258ZM39 213H41V212H39ZM58 213H59V215H58ZM69 213H70V211H69ZM72 213H74V211H72ZM72 213H70V214H72ZM101 213H97V215H98V214L101 215ZM112 213H113V216H112ZM202 213H203V214H202ZM221 213H222V215H221ZM235 213H236V211H235ZM235 213H232V215L235 214ZM248 213H249L250 215H249ZM65 214H66V215H65ZM246 214L249 215V218H248V219L245 218V216H244V215H246ZM57 215H58L59 217H62L63 221H60V222H59V220H62V219H60V218L58 219V216H57ZM100 215H99V216H100ZM107 215H108V216H107ZM109 215H111V216H109ZM209 215H210V216H209ZM259 215H258V216H259ZM83 216H84V217H82V215H81L82 219H83V218H86V217H85V216H86L85 214H83ZM208 216H209V217H208ZM233 216L235 217V215H233ZM233 216H231L230 219H233V220H234V219L237 218V216H236V218H234ZM261 216H260V218H258V217L256 216L255 219L258 218V220H262V222L264 223V220L261 219V218H262ZM51 217H53V220H52ZM81 217H80V218H81ZM164 217H165V216H164ZM164 217H163V218H164ZM168 217H170V215L167 216V219H168ZM193 217H194V216H193ZM210 217H211L212 219H211ZM232 217H233V218H232ZM246 217H248V216H246ZM252 217H253V216H252ZM252 217H251V218H252ZM10 218H11V217H10ZM50 218H51V219H50ZM80 218H79V215H78V218H77L78 220H77V221H80ZM191 218H192V216H191ZM208 218H210V220H208ZM228 218H229V217H228ZM11 219H12V218H11ZM49 219H50V220H49ZM54 219H55L56 221H55ZM105 219H104V220H105ZM170 219H171V220H168V221H170L169 223H168V221L165 220V221L167 222V223L165 224L166 226H168L169 224H170L171 226H173L172 223H174L175 218H170ZM172 219H173V222H171ZM196 219H195V220H196ZM226 219H227V218H226ZM239 219H238V220H239ZM243 219H242V220H243ZM255 219H254V220H255ZM85 220H86V222H87V218H86ZM85 220H82V221H85ZM104 220H103V221H104ZM228 220H229V219H228ZM238 220H237V221L234 220L235 222H237V225H236V224H235V225H236L237 227H238V224H239V226H242V224H240V223L238 222ZM240 220H241V219H240ZM242 220H241L240 222H244V221H242ZM254 220H253V221H254ZM258 220L256 219L257 224H258ZM12 221H13V220H12ZM54 221H55V222H54ZM105 221H106V220H105ZM165 221H163V222L165 223ZM226 221H227V220H225V221L223 220V224H224V222H226ZM234 221H233V222H234ZM249 221H250V220H249ZM249 221H248L249 225H250V226L253 225V226H254V227L252 226L253 228H252V227H251V229H250V228H247V227H249L248 225H246V227H245L244 225H243L244 227L242 226V227L245 228L246 230L249 229V232H244L245 234H246V233H247V234L249 233V234H248L247 236H245V234L240 230V231H241L240 233H241V234H244V236H245L246 239H247V241H245V244H246V242H248V240H249V242H248L249 244H250V243H253V242H254L253 238H255V239L258 240L257 237L260 236V237L262 238V236L264 235V230H263V228L260 227L259 224H258V226H259L260 228H258V226H256V224H251V223H253L252 220H251L252 222H249ZM256 221H255V222H256ZM13 222H14V221H13ZM80 222H81V221H80ZM175 222H176V221H175ZM192 222H194V221H192V219H191V220H190V223L193 224ZM233 222H232V225H233ZM16 223H18V222L15 221L14 223L11 224V225H12V228H13L14 224H16ZM53 223H54V224H53ZM56 223H57V224H56ZM62 223L64 224V226H62ZM190 223H188V224H190ZM248 223H247V224H248ZM55 224H56L57 226H56ZM58 224H59V225H58ZM93 224H94V223H93ZM93 224H92V225H93ZM112 224H113V223H112ZM135 224H136V223H134V227L132 226L133 228H135V226H136ZM139 224H140V223H139ZM139 224H138V225H139ZM174 224H175V223H174ZM188 224H187V226H188ZM221 224H222V222H221ZM221 224H220V225H221ZM223 224H222V226H223ZM243 224H246V223H243ZM260 224H261V222H260ZM45 225H46L47 227H46ZM48 225L51 226V227H48ZM65 225H66V227H65ZM89 225H91V224H89ZM132 225H133V224H132ZM138 225H137V226H138ZM170 225H169V226H170ZM216 225H218V227H217ZM229 225H230V224H229ZM232 225H231V226H232ZM262 225H263V224H262ZM15 226H16V225H15ZM15 226H14V227H15ZM40 226H41V227H40ZM43 226H45V227H43ZM53 226H55V228H56V227H57V228H56V229L54 228L55 230H53V229H52ZM61 226H62V228H61ZM93 226H95V224H94ZM93 226H92V228H94ZM97 226H99V225H97ZM112 226H113V225H112ZM126 226H127V225H126ZM192 226L194 227V229H195V231H196V228L198 227V225H190V228H191ZM231 226H230V227H231ZM236 226H235V229H238L239 227L236 228ZM255 226H256V227H255ZM95 227H96V226H95ZM129 227H130V226H129ZM132 227H131V229H133ZM138 227H139V226H138ZM193 227H192V228H193ZM210 227L212 228V230H211ZM224 227L226 228L225 224H224ZM228 227H229V226H228ZM232 227H233V226H232ZM262 227H263V226H262ZM42 228H43V229H42ZM44 228H45V229H44ZM63 228H65V229H63ZM96 228H98V227H96ZM100 228H99V229H100ZM107 228H108L109 230H107ZM144 228H145V227H143V226L140 225V234L147 235V236H149V237L152 235V232H153V231H157V230L159 229V228H157V229L153 230L152 232H151V231H150V232L148 231L147 233H150V235H148V234H144V231H145V230H143ZM146 228H147V227H146ZM146 228H145V229H146ZM149 228H150V227H149ZM188 228H189V227H188ZM188 228H187V229H188ZM190 228L188 229L189 231L192 230V229H190ZM217 228H218V229H217ZM225 228H223L221 231L225 230ZM40 229H41V230H40ZM47 229H48L49 231H52V232H50V233L54 234V236H53V235H50V233H48V234L50 235V237L53 236L52 238H50V237L47 235ZM57 229L59 230L60 234H59V232L57 231ZM61 229H62V230H61ZM99 229H98V231H99ZM126 229H127V231H128V230H131V229H128V227H125V228H123V231L126 230ZM147 229H148V228H147ZM150 229H151V228H150ZM150 229H148V230H150ZM187 229H185V230H187ZM198 229H199V227H198ZM229 229H230V228H229ZM229 229H227V230H225V231H229V233H230L231 230L233 229V230H234L233 233H234L235 235L233 234L232 237H234V236L236 237V235L238 234L239 231H238V232H235V229H234V228H231V230H229ZM239 229H242V228L240 227ZM239 229H238V230H239ZM65 230H66V231H65ZM115 230H116V229H115ZM188 230H187V231H188ZM199 230H200V229H199ZM205 230H207V231H205ZM205 230H203V232L206 233V234H205V233H204V234H205L207 237H209V239H208L207 237H206V239L204 238L205 235L203 234V232L200 231V233H199V231H198V233L195 234L196 232H194V230H192V234H193V232H194L195 237H197V238L200 237V239H202L201 237L204 236V237H203V238H204V239H203V242H204V240H205L206 243H203V242H202V244H205V245H202V244H201L202 247H203V246H206V245H207L209 242H211V240H212V236H211V235L208 236V233H209V232H208V229H205ZM215 230H216V231H215ZM0 231H1V233H0L1 236L7 235L6 232H7L8 230H7V231H6V230L4 231V229L1 228ZM98 231L96 232V234H98ZM118 231H119V229H118ZM137 231H138V230H137V228H136V231H135V232H137ZM158 231H159V230H158ZM212 231H213V232H212ZM243 231H244V230H243ZM3 232H4V233H3ZM129 232H130V231H129ZM131 232H134V231L131 230ZM145 232H146V231H145ZM211 232H212V233H211ZM250 232H251V234H250ZM188 233H189V232H188ZM190 233H191V231H190ZM223 233H224V234H227L228 232H222L221 234H223ZM41 234H42V235H41ZM58 234H59V235H58ZM122 234H123V233H122ZM132 234H133V233H132ZM136 234H138V232H137ZM153 234H154V233H153ZM159 234H160V233H155V235H158V236H159ZM192 234H191V236H192ZM202 234H203V235H202ZM241 234H238V235H237V238L239 237V235L241 236ZM43 235H44V236H45V235L47 236V240H46V241L44 240V239L46 238V236L43 237V239H41ZM116 235H115V237H116ZM118 235H119V234H118ZM120 235H121V233H120ZM126 235H127V234H126ZM126 235H125V236H126ZM198 235H199V237H198ZM218 235H220V233H219ZM227 235H228V234H227ZM227 235H226V236H227ZM231 235H232V234L230 233V235H228V236L231 238ZM251 235H252V236H251ZM91 236H92V235H91ZM91 236H90V237H91ZM122 236H124V235H122ZM125 236H124V237H125ZM127 236H128V235H127ZM153 236H154V235H153ZM228 236H227L226 238H228ZM48 237L50 238L49 240H48ZM115 237H114L112 240H110L111 243H112V241H113V244H111V243L109 242L110 244H108V245H110V247L113 246V245H115L114 242L116 241V239H118V240H117V243H118V241H120V238L122 239V237H120V238H117L118 236H117L116 238H115ZM192 237H193V236H192ZM195 237H194V238H195ZM235 237H234V238H235ZM242 237H243V236H242ZM260 237H259V239L261 240ZM38 238H39V239H38ZM55 238H54V239H55ZM215 238L218 239V236L216 235ZM248 238H249V239H248ZM263 238H264V237H263ZM99 239H100V238H99ZM99 239L97 238L98 241H99ZM101 239H102V238H101ZM213 239H214V238H213ZM240 239H241V241H240L241 243L239 242V244H238V243L236 244V241H237V240H240ZM243 239H244V238H243ZM90 240H91L92 242H95V241H96V239L93 240V237L90 238ZM208 240H209V242H208ZM231 240L233 241V239H231ZM252 240H253V241H252ZM257 240H256V241H257ZM260 240H259V241H260ZM74 241H75V240H74ZM100 241H101V240H100ZM106 241H107V240H106ZM106 241L104 240L105 244H103V245H104L103 247H102V245H101V246H100V245H96V246H95V244H92V246L90 245V247L87 248L88 250H86V252H87V251L89 252V250H91V252H90L91 255H89V254L87 253L88 256H89L90 259H91L90 262L96 260V259H94V257H93V256H95V255H96V256L98 255V256H97L98 259H99V257H100V258L103 257V256H101V255H104V254L107 255L108 251H107V252H105V251L108 249L107 247H109V246H107V247L105 246V245H107V243H108V242L106 243ZM196 241H197V240H196ZM201 241H202V240H201ZM201 241H200V243H201ZM213 241H214V240H213ZM213 241H212V242H213ZM220 241H221V240H220ZM234 241H235V242H232V243L230 242V244H228V243L226 242V243H227V244H226V247H228V248L230 247V248H231V247H233V244H234V245L236 244V246L238 245L237 248H236V246H234L233 248H234L235 250H236V249L239 250V253H236V255L239 254L240 257H241V253H242V252H241L240 250H242L241 247H243L242 244H243L244 242H242V238H241V237L238 238V239H235ZM261 241H262V240H261ZM261 241H260V242H261ZM263 241H264V240H263ZM102 242H103V239H102ZM190 242H194V241H190ZM197 242H198V241H197ZM237 242H238V241H237ZM260 242H259V246L262 247ZM24 243L26 244L27 241L24 242ZM33 243H35V244L38 243V244H37V247H36V245H35V246H32V245H34ZM42 243H40V244H42ZM71 243H72L73 246H74V244L76 245V243H73V241H71ZM96 243H97V241H96ZM117 243H116V244H117ZM248 243H247V244H248ZM257 243H258V242H257ZM257 243H255L254 245L257 246V245H258ZM262 243H263L262 245L264 246V242H262ZM90 244H91V242H90ZM98 244H99V243H98ZM178 244L180 245L181 243H178ZM189 244H190V243H189ZM189 244H188V245H189ZM193 244H195V245L197 246L198 243L196 244V243L194 242ZM193 244H190V245H193ZM214 244H215V242H214ZM231 244H232V246H230ZM29 245H25V247H24V245H23V247H21V248H23L22 251H24V248L29 249V248H28ZM42 245H43V244H42ZM201 245L198 244V246H199L198 248H200ZM210 245H211V243H210ZM212 245H213V243H212ZM239 245H240V247H239ZM252 245H253V244H251V245H249V246H246V245H245V246L248 247V248L243 247V248H245V252H246V253H249V252H250V255H249V254H248V255L246 254L249 258H248V257L246 258V256L243 257V255H245V254H242V258H244V259H245V258L248 259V260H246V259H245V260L248 261L249 264H250L251 261L253 260V259H252L253 257L251 256V253H252V255H253V254L255 253L254 251H256V249H257V251H256L257 253H256L254 256H255V257H261L258 253H259V251H262V249L264 248V247H262V249H261L260 247H257V248H256V246L254 247V245H253V246H252ZM26 246H27V247H26ZM70 246H71V245H70ZM175 246H177V245L175 244ZM180 246H181V245H180ZM180 246H179V247H180ZM193 246H194V245H193ZM208 246H209V244H208ZM250 246H252V248H250ZM253 247H254V248H253ZM21 248H20V249H21ZM72 248H73V247H70L69 249L71 250ZM74 248H77V246H74ZM106 248H107V249H106ZM140 248H141V247H140ZM140 248H139V249H140ZM191 248H192V247H191ZM210 248H211V246H210ZM249 248H250V249H249ZM259 248H260V250H259ZM35 249H36V251H35ZM77 249H78V248H77ZM77 249H76V251H77ZM104 249H106V250L104 251ZM109 249H110V248H109ZM109 249H108V250H109ZM194 249H196V248L194 247ZM194 249H193V250H194ZM74 250H75V249H74ZM74 250H73V249L71 250V251H73V254H74V252H75ZM84 250H85V249H84ZM142 250H144V247H143V246H142ZM211 250H212V249H211ZM229 250H233V249L231 248V249H229ZM238 250H237L236 252H238ZM258 250H259V251H258ZM41 251H40V252H41ZM101 251H104V252H101ZM191 251H192V250H191ZM222 251H223V250H221V252H222ZM233 251H234V250H233ZM243 251H244V250H243ZM40 252H39V253H40ZM79 252H81L80 249H78V252H77L78 255L80 254ZM140 252H141V251H140ZM142 252L144 253L145 251H142ZM192 252H194V254L197 255V254L195 253V251H192ZM203 252H204V251H203ZM214 252H215V251H214ZM221 252H220V250H219V252H217V253H221ZM28 253H29V251H28ZM77 253H76V254H77ZM204 253H205V252H204ZM212 253H213V252H212ZM217 253H215V254H217ZM234 253H235V252H234ZM234 253H233V255H235ZM114 254H115V253H114ZM200 254H201V256L203 255L202 252H201ZM205 254H206V253H205ZM205 254H204L203 256H206ZM210 254H211V253H209V255L206 256L207 258L205 257V259H203V257H200V255L198 254V256L200 257V259H198V256L196 257V259L199 260L200 262H203V263L206 262L207 264H209V263L211 264L212 262H213L212 264H219V263H221V261H219V260H222V257H223V256L221 257V259L218 260V263H216V261H215L216 259L214 260V257H213L212 254H211V255H212V256H211L212 259L209 258V257H210ZM213 254H214V253H213ZM227 254H228V253H227ZM227 254H226V255H227ZM36 255H37V256H36ZM78 255H76V256L78 257ZM105 255H104V256H105ZM146 255H147V254H146ZM146 255L144 254V256H146ZM72 256H74V255H70V256H69L70 259L73 258V259H71L72 261H70L69 264H78L77 262L74 263V261L76 260V259H75L76 256H75V257H72ZM114 256H115V255H114ZM114 256L112 257V259L114 258ZM216 256H219V255H216ZM216 256H215V257H216ZM229 256H230V255H229ZM262 256H263V255H262ZM92 257H93L94 260L92 259ZM115 257H117V256H115ZM226 257H227V256H224L225 259H228V258H226ZM236 257H237V256H236ZM117 258H118V257H117ZM145 258H146V257H145ZM217 258H220V256L217 257ZM242 258H240V259L242 260ZM250 258H251V259H250ZM98 259H97V260H98ZM196 259H195V261H196ZM202 259H203V260H202ZM206 259H207V260H206ZM235 259H236V258H235ZM237 259L239 260L238 257H237ZM244 259H243V260H244ZM249 259H250V261H249ZM254 259H256V258H254ZM257 259L259 260V263H261L260 259H264V257L257 258ZM257 259H256V261H257V263H258V260H257ZM201 260H202V261H201ZM204 260H205V261H204ZM208 260H211V262H209ZM238 260H237V261H238ZM199 261H198V262H199ZM214 261H215V263H214ZM223 261H225V260H223ZM223 261H222V262H223ZM256 261L253 260V262H256ZM96 262H97V261H96ZM96 262H93V263H96ZM226 262H227V261L223 262V264H224V263L226 264ZM248 262H245V261L243 262V261H242L241 263H243V264H246V263H247V264H248ZM253 262H252V263H253ZM241 263H240V264H241ZM252 263H251V264H252ZM257 263H253V264H257ZM227 264H228V263H227ZM238 264H239V263H238Z\"/></svg>",
  "mask_w": 264,
  "mask_h": 264
}]
</instances>
